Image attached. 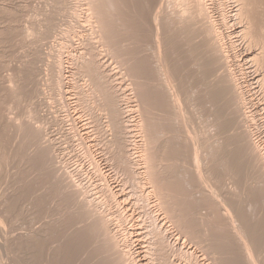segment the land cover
Masks as SVG:
<instances>
[{"label": "rangeland", "instance_id": "374dc122", "mask_svg": "<svg viewBox=\"0 0 264 264\" xmlns=\"http://www.w3.org/2000/svg\"><path fill=\"white\" fill-rule=\"evenodd\" d=\"M58 0H0V103H1V106H0V108L2 107L3 109H4V111L6 112V110H7V112H11L9 115L7 114V112L5 113L4 111H3V109L1 108L0 109V127L2 128H0V145H1V148H3V149H1L0 148V154L1 155H3V156H1L0 155V165H3V166H1L0 167V180L2 181V182H0V193H2L1 195H0V201L2 200L3 202L4 201H6L5 202V208H4V206L3 207H1L4 203L1 201V205H0V215H2V216H0L1 218L0 219H2V220H0V253L2 252V254H0L4 259H1L2 261L0 262V264H25V262H28L29 264H52L53 262L52 261H54V264H56L57 262L59 263V264H67V261H68V264H71V263H73V261H74V263L73 264H93L94 262V264H96V262H98V263H101V262H103V260H104V258L102 259L101 258V256L100 255H103L104 254V250L106 249V247L108 246V248L110 247V248H112L113 250H116L117 248H119L120 247V243L119 242H123V238H121L122 237V235H121V232L120 231H125V232H128V231H130V228L132 229L133 228V226H134V230L132 229L131 231H133V233H131L132 234V239H134V240H132L133 242H131V243H129V247L131 246V248H129L130 249V251L131 252H133V251H135L136 253H135V257H134V259H140L141 261V263L143 264H156V261H154L153 262V260L152 259H150L146 254H145V247L144 246H146L147 245V240L150 242L151 241V237L148 235V237H146L147 236V234H146V236H145V233H147L146 231H147V222L149 223V221H151L152 220V218L153 219H155V221H157V223H158V225L160 224V225H162V227L163 228H166V229H168L169 231H168V234H167V237H168V240H169V242H171V243H173L172 245H173V247H175L177 250H178V248L180 249V250H178L179 252H182L183 251V253H184V250H185V252L189 255V253L190 254H192V255H198V260L197 261H199L198 262V264H220V263H222V264H237L238 262H240V264H243L242 262H243V260H245L244 261V263L245 264H247L248 262L246 261L247 259L245 258V259H241L242 257H243V255L245 254V252H244V250L245 249H243V250H241L242 249V246H238V243L240 244V245H243V244H241L240 242H239V240L236 238V239H234L235 237H234V235L232 234L233 233V231H232V229L228 226V225H226L225 224V222L224 221H222V220H224V219H222V218H224V217H222V215L219 213L220 211H218L217 209H219L218 207H215V203H213L211 200V202L208 200V199H204V197H203V200H201L202 199V197H201V195H203L204 193L205 194H207L208 195V190H216L217 189V187L219 188V189H217V193H218V195H220L219 194V192L221 193V196L222 195H224L226 198L227 197H229L230 196V199H226V200H229L228 202H230V205H229V212H232L231 214H233V212L234 211H232V210H235V212H237L239 209V211H238V213L237 214H239L240 212H241V210H242V212H243V208H244V213H246V214H244V215H242V216H244L245 217V219H244V217L242 218V220L244 219L245 221H243V222H245V223H243V224H245V225H243V227L245 228V229H247V227H251V228H253V229H251V231L249 232V235H248V237L247 238H249L248 240L246 239V242H247V247H248V245L250 246L249 248H248V250H251V252H253V256H254V252L256 253L255 254V256L253 257L254 258V260H255V257H256V262L255 261H253L252 260V262L254 263H256V264H264V252H263V250H264V242L262 243V238H263V235H264V179H263V175L264 174H261V172L264 170V166H263V168H262V165H264V162H262V164H261V162L259 161V160H261V159H259L260 158V156H261V158H263V156H264V154L261 152V150L258 148V147H260V145L261 144H263V145H261V146H263L264 147V92H263V90H264V84H262V82H260L261 80H260V70L258 69V68H256L255 67V63L254 62H252V60L251 59H249V58H251L252 56H253V54H255V52L256 51H258V48H256V47H258V46H256V47H254L253 45H248V44H246L247 43V41H246V39L245 38H243V36L241 35V33H240V31H241V28H242V22H240V20H239V18L236 16L237 15V9H238V2L236 1V0H229V1H227V3H226V5L225 6H223V8H222V10L221 9H218V7H216V6H212L211 8H210V16H208L209 17V19H207V18H205L206 19V22L204 21V19L203 18H201L200 20H199V22L200 23H203L202 25H203V27H198L199 26V22L197 21H193V22H191V24H195V22H196V24L194 25L195 27L197 26V24H198V26L196 27V28H198V29H202V28H204L205 29V26H208V24H210V21H211V19H214L216 22H218L219 20H220V18H221V13H224L225 14V18L227 19V25L225 26V27H222V29H223V31H224V38H222V39H220V35H219V37L217 36V35H215V33L217 34V32L216 31H210V33H209V31H206V30H204L203 31V33H202V35H201V32H202V30L201 31H199L198 32V30L196 29V30H194L193 28H192V30H193V34H194V31L195 32H197L198 34H200L201 36H202V38L199 36V38H201V39H203L204 37H203V35H204V33H205V31H206V34L204 35L206 38H204L205 40H206V43L208 44V45H206V44H203L204 43V40H200L199 38H198V36H196V35H191L192 36V38H188L187 36L188 35H190L191 33H192V30H191V33H190V31L188 32L186 29V27L185 26H187L188 25V23H186V25H182V23H181V25H180V23H178V22H182V20L183 19H178L179 21L178 22H174V21H176V18L174 19V14L172 15L171 13H174V10L173 11H171V10H169V8H171V7H169L168 8V10L169 11H171V13H169L168 15L169 16H171L172 15V17H173V19L172 20H174V21H170L171 20V18L169 17V16H167V17H165V18H163L164 16H166V14L164 13H162L161 12V14H160V17H162V14L164 15L162 18L166 21V19L167 20H169V21H164L163 19H161L160 21H158L160 24H161V26H160V28H161V31L159 32L160 33V36H159V34L158 35H155L154 33H155V31L154 32H152V34L153 35H151V31H150V29H152V28H154L155 26H153V24H152V22L150 21L152 18V12H153V10H154V8H157V6H158V4H159V2H160V0H159V2H158V0H123V1H126L127 3H126V6H124L125 5V2H123V7H125V8H123V9H120L121 8V5L119 6V4H122V3H116V2H118V1H114V3H116V6L114 5L113 7H110V6H108L109 5V3H108V1L107 0H105L104 1V3H105V5L106 6H108V8H107V10H108V12L110 13V14H112V11H116V13L115 14H117V13H119L120 11V13H119V15H121V13H126L125 12V10L124 9H126V10H128L127 11V13L126 14H122V15H124V18H123V16H122V19H120L121 17L119 16L118 18L121 20V22H122V24H124L125 26H124V28H125V31H127V33H125V31H124V28L123 27H120L121 29H119V31L121 32V31H124L123 33H124V35H123V33L121 34V33H118V30H117V26H118V24H117V26L115 27L114 26V29H116L117 30V33L118 34H121V35H123V37L125 36V35H128V36H130V37H128L127 36V38H129V39H131V41L130 40H128V41H130V42H128L126 39L127 38H125V40L126 41H124V42H122L121 41V43H122V46L124 47L125 45L127 46V48L128 49H126L125 47V49L128 51L130 48H131V51H130V53H129V56H131L132 58H134V59H132L131 57V62L130 63H133L134 64V66H135V71H133L134 69H132L131 67L133 66V64H130L131 65V67L129 66V68H131V69H128V64L127 63H125V60H129L130 61V59L128 58L127 59V51H126V56L122 53L121 55H119L120 53H119V51H118V53L119 54H117L118 55V57H115L116 56V54H114V55H112L111 54V57H110V51L112 52V50H113V52H116L115 50L117 49V48H120V46L121 45H119V44H121L120 42H118V40H117V42H115L114 43V41H115V39H117L116 37L115 38H113L114 36H113V34H112V38L111 37H109V38H105L108 42L110 41V40H112V42H110V44H108L106 41H105V39H101V40H104L105 42L104 43H106V46L104 45V43L103 42H99V40L97 41V46L98 47H100V48H102L101 50H100V54H99V56H100V59H101V62H103V67H105V71H106V73L108 74V78H109V82H112V84H114V88H116V90H117V93L119 92V93H121L120 95H119V93H118V95L121 97L122 95H124V96H122V98H121V102H123V104L121 103V107L123 106L124 108H122L123 109V111H124V115H126L125 116V119H127L128 121H127V123L128 124H130V126L132 127L131 129H134L136 126H135V124H139L140 125V123L139 122H141V125H143L142 126V128L143 127H145V129H146V127L148 126L151 130H153V128L155 127V129H156V127L158 128H160V126H162V127H164V128H162V129H160L161 130V132H159V131H157V129H156V132H155V134L157 133V132H159V136H161V138H159V136L157 135V138H159L158 140V142H155L154 140H156L157 138H155L154 136H155V134H153L154 133V131H151L152 132V134L154 135V136H152V138H153V142H155L157 145H158V143L160 144V146L161 147H163L162 146V144L164 145V147L163 148H161L160 150L158 149V148H156V144H154V143H151V144H154V145H149V146H151L150 148H153V151L152 152H154L155 150H157L158 149V151H159V153L161 152L162 153V150H163V152H164V154L166 153V154H168V156L170 155V156H172L171 157V160H169L168 162H167V160L168 159H170V158H166L167 160H164V164H165V161L167 162V164H170V166L168 167V170L166 171V170H162L163 172H164V176L162 175V177H161V179H162V181H164L163 183L165 184L166 182H167V180L169 181V180H171L174 184H175V186H172V185H174L171 181V183H170V185H169V187L171 188H173L175 191H173V190H171V192H169V187L166 189V190H164L165 191V193H166V191H167V193L168 194H166V195H168V197L170 196V197H172L171 196V194L174 196V197H180L181 198V200L178 198L177 199V197H176V199L177 200H180L179 202H181V203H177V204H175V205H178V204H181V205H178L179 207H181V210H186L187 212H183V211H181V210H179L180 208L178 207V206H176L175 208L178 210V212L180 211L182 214H185V215H182V214H179L178 212H177V210H175V208L173 207V209H172V206L171 205H173V204H171L170 202H169V198L167 197H165L164 196V198H166V200L167 201H165V200H162V202H164V203H166V205L167 206H171L170 208L172 209V210H174L173 212L175 213V212H177L178 214H179V217L177 216H173V212H172V215H171V212H169V214L170 215H168L167 213H165V212H167V210L168 211H171V209L169 208H167V206L165 207L163 204V211H165L164 212V215H165V217L163 216V214L162 213H159V211L157 210V208L154 206V202H150L149 203V205L150 206H148V204H145V203H142L143 201H141V204H143V206L139 203V202H137L138 203V205L135 203V202H133V201H135V194L133 195L132 193H131V189H130V187L131 186H129L130 185V183H128L129 185L127 186V184H126V181L123 179V177L122 176H120L121 175V173L120 172H118L117 173V167H116V165L114 164H112L109 160H107L108 159V156H107V154L104 152L105 150H103L104 148H103V145L101 144V141H100V139L101 138H99V137H102V135H103V131L102 132H100L99 134H98V132H97V129L95 128L94 129V127H91V124H88V119H87V116H85V114H83L82 113V111H81V109L80 108H78L79 106L77 105V103L75 102V88L72 86L73 85V83H72V80H71V64H70V60H68L67 59V53L66 52H63V51H60V49H59V45H60V42H62V40H63V38H64V33H65V31H64V29L67 27V26H69L71 23H73V20H72V18L74 19V17H71V16H73V14L72 13H70V16H69V14H67L66 16H63V15H59V14H61L60 13V9H62V8H60V7H62V2L60 1V3H61V6L59 5V4H57L58 2H57ZM102 1V0H101ZM120 1V0H119ZM129 1V2H128ZM131 1V2H130ZM166 0H163V2H165ZM252 1V0H251ZM255 1V3H253ZM253 2H251V4L252 5H254V7L253 6H251V15H252V19L255 21L254 23H256L257 25L258 24H260L261 22L264 24V22H263V20H264V0H263V2L261 1V0H254ZM259 1H261V2H259ZM50 2H53L52 4H50ZM54 2H57V3H54ZM68 2H70L69 4L70 5H72L73 3H75L74 2V0H72V1H70V0H68ZM122 2V1H121ZM209 2V1H208ZM259 2V3H258ZM72 3V4H71ZM102 4H104L103 3V1L101 2ZM113 3V4H114ZM129 3H130V5H129ZM156 3V4H155ZM261 3V4H260ZM155 4V5H154ZM229 4V5H228ZM237 4V5H236ZM257 4V5H256ZM259 4H260V7H259ZM262 4H263V6H262ZM57 5V6H56ZM59 5V6H58ZM164 5V4H163ZM165 5H166V2H165ZM164 5V6H165ZM172 5H174L173 6V9H176L175 7L176 6H181V5H176V4H172ZM172 5H170V6H172ZM256 5V6H255ZM74 6V5H73ZM84 6V7H83ZM85 6H87V5H81V9L83 10V12H84V15H85V12H87V10H86V7ZM117 6H119L120 8H117ZM140 7V9H139V7ZM59 8V10H58V8ZM116 7V8H115ZM135 7V8H134ZM138 7V8H137ZM166 7V6H165ZM165 7H163L162 6V8H163V10H165V12H167V8H165ZM184 7V6H183ZM183 7H182V9H183ZM216 7V8H215ZM45 8V9H44ZM78 8V6L76 5V7L73 9L74 10V12H75V9H77ZM111 8V9H110ZM179 8V7H178ZM258 8H259V10H258ZM4 9V10H3ZM120 10V11H118V10ZM172 9V8H171ZM181 9V7L179 8V10ZM224 9V10H223ZM51 10V11H50ZM53 10V11H52ZM81 10V11H82ZM134 10H135V13H134ZM141 10V11H140ZM162 10V11H163ZM177 10V12H178V9H176ZM255 10V11H254ZM262 12H261V11ZM59 11V12H58ZM118 11V12H117ZM168 11V12H169ZM181 11V10H180ZM179 11V14H182L181 12ZM253 11H254V13H253ZM260 11V12H259ZM108 12H107V14H108ZM114 12H113V14H114ZM128 12L130 13L129 15H127L128 14ZM167 12V13H168ZM219 12H220V14H219ZM58 13V15H56ZM139 13H141V14H139ZM151 13V14H150ZM186 13H187V15L186 14H184L183 13V15L185 16V18H188V20H190L191 21V19H192V15L190 16V17H187V16H189L188 15V12L186 11ZM259 13H260V15H259ZM110 14H108V15H110ZM115 14L114 15H111V16H114L112 19H114V20H117L118 22L120 21L119 19H117L116 17L117 16H115ZM136 14V15H135ZM137 14H139V15H137ZM189 14H191V13H189ZM258 16V18H257V16ZM132 17H131V16ZM212 15V16H211ZM255 15V16H254ZM47 16V17H46ZM58 16V17H57ZM62 16V17H61ZM127 16H128V18H127ZM184 16H181V17H183L184 18ZM261 16V17H260ZM44 17V18H43ZM64 18V19H61V18ZM66 17H68V18H66ZM135 17V18H134ZM234 17V18H233ZM131 18V19H130ZM134 18V19H133ZM137 18V19H136ZM140 18H141V21H140ZM142 18H143V20H142ZM144 18H145V20H144ZM178 18V17H177ZM180 18V17H179ZM257 18V19H256ZM262 19L261 21H260V19ZM42 19H43V21H45V23L42 21ZM56 19H58V22H57V20ZM71 19V20H70ZM107 19V18H106ZM109 19V18H108ZM111 18H110V20H111V23L114 21V20H112ZM123 19H125V20H123ZM139 19V20H138ZM56 20V21H55ZM62 20V21H61ZM69 20V21H68ZM109 20V21H110ZM125 21V22H123V21ZM130 20V21H129ZM188 20L186 19H184V21L185 22H188ZM210 20V21H209ZM51 21V22H50ZM53 21V22H52ZM117 21H115L116 23H117ZM129 21V22H128ZM132 21V22H131ZM239 21V22H238ZM259 21V22H258ZM70 22V23H69ZM131 22V23H130ZM134 22H136L138 25H140V26H138L136 23H134ZM140 22V23H139ZM162 22H163V24H162ZM172 22H174L175 24L174 25H171V24H173ZM185 22H183V23H185ZM36 23V24H35ZM39 23V24H38ZM41 23V24H40ZM47 23V24H46ZM52 23H54V24H52ZM128 23V24H127ZM158 23V24H159ZM176 23L177 24H179V25H177L176 26ZM230 23V24H229ZM38 24V25H37ZM73 24H75L76 25V23L74 22ZM132 24L134 25V26H132ZM135 24H136V26H135ZM164 24H165V26H166V24H167V26L168 27H165L164 26ZM169 24L171 25L170 27H169ZM190 24V25H191ZM46 25V26H45ZM48 25L51 27V28H49L48 29ZM56 27H55V26ZM84 25H87V26H84ZM112 25H114V23H112ZM127 25V26H126ZM187 26V27H193V25H191V26ZM201 25V24H200ZM205 25V26H204ZM212 24H210L209 26L210 27H212L211 26ZM43 26V27H42ZM53 26L55 27V28H53ZM71 26V25H70ZM77 26V25H76ZM83 26H84V32H82V33H88L89 32V28L91 27V26H89L88 25V23L86 24H84L83 23ZM83 26H81L80 27V29L81 30H83ZM119 26H121V24H120V22H119ZM184 28V30H185V32H184V30H180V29H177V28H182V27ZM229 26V27H228ZM29 29H28V28ZM44 27H45V29L48 31V33L46 32V31H44L46 34H47V36H46V34H44V32L43 31H41V29L42 30H45L44 29ZM47 27V28H46ZM86 27V28H85ZM89 27V28H88ZM113 27V26H112ZM112 27H111V30H112ZM172 27H173V30H172ZM174 27H177V28H175L174 29ZM39 28V29H38ZM119 28V27H118ZM122 28H123V30H122ZM186 28V29H185ZM26 29H27V32H24V31H26ZM113 29V30H114ZM127 29V30H126ZM132 29V30H131ZM163 29V30H162ZM166 29H167V31L169 30V32L167 33V31H166ZM176 29L177 30H180L179 32H181V34H179L178 33V31L176 32ZM40 30V31H39ZM55 32H54V31ZM86 30H87V32H86ZM113 30H112V32H113ZM134 30V31H133ZM153 30H155V28L153 29ZM152 30V31H153ZM30 31H31V33H30ZM164 32V34L166 35L167 34V36H166V38L167 39H170L171 40V36H173L172 37V40L173 41H177V40H179L180 38H182V39H185V38H187V40L185 39V41L184 40H182V39H180L179 40V42L177 41H175L176 43V45H174V43L173 44H171L169 41L167 42L166 40H165V38L163 37V35L164 34H161V32ZM186 31H187V33H188V35H187V33H186ZM39 32H40V34L42 35H40L39 34ZM114 32H115V30H114ZM162 32V33H163ZM175 32V35L173 34ZM182 32H184V33H182ZM211 32H213L212 33V35H213V38L211 39L210 38V36L212 37V35H210L211 34ZM231 32V33H230ZM116 33V32H115ZM132 33V34H131ZM137 35H136V34ZM173 34V35H171V34ZM176 33H178V34H176ZM186 33V34H185ZM25 34V35H24ZM27 34V35H26ZM117 34V37H119L120 35H118ZM197 34V35H198ZM43 35H45V36H43ZM50 35V36H49ZM149 35L151 36V37H149ZM155 35V38L154 39H152L153 38V36ZM162 35V36H161ZM164 35V36H165ZM184 35V36H183ZM187 35V36H186ZM227 35V36H226ZM241 35V36H240ZM116 36V35H115ZM146 36H148V37H146ZM157 36V37H156ZM159 36V37H158ZM180 36H183V37H180ZM215 36V37H214ZM226 36V37H225ZM40 37V38H39ZM42 37H43V40H41L42 39ZM45 37V38H44ZM123 37L121 36V38L120 39H123ZM133 37V38H132ZM164 38L163 40L162 39H160L159 40V38ZM176 37L178 38L179 37V39H176ZM193 37H197L196 38V41H197V44H196V42H195V39L193 38ZM141 38V39H140ZM156 38H158V41H159V43H161V42H167V43H170V44H167V45H165L166 44V42H165V44H163L164 46L163 47H165L166 49H168V52H167V50H165V48H163L164 50L163 51H161V44H159L158 42V44L156 43V41L155 40H157ZM173 38H175V39H173ZM210 38V39H209ZM216 39V43H217V46L215 45L216 43H215V39ZM40 41H39V40ZM45 39V40H44ZM109 39V40H108ZM190 39V40H189ZM194 39V40H193ZM197 39H199L200 40V42L202 43L201 44V46H198V45H200L199 43V41L197 40ZM209 41H208V40ZM228 39V40H227ZM133 40V41H132ZM153 40V42H151ZM189 40V41H188ZM191 40H193L194 42H195V44L193 43V41L191 42ZM219 40V41H218ZM223 42H222V41ZM33 43H32V42ZM36 41V42H35ZM80 41H81V39L80 38H78V37H76V38H74V40H73V42H72V48L75 50L74 52H76V51H78L79 49V47H80ZM120 41V40H119ZM155 41V42H154ZM209 43H208V42ZM220 41L222 42V43H220ZM40 42V43H39ZM125 42H126V44H125ZM132 42V43H131ZM142 42V43H141ZM213 42V43H212ZM226 42V43H225ZM35 43V44H34ZM38 43H39V45H38ZM43 43V44H42ZM102 43V44H101ZM117 43H119L118 44V46L116 45ZM124 43V44H123ZM129 43V44H128ZM155 43L157 44V45H159L158 47H160V48H157V45H155ZM188 43V44H187ZM190 43H191V46H192V44H194L196 47H197V49H198V51H196L195 53H194V56L193 55H189V52L187 53L186 51H188V48H189V46L188 45H190ZM210 43H212V44H210ZM229 43L230 44H232L231 45V47H229V46H227V45H229ZM30 44V45H29ZM79 44V45H78ZM107 44H108V46L109 45H111V44H115L116 46V49L114 48H111V47H114V45L113 46H107ZM137 44V45H136ZM142 44V45H141ZM152 44H154V45H152ZM178 44V45H177ZM187 44V45H186ZM214 44V45H213ZM218 44H219V47H218ZM227 44V45H226ZM28 45V46H27ZM168 45H169V47H168ZM170 45H171V48H170ZM172 45H173V47L175 46V47H177V46H179L178 48V50H183V49H185L184 50V52H181L183 55H182V57L186 54L189 58V60L188 59H186V57L187 56H184L182 59L184 60V58H185V60L184 61H182V59L180 58V57H178V53H179V51L177 50V48H175V50H173L174 48L172 47ZM202 45H206V48H204ZM210 45H213L212 47L214 48V46H215V48H218L219 49V51L223 54V55H219V52L218 53H216L217 51L215 50V58L213 59H210V55H208L209 57H208V59L209 60H214L215 62H216V64L217 65H219V66H217L216 64V66H217V68H218V70H216L217 68H214L213 66H215V65H212L213 63H214V61H210V62H208V65H207V61H209V60H205L203 57L204 56H200V55H204V54H207V53H209L210 51H211V49H212V47H211V49H210ZM30 46H31V48H30ZM129 46V47H128ZM152 46V47H151ZM154 46H156V47H154ZM167 46V47H166ZM181 46H182V49H180L181 48ZM183 46H186V47H188V48H184ZM233 46H234V48H233ZM248 46H250V47H248ZM76 47V48H75ZM107 47H108V51L110 50L109 48H111L112 50H110L109 52L107 51ZM139 47V48H138ZM142 47V48H141ZM198 47H200V48H198ZM203 47V48H202ZM221 47V48H220ZM225 47V48H224ZM30 48V49H29ZM100 48H98V49H100ZM105 48V49H104ZM123 48V49H124ZM134 48H136L135 50H134ZM153 48H154V50H153ZM195 49V47L193 46L192 48L190 47V49ZM251 48V49H250ZM256 48V49H255ZM28 49V50H27ZM54 49H55V51H54ZM121 50H123L122 48H120ZM124 49V50H125ZM138 49H139V51H138ZM170 49V50H169ZM187 49V50H186ZM189 49V51H191L192 52V50H190ZM199 49H202V50H199ZM206 49V50H205ZM208 49H210V51L208 50ZM253 49V50H252ZM23 50V51H22ZM41 51V53H39L40 51ZM103 50V51H102ZM120 50V51H121ZM133 50H134V53H135V57L134 56H132L131 55V52H133ZM151 50H153V51H151ZM155 50H156V53L158 54V52H159V54H158V57L159 58H157V57H155V61L153 60V54H155ZM196 50V49H195ZM223 50H225V51H223ZM227 50H228V52H227ZM27 53H26V52ZM29 51V52H28ZM45 52V53H43V52ZM106 51H107V53H108V55L106 54ZM142 51V52H141ZM160 51H161V54H162V52H163V54L162 55H160ZM165 51V52H164ZM169 51H172L171 53L173 54V51H176V52H174V53H177L178 55H174L175 57L174 58H176V60H174V59H172L171 58V56H173ZM178 51V52H177ZM194 51V50H193ZM200 51H203V52H201L200 53ZM207 51V53H205V52ZM63 52V53H62ZM121 52H124V51H121ZM138 52V53H137ZM167 52V53H166ZM186 52V53H185ZM24 53H26V54H24ZM59 53H62V54H59ZM164 53H166V55H167V62H169V64L167 63L166 64V60L163 62V61H161L162 59H161V57H165L166 55L164 54ZM169 53V54H168ZM185 53V54H184ZM204 53V54H203ZM212 53V51L209 53V54H211ZM249 53V54H248ZM42 56H41V55ZM47 54V55H46ZM102 54V55H101ZM139 54V55H138ZM157 54L156 55H154V56H157ZM213 54V53H212ZM218 54V56H216ZM45 55H46V57H45ZM146 55V56H145ZM150 55H152V56H150ZM198 55V56H197ZM214 55H212L213 57H214ZM226 57H225V56ZM21 56V57H20ZM43 56H44V58L46 59V60H44V59H42L43 58ZM113 56V57H112ZM142 56V57H141ZM150 56V57H149ZM179 56H181V55H179ZM194 58H193V57ZM205 56H207V55H205ZM219 56H221V57H219ZM223 56V57H222ZM25 57H26V59H25ZM28 57V58H27ZM37 57V58H36ZM57 57H59V59H62L61 60V62L62 63H60V62H57V60H58V58ZM61 57V58H60ZM115 57V58H114ZM198 57H202L203 59H200V58H197ZM216 57H218V58H216ZM229 57V58H228ZM22 58V59H21ZM117 58V59H116ZM119 58H121L122 60H124V63H122L123 61L121 60V59H119ZM152 58V59H151ZM180 58V59H179ZM220 58H222V59H220ZM224 58V59H223ZM24 59V60H23ZM40 59H41V62H43V61H45V62H43V63H40ZM57 59V60H56ZM140 59V61H138ZM149 59H151V60H149V63L147 62ZM160 59V60H159ZM164 59H166V57L164 58ZM163 59V60H164ZM170 59V60H169ZM195 59V60H194ZM197 59V60H196ZM219 59L220 60H222L223 61V64L225 65V63H226V68H225V66L223 65L222 66V68H221V70L219 71V68L221 67L220 66V62L222 63V61H220V62H218L219 61ZM228 59V61H226ZM229 59L232 61H229ZM234 59V60H233ZM115 60V61H114ZM118 60V62H119V60H121L122 62H120V63H122L123 65L121 66V68L124 66V64L126 65V67H123L125 70H129V71H127V72H125V70L122 68H119V66L121 65H118V63H116V61ZM147 60V61H146ZM159 62L160 61V64L157 62V61ZM171 60H173L174 62L176 61V62H178L177 60H181L180 62H181V65H180V62H178V64L176 63V65L175 66H173L175 63H172L171 64ZM187 60H188V62H187ZM191 60V61H190ZM204 60H205V62H204ZM225 60V61H224ZM22 61V62H21ZM38 61V62H37ZM47 61V62H46ZM49 61V62H48ZM58 61H60V60H58ZM114 61V62H113ZM190 61V62H189ZM14 62V63H13ZM25 62H27V63H25ZM36 62V63H35ZM50 62L51 63H54V62H57V63H60V65H58L57 63H55L54 64V66L55 67H53V66H50L51 64H50ZM126 62H128V61H126ZM156 62V63H155ZM163 62V63H162ZM185 64H184V63ZM187 62V63H186ZM197 62V63H196ZM205 64H204V63ZM230 62H231V65H233L232 67H231V65H230ZM23 63V64H22ZM34 63L36 64V65H34ZM154 63V64H153ZM161 63H162V65L164 64V66H162L161 65ZM195 63H196V66H198V65H200V66H211V68H212V72H214L213 71V69H215L216 70V72H214V73H212V74H215L216 75V73L218 74V75H216V76H218L219 78H218V80L220 79V77H222V73H227L228 71H229V73H227V74H225V75H223V76H225L224 78H225V80L224 79H221V83H224L225 81L227 82L226 84H228V85H233L232 87H235L234 89H235V91L233 90V88H232V90H233V92H229V94H232L233 95V97H234V93L236 94V96H235V98L234 99H237V97L238 96H241L242 95V97H244V98H240V97H238V99H237V102L236 103H234V107H233V111L235 110V108H237V105L240 107H238L240 110H239V112H241V113H238V115L239 114H241V116H242V114L244 113V111H246V113L248 114V116H245V114L246 113H244L243 114V116L241 117H238L236 120L238 121L239 120V125H241L240 127L239 126H235V124H234V128H237L236 130H238V128H240L239 129V131H237L236 132V134H233V135H236V136H230V135H232V132H234L235 133V129L233 128V126L232 127H230V129L229 128H226V129H228V131H229V133H225V131L223 132V133H225L224 135L223 134H221V136H219L220 135V133H222L221 132V128H222V126H223V123H224V121H226L227 119H229V118H231V117H235L236 118V116H231V115H234V114H232V113H235V115L237 114V109H236V111H231L232 110V108H230V107H232L233 106V102H235V101H231V102H229L228 103V101H226L224 98H226L225 96H228L229 94H228V92L225 94V96H223V100L226 102V104H225V102L222 100V98H220L221 100H218V104H221L222 106L221 107H223L222 109H226L227 108V106L229 107V109L230 110H225V111H223L224 113H222L221 112V107H219L220 105H218L217 103V105L216 104H214L213 102H211L210 104H208V101H207V99H206V95L207 94H204L203 92H207V90H210V88L209 87H212L211 89H213L214 87H216L217 86V84H219L220 83V80L218 81L216 78V76L215 75H213V76H215L214 77V79H212L213 78V76H212V74H209V72H211V68H209L208 69V67L206 68V70H207V73L206 74H209L210 76H208V75H206L205 74V76H203V74L205 73L203 70H205L204 68L205 67H200V71H199V67H198V69H197V67H195L197 70H196V74L197 73H199L198 75H199V77H200V75H201V77H202V79H201V77L198 79L197 77H198V75H193V74H191L192 73V70H193V73H195L194 72V66H195ZM200 63V64H199ZM209 63H212L211 65H209ZM228 63V64H227ZM233 63V64H232ZM42 66H41V65ZM45 64H46V66H45ZM48 64V65H47ZM62 64V65H61ZM146 66V68H145V66ZM157 64H159L160 66H162L161 67V69L162 68H168L167 70L169 71L168 73L170 74L171 73V76L174 74V76H177L178 75V78L176 79V80H179V81H177L178 82V84L176 83V81H175V78L174 79H172V77L170 76V75H168V73H167V75L169 76V78H168V80L166 79V76L164 77V79H162V78H160V77H158V76H161V75H159L158 74V69H160V68H157L159 65H157ZM237 64V65H236ZM41 67H40V66ZM118 65V66H117ZM141 65V66H140ZM148 65V66H147ZM183 65V66H182ZM228 65V66H227ZM236 65V66H235ZM32 66V67H31ZM38 66V67H37ZM44 66V67H43ZM48 66H50V68L51 69H53V70H55V71H53V70H49L48 69ZM62 67V69L61 68H59V67ZM133 66V67H134ZM144 66V67H143ZM166 66V67H165ZM168 66V67H167ZM179 66V67H178ZM193 66V67H192ZM36 67V68H35ZM40 67V68H39ZM46 67H47V69L51 72V71H53L52 73H55V75H57V76H55V75H53L54 77H56V78H58L59 76H62L61 77V80L63 81V83H62V89H61V93H62V100H63V102H64V104H65V106L62 108L61 106H60V104L58 103V102H56L57 100H56V98L54 97V92L52 91V87H51V85H50V82H48L47 83V81H43V80H47V78H49L51 75H49V71L46 69ZM139 67H141V68H144V69H140ZM154 67V68H153ZM173 67H177V69H175V68H173ZM183 69H182V68ZM186 67H188V68H186V69H188V70H186L185 68ZM230 67V68H229ZM245 67V68H244ZM27 68V69H26ZM45 68V69H44ZM118 68H119V70H118ZM170 68H172V69H170ZM38 69H41V71L40 70H38ZM121 69V70H120ZM156 69V70H155ZM190 69H192V70H190ZM225 69V70H224ZM229 69V70H228ZM258 69V70H257ZM45 70H47V71H45ZM56 70L58 71L59 70V74L56 72ZM123 70V71H122ZM140 70V71H139ZM143 70V71H142ZM210 70V71H209ZM234 70V71H233ZM31 71V72H30ZM44 71H45V73H46V75H44V76H48V77H42V79H41V75L39 74V72L42 74V76H43V74H44ZM130 71H132V72H134V73H132V75H134L133 77L134 78H132L133 79V81L131 80V74H130ZM152 71V72H151ZM155 71V72H154ZM176 71V72H175ZM201 71H203V73H200ZM224 71V72H223ZM232 71V72H231ZM236 71V72H235ZM61 72V73H60ZM124 72V73H123ZM167 72V71H166ZM180 72V73H179ZM186 72H187V74H190L189 76L186 74ZM141 73V74H140ZM157 74V76H156V74ZM39 74V75H38ZM48 74V75H47ZM51 74V73H50ZM61 74V75H60ZM175 74H177V75H175ZM185 74V75H184ZM229 74H230V76H229ZM232 74V75H231ZM128 75V76H127ZM152 75V76H151ZM184 75V76H183ZM226 75H228L227 76V78L230 80L231 79V83H230V81H229V83H228V79H226ZM235 75V76H234ZM6 76V77H5ZM12 76V77H11ZM127 76V77H126ZM137 76V77H136ZM140 76V77H139ZM192 77V76H194V79H195V77L197 78V80L196 81H194L193 82V79L191 78V80L190 81H192V82H190L188 79H190V78H188V77ZM211 76H212V78H211ZM237 76V78H234V77H236ZM8 77V78H7ZM14 77V79H11V78H13ZM129 77V78H128ZM155 77V79H153ZM162 77V76H161ZM170 77H171V79L173 80V83L174 84H177L178 86H179V92L181 93V95H182V92L184 93V95H182V96H184V97H181V95H179V92H178V89H174L176 86H174V84H169L168 82H170V83H172V80L170 79ZM204 77H206V78H204ZM209 77V78H208ZM231 77V78H230ZM5 78V79H4ZM10 78V80H9V82H8V79ZM37 78H39L38 80H37ZM46 78V79H45ZM128 78V79H127ZM139 78V79H138ZM151 79V80H149V79ZM234 78V79H233ZM42 81H41V80ZM75 79V81H76V83H74V85H76L77 83H81L82 84V82L84 81L85 82V80L83 79V78H80L79 79V77H78V79L77 78H74ZM159 79V80H158ZM162 79V80H161ZM171 81H170V80ZM184 79H186V80H184ZM203 80V82H199V81H201V80ZM208 79H209V81L211 82H209L208 81ZM215 79H216V81L218 82H216V83H214L215 82ZM234 81H233V80ZM13 80H15V81H13ZM81 80V81H80ZM111 80V81H110ZM165 80V81H164ZM199 80V81H198ZM206 80V81H205ZM224 80V81H223ZM7 81V82H6ZM38 81V83L39 82H41L40 84L42 85L41 87H40V84H38V83H36L35 84V82H37ZM80 81V82H79ZM134 81H137V82H134ZM139 81V82H138ZM162 81V82H161ZM163 81H164V83H163ZM166 81H168L167 83H166ZM181 81H182V83H181ZM188 81V82H187ZM205 81V82H204ZM10 82H12V83H10ZM45 82V83H44ZM147 82H149L148 83V85L146 84ZM196 82H197V84H196ZM209 83V84H207V83ZM238 82V83H237ZM9 83H10V85H9ZM16 83H19V85L18 84H16ZM20 83H22V84H20ZM25 83H27L26 85H25ZM71 83V84H70ZM116 83V84H115ZM134 83L137 85H134ZM143 83H145V84H143ZM164 85H167L170 89H171V87H173L172 89H171V92L173 93V91H176V92H174L175 94H177L178 96V101L181 103V106L183 107V108H180L179 106H180V104H178V110L180 111V109H181V112H180V114L183 116H180V114L178 115L179 116V121L177 120V116L175 115V114H178V113H175V114H173L174 112V110L172 109V105H171V103L169 102V100H168V98L164 95V92H163V89H162V87L164 88V86L162 85V84ZM191 83V84H190ZM202 83H204V84H206V85H204V84H202V85H204L203 87H202V85L201 84ZM237 85H236V84ZM5 84V85H4ZM9 86H8V85ZM14 84V85H13ZM15 84H16V86H20L19 88H17L16 86H15ZM23 84L25 85V86H23ZM34 84V85H33ZM45 84H47V85H45ZM140 84V85H139ZM143 84V85H142ZM155 84H157V85H155ZM193 84H196V85H193ZM199 84H200V86H199ZM212 84V85H211ZM261 84V85H260ZM39 85V86H38ZM116 85V86H115ZM139 85V86H138ZM145 85L147 86V89H144V91L146 90V92H144L142 89V92L143 93H147V95L145 94V96L144 95H142L143 93L140 91L139 92V90L140 89H138V88H146L145 87ZM161 85V86H160ZM186 87H185V86ZM188 85H190V86H197L198 88H200V89H198L197 87H195L196 89L194 90V92H192L193 91V88H190V87H187ZM216 85V86H215ZM235 85V86H234ZM239 85V86H238ZM23 86V87H22ZM134 86L136 87L135 89H134ZM140 86H142V87H140ZM144 86V87H143ZM148 86H150V89H149V87ZM154 86V87H153ZM171 86V87H170ZM177 86V87H178ZM206 86V87H205ZM209 86V87H208ZM236 86H238L237 88H236ZM261 86H262V89H261ZM8 87V88H7ZM11 87H15V88H11ZM22 87V88H21ZM49 87V88H48ZM138 87V88H137ZM156 87V88H155ZM161 87V88H160ZM176 87V88H177ZM184 87V88H183ZM205 87V88H204ZM241 87V88H240ZM5 88V89H4ZM11 88V89H10ZM39 88V89H38ZM51 88V89H50ZM158 88V89H157ZM160 88V89H159ZM181 88V89H180ZM183 88V89H182ZM188 88H190L189 90H188ZM19 89V90H18ZM40 89H42V90H40ZM49 89V90H48ZM202 89H204V90H202ZM206 89V90H205ZM240 90V89H242V90H240V91H238V90ZM9 90H12V91H10L12 94L10 95V92H9ZM14 90V91H13ZM16 90V91H15ZM23 90V91H22ZM26 90V91H25ZM136 90V91H135ZM148 90V91H147ZM156 93V94H158V95H156L153 91ZM160 90H161V92H160ZM186 90V91H185ZM197 90H201L202 92H198ZM37 91L40 93L39 95H38V93H37ZM41 91H42V93H41ZM50 91V92H49ZM137 91H138V93H140V95H141V97H140V95L137 93ZM182 91V92H181ZM188 91H189V93H188ZM195 91H196V94H195ZM14 92H17V93H14ZM24 92V93H23ZM27 92V93H26ZM170 92V93H171ZM192 92V93H191ZM198 92V93H197ZM19 93V94H18ZM26 94V97L23 95V94ZM37 93V94H36ZM126 93V94H125ZM134 93V94H133ZM142 93V94H141ZM173 93V94H174ZM14 94L17 96V95H19V96H15L14 97V99L12 98V96H14ZM152 94H154V95H152ZM186 94H191L190 96L189 95H186ZM192 94L195 96L194 97V99L192 98L193 96H192ZM261 94V95H260ZM22 95V96H21ZM29 97H31V98H29ZM36 95H38L39 96V98H38V96H36ZM53 95V96H52ZM135 95V96H134ZM152 95V96H151ZM166 97H164V96ZM160 96V97H159ZM188 96V97H187ZM10 97V98H9ZM24 97V98H23ZM34 97V98H33ZM46 97V98H45ZM123 97H124V99H123ZM143 97V98H142ZM146 97H147V99H146ZM154 97V98H153ZM157 97V98H156ZM161 98V100H158L159 98ZM162 97H163V99H162ZM180 97V98H179ZM228 97H230V95L228 96ZM227 97V98H228ZM232 97V96H231ZM231 97H230V99H231ZM233 97H232V99L231 100H234L233 99ZM21 98V99H20ZM35 98H37V100L38 99H40V102H41V105H40V103H38L39 105H38V107L36 108V113L44 120L43 122L42 121H35L34 119H35V116L37 115L32 109H30V111H33L32 113L34 114H36V115H33L32 113V115L31 114H29L28 112H29V107H30V105L31 106H33L34 104H33V100L34 101H36V99ZM138 98V99H137ZM145 98V99H144ZM189 98H191V99H189ZM12 100V103L13 104H11L10 102H11V100ZM16 99V100H15ZM24 99V100H23ZM30 101H29V100ZM33 99V100H32ZM142 99V100H141ZM148 99H150V100H152L151 102H150V100H148ZM166 99V100H165ZM182 99V100H181ZM188 99H189V101H188ZM193 99V101H194V105L197 107H195L194 105H193V103H191V100ZM200 99H201V101H202V103L200 102ZM229 98L227 99V100H230ZM244 101H243V100ZM10 100V101H9ZM24 102H23V101ZM123 100V101H122ZM145 100V101H144ZM148 100V102H146ZM181 100V101H180ZM240 100V101H239ZM9 101V102H8ZM13 101H16V102H13ZM19 102V104H18V102ZM25 101H28V102H26L25 103ZM45 103H43V102ZM46 101V102H45ZM140 101V102H139ZM158 101V102H157ZM168 101V102H167ZM204 101H205V106L203 105L204 104ZM207 101V102H206ZM221 101V102H220ZM238 101L240 102V104L238 103ZM243 101V102H242ZM248 101V102H247ZM4 102V103H3ZM8 102V103H7ZM31 102V103H30ZM48 102V103H47ZM138 102V103H137ZM142 102V103H141ZM197 102V103H196ZM220 102V103H219ZM246 104H245V103ZM261 102V103H260ZM14 103H15V105H14ZM23 103V104H22ZM30 103V104H29ZM76 104V106H75V104ZM145 103V104H144ZM154 103V104H153ZM164 103V104H163ZM171 105H169V104ZM186 105H185V104ZM200 103V104H199ZM213 103V104H212ZM223 103H224V105H223ZM230 103H232V106H230L231 104ZM242 103H244L243 105H241ZM7 104V105H6ZM29 104V105H28ZM33 104V105H32ZM133 104H134V106H133ZM138 104V105H137ZM143 104V105H142ZM148 104V105H147ZM188 104V105H187ZM189 104H192L194 107H195V109L194 108H191V107H193L192 105H191V107H190V105ZM5 105V106H4ZM10 105L12 106V107H10ZM27 107H25V106ZM137 105V106H136ZM149 105H151L152 106V109H153V107H155L154 108V110H152L151 108H149ZM165 105H169L168 106V108H167V106H165ZM200 105V106H199ZM201 105H202V107H201ZM209 105H214L215 107H211V108H209ZM227 105V106H226ZM250 105V106H249ZM9 106V107H8ZM140 106V107H139ZM148 106V108H146ZM156 106L158 107V108H156ZM163 106V107H162ZM226 108H225V107ZM241 106L243 107V108H241ZM56 107H58V108H56ZM132 107V108H131ZM137 107L140 109H138V110H135V108L137 109ZM142 107V108H141ZM164 107H165V109H164ZM217 107H219L218 109H217ZM245 107V108H244ZM7 108V109H6ZM8 108H11L9 111H8ZM24 108V109H23ZM31 108V107H30ZM51 108V109H50ZM133 108H134V110H133ZM143 108L144 109H148L147 110V114H146V110H145V113H142L141 111H144L143 110ZM159 108H162V109H164V110H162V109H160L159 110ZM171 108V109H170ZM180 108V109H179ZM205 108H207V109H205ZM6 109V110H5ZM26 109H28V110H26ZM151 109V110H150ZM156 109V110H155ZM189 109V110H188ZM192 109H194L195 111L194 112H197V114L196 113H194L193 112V110ZM202 109V110H201ZM204 109H205V111H204ZM210 109H214V110H211L210 111ZM215 109H217L218 111H216V114L214 113L215 112ZM245 109V110H244ZM2 110V111H1ZM25 110V111H24ZM149 110L150 111H152L150 114H149ZM170 110V111H169ZM184 110H186V112L184 111ZM190 110H192V115L193 116H195V117H193V118H191V113H190ZM200 110V111H199ZM209 110V111H208ZM138 111H140L139 113H138ZM163 111H165V112H163ZM168 111V112H167ZM229 111H231L230 113H231V115H230V113H229ZM250 111V112H249ZM21 112V113H20ZM23 112V113H22ZM27 113V115H26V113ZM154 112H156V113H154ZM185 112V113H184ZM209 112V113H208ZM211 112V113H210ZM221 112V113H220ZM4 113V114H3ZM82 113V114H81ZM159 113V114H158ZM190 113V114H189ZM194 113V114H193ZM200 113V114H199ZM207 113L208 114H211L212 116H213V114H214V118L213 117H209L210 115H207ZM219 113V114H218ZM4 115V117L5 118H3V115ZM20 114V115H19ZM28 114H29V116H31V118H34L33 120L28 116ZM138 114V115H137ZM143 114H144V116H143ZM145 114H146V116L148 117L149 115H153L155 118H154V120L156 119H158V121L155 123V122H153L154 120H153V116H149L150 117V121H151V124H152V122H153V124H157L158 126H153V128L152 127H150L151 126V124H150V126H149V121H148V123H147V119L148 118H145L146 120V124H148V125H145L144 126V123H145V121H144V117H145ZM155 114L157 115L158 114V118L155 116ZM163 114H164V116H163ZM171 114V115H170ZM175 116H173V115ZM198 114H199V117H198ZM219 115V118H218V116L216 117L215 115ZM228 114H229V116H228ZM246 114V115H247ZM17 115V116H16ZM18 115H19V117H18ZM24 115H25V117L27 118H24ZM186 115V116H185ZM202 115L204 116L203 118H204V121H207L206 123L208 124L209 123V125L211 126V129H210V127L209 126H205V125H207V124H202V123H204V122H202V120H203V118H202ZM228 116V118H227V116ZM250 115V116H249ZM254 115V116H253ZM11 116V117H10ZM16 116V118H14ZM33 116V117H32ZM139 116H140V118H139ZM143 116V118L141 119V117ZM170 116V117H169ZM187 116H188V118H187ZM205 116H208L209 118H207L206 117V119H209L210 121H208V120H206L205 119ZM222 116V117H221ZM245 116V117H244ZM254 117L252 120V123H250L249 122V120L251 121V119L250 118H252V117ZM8 117H10L11 119L13 118L14 119V121H15V119L16 120H19V121H17L18 122V125L16 126V124H17V122L15 121H13L12 120V122H11V119L9 120V118ZM17 117L19 118V119H17ZM54 117H56V118H54ZM161 119H160V118ZM166 117H169V119L168 118H166ZM173 117V118H172ZM190 117V118H189ZM202 118V119H200L201 120V122H198V121H196L197 119L196 118ZM226 117V118H225ZM249 118V120L247 119V118ZM30 118V119H29ZM58 118V119H57ZM105 118V117H104ZM152 118V119H151ZM181 118H184V120H182ZM216 118H218L217 120H216ZM224 120H223V119ZM243 118H244V120H243ZM5 119H7V120H5ZM54 119H56V120H54ZM106 119V118H105ZM105 119H103V120H105ZM139 119H141V120H143V121H140ZM160 119V120H159ZM173 119H175L176 121H174ZM181 119V120H180ZM213 121H212V120ZM216 120V122L217 121H220L219 119H222V121L223 122H215V120ZM248 121H247V120ZM10 121L11 122V124L14 122V125L16 126V127H18L17 128V130H19V131H17L16 129H15V127H13L11 124L9 125V123L10 122H7V121ZM22 120H24L23 122H25L24 124L26 125V127H28V128H30V126H31V124H28L29 123V120H30V122L32 123V126L34 125V126H36L37 127V129H36V134H38V131H40L39 129H40V123H41V125L45 122L46 124H43L42 126L43 127H41V128H44L43 130L45 131H43L42 129H41V131H43V132H41L43 135H47V136H43L42 134H40V132H39V136L37 137L36 136V134H35V132H33V134L31 135L30 133V135H28V136H30L31 138L33 137V135H35L34 137L37 139V142H35L36 141V139H34V137H33V139H31V140H33L34 141V143L36 144V145H32L33 143V141H31L30 142V144L29 143H26L29 139H30V137L29 138H27V140H26V138H25V140L23 139L24 137H23V135H22V137L20 136L21 134H23L22 132H23V130L24 129H27V128H24L23 127V122H22ZM32 120V121H31ZM40 120V119H39ZM129 120H131V121H129ZM155 120V121H156ZM174 121V122H171V121ZM190 120V121H189ZM196 121V125H198L197 127H202V128H205V129H207L206 131H204L205 129H202L203 130V133H201L202 132V130H200V128H197L195 125H194V127H192V123H194V122H191V121ZM246 120V121H245ZM260 120V121H259ZM6 121V125H8L7 127H6V125H5V122ZM28 121V122H27ZM60 121V122H59ZM168 121V122H167ZM184 121V122H183ZM243 122V124H241L242 122ZM21 122V123H20ZM35 122H37L38 124L36 125V124H33V123H35ZM213 122V123H212ZM256 123V125H255V123ZM134 125H133V124ZM179 123V124H178ZM181 123V124H180ZM198 123V124H197ZM200 123V124H199ZM212 123V124H211ZM216 123V124H215ZM250 123V124H249ZM152 124V125H153ZM159 124H161L160 126H159ZM168 124H169V126H168ZM182 124H183V126H182ZM201 124L203 125V126H201ZM247 124V125H246ZM22 125V126H21ZM187 125V126H186ZM200 125V126H199ZM243 125L245 126L244 128H243ZM253 125V126H252ZM6 128H5V127ZM135 126V127H134ZM179 126H180V128H179ZM185 126H186V128H185ZM191 126V127H190ZM256 126V127H255ZM24 129H23V128ZM168 127V128H167ZM175 127V128H174ZM182 127H183V129H182ZM214 127V128H213ZM220 128L218 131L220 132L219 133V135H218V137H215L214 138V136L215 135H217L218 133H217V130L216 129H218V128ZM253 127V128H252ZM3 128L4 129H6L7 131H5V132H7V133H5L4 132V130H3ZM9 128V129H8ZM12 128V129H11ZM14 128V129H13ZM35 128V127H34ZM91 128H93L94 130H96V132H97V134H94V133H96L94 130H92ZM159 128H158V130H159ZM167 128V129H166ZM170 128V129H169ZM188 128V129H187ZM194 128H196V129H198L197 131H198V133H197V135L198 136H194V138L192 139V138H190V137H192L193 135H194V132L193 131H188V130H190V129H193L194 131H195V133L197 132L196 131V129H194ZM216 128V129H215ZM233 128V129H232ZM23 129V130H22ZM154 129V130H155ZM179 129V130H178ZM180 129H182L183 131H180ZM242 129V130H241ZM244 129H247V132L245 133V132H243V133H241L242 131H245ZM256 129V130H255ZM14 130H16L15 132H16V134L14 135ZM21 130H22V132H21ZM28 130V129H27ZM165 130V131H164ZM166 130H168V131H166ZM171 130V131H170ZM209 130V131H208ZM210 130H212V132L210 131ZM216 130V131H215ZM233 130V131H232ZM253 130V131H252ZM13 131V132H12ZM94 131V132H93ZM183 132V134H185L186 132H188V134L186 133L185 134V136H184V138H183V136L181 135V133ZM223 131V130H222ZM250 131V132H249ZM20 132H21V134H20ZM110 132H111V130H110ZM148 132V131H147ZM165 132V133H164ZM191 134H190V133ZM204 132H211V133H208V134H210V136H207L206 138H210L211 136L214 138V140L212 139V137L210 138V141L209 140H207V139H204L205 138V133ZM216 134H215V133ZM231 132V133H230ZM248 132L250 133V134H248ZM252 132V133H251ZM111 133H113V132H111ZM110 133V134H111ZM139 132L137 131V130H135L134 129V131H132V134L131 135H133V138H131V139H134L135 140V142H136V144H137V147L139 146L140 148H148L146 145H147V143L146 144H144L145 143V141L146 142H148L149 141V139L151 140V138H147V134H146V136H144L145 138H142V139H144L145 141L143 142V140L141 139V137H139L140 136V133L138 134ZM146 133V132H145ZM160 133L162 134V135H160ZM177 133H179V134H177ZM193 133V134H192ZM206 133V134H207ZM212 133L214 134V136L212 135ZM237 133H241L240 135L238 134L237 135ZM9 134H11V136L9 135ZM73 134V135H72ZM109 134V133H108ZM108 134H106V137H107V139L109 138L110 139V141L113 139V135L112 136H110V134L108 135ZM149 136H151L152 134L150 133V130H149ZM158 134V133H157ZM172 134H174V135H172ZM203 134V135H202ZM207 134V135H208ZM230 134V135H229ZM246 134H248V136H249V138H248V136L246 137V136H244V135ZM7 135V137H5ZM16 135H18L17 137H16ZM95 135V136H94ZM164 135H166V136H164ZM180 135V136H179ZM186 135H187V137H186ZM188 135H189V137H188ZM190 135H192V136H190ZM196 135V134H195ZM201 137H200V136ZM226 135H229L230 137V141L226 138V140H228L232 145H229L230 143L228 142V145L230 146H228L227 144H225V142H227L226 140H225V136ZM242 135L246 138V140H245V143H244V139L242 138ZM27 136V137H28ZM41 136V137H40ZM48 136H49V139H48ZM98 136V137H97ZM148 136V137H149ZM182 136V137H181ZM203 136H204V138H203ZM222 136H224V137H222ZM241 136V137H240ZM251 136V137H250ZM12 137H13V139L15 138H17L16 140L14 139H12ZM21 137V139L23 140V143L21 142V140L19 139ZM45 137V138H44ZM82 137V144H84V145H81L80 144V142H81V140H80V138ZM171 137V138H170ZM197 137V139H199V138H202V141H201V139H199L198 141L200 142H205L206 140L208 141V143H207V141H206V143L205 144H209V143H213V144H215V142H216V139H217V142L219 143V145H218V147H219V149L217 148V154L215 153L216 151V147H217V145H216V147H215V145L213 146V144L210 146L211 148H208V149H210V150H207V149H205V151L207 150V151H209L208 153L210 154V157H211V153H212V151L215 153V154H212V156L213 157H211V158H213V161L212 162H210L208 159L210 158H208V157H206L207 156V151H206V153L203 151L204 150V147H205V144L203 145L202 144V147L203 148H201V142L199 143L195 138ZM234 137H236V138H234ZM237 137H240L241 138V140H240V138H237ZM3 138H6V139H3ZM146 138H147V140H146ZM163 138V139H162ZM170 138V139H169ZM172 138H174V139H172ZM176 138H178L177 140H176ZM188 138V139H187ZM191 140H190V139ZM208 138V139H209ZM222 138H224V140L222 139ZM252 138H254V139H252ZM3 139V140H2ZM10 139V140H9ZM38 139H40V140H42L41 142H40V146H43L44 144L46 145V143H47V151L48 150H50L51 149V151H49L48 153V156H47V154H46V159H45V164L46 165H44V163L42 164L41 162H42V159H41V156H44V154H45V151H44V149H43V151L44 152H42V154H40L41 152H36V147H33V146H37L38 144V142L40 141V140H38ZM46 139V140H45ZM48 139V140H47ZM50 139H52V141L50 140ZM97 139H99V140H97ZM137 139V140H136ZM172 139V140H171ZM203 139L205 140V141H203ZM220 139H221V142H220ZM235 139V140H234ZM236 139H237V141H236ZM243 139V140H242ZM247 139H250L249 141H251V143H252V145L253 146H244V149H245V147H249V148H251V150L253 149L252 147H257L258 146V144H259V146L257 147V149H259V150H257V149H253L251 152H248V151H250V149H245L246 151H244V152H246L245 154H244V152H243V148H242V145L244 144H248V143H250V142H248V140ZM5 140V141H4ZM17 140H20V142L22 143H20V142H18ZM44 140V141H43ZM142 140V141H141ZM164 140V141H163ZM191 141V143L195 140V141H197V143L194 141V143H196V144H194V146H196L198 143V146L197 147H199V145H200V147L199 148H197V149H199V151L198 152H201V150H202V152L199 154L198 152V154L200 155V159H201V157H202V155H206L205 157H206V160H205V162L203 161L202 162V160H200L199 159V157H198V161L199 162H196L197 164H195V162H193L192 163V161H191V157L189 156V155H191V154H189L190 153V151H191V149L192 148H190V151H189V149L187 148L188 146L190 147V146H193V144H191V143H189L190 141ZM238 140H240V142L238 141ZM12 141H13V143H12ZM14 141H16V143L14 142ZM30 141V140H29ZM47 141H49V142H47ZM80 141V142H79ZM94 141V142H93ZM100 143H99V142ZM104 141V140H103ZM178 141V142H177ZM213 141V142H212ZM6 142V143H5ZM8 142V143H7ZM11 142V143H10ZM27 144V145H25V143ZM42 142H44V143H42ZM46 142V143H45ZM54 142V143H53ZM140 142L142 143V144H140ZM152 142V141H151ZM176 144V145H174V143ZM233 142H234V145H233ZM235 142H238V144L240 145H238L237 143H235ZM18 143V144H17ZM42 143V144H41ZM48 143H49V146H50V149H49V146H48ZM51 143H53L52 145H51ZM98 143V144H97ZM167 143H169V144H167ZM173 143V145H171ZM178 143V144H177ZM182 143V144H181ZM225 144L224 146H226L225 147V149H224V146L222 145V147H223V149H222V147H221V149L223 150H221L220 149V146H221V144ZM5 144H7V145H5ZM10 144V145H9ZM14 144V145H13ZM99 144H100V146H99ZM143 144H144V147H143ZM149 144H150V142H149ZM167 144V145H166ZM237 144V145H236ZM20 145V146H19ZM29 145V146H28ZM32 145V146H31ZM44 145V146H45ZM87 145V146H86ZM166 145V146H165ZM168 145H170V146H168ZM179 145H183L181 148L179 147ZM4 146V147H3ZM11 148H10V147ZM15 146H16V149H14L15 148ZM24 147V150H22V148L21 147ZM26 146V147H25ZM27 146L28 147H31V148H27ZM55 146V147H54ZM102 146V147H101ZM159 146V145H158ZM174 147V148H171V147ZM213 146V147H212ZM236 147V148H234V147ZM237 146L238 147H241L242 148V150L240 151V149L239 148H237ZM8 147V148H7ZM20 147V148H19ZM86 149H85V148ZM88 147V148H87ZM105 147V146H104ZM168 147V148H167ZM207 147H209V146H207ZM215 147V150L213 149L212 150V148H214ZM7 150H6V149ZM10 148V149H9ZM18 148V149H17ZM25 148H27L26 150L27 151H29V150H31V151H29V152H27L26 150H25ZM33 148H35V151H33L34 149ZM103 148V149H102ZM139 148V149H140ZM154 148H156L155 150H154ZM167 148V149H166ZM183 148V149H182ZM201 148V149H200ZM228 148H229V150H228ZM230 148H232L231 150L232 151H230ZM233 148H234V150H235V154H238L237 156L236 155H234V153H232V154H229V152L231 153V152H233ZM8 149L9 150H11V151H9V153H8ZM54 149V150H53ZM87 149H89V150H87ZM173 149V150H172ZM180 150V151H177V150ZM227 149V150H226ZM4 151V153H6V154H4L2 151ZM6 150V151H5ZM13 150H15V151H13ZM20 150L22 151V153L24 154V155H22L21 157H20V154H22V153H20ZM165 150V151H164ZM169 150V153L167 152ZM186 150V151H185ZM188 150V151H187ZM212 150V151H211ZM226 150V151H225ZM237 150V151H236ZM239 150V151H238ZM13 151V152H12ZM42 151V150H41ZM85 151V152H84ZM148 151V150H147ZM150 151H151V149H150ZM172 153H171V152ZM173 151H174V153H173ZM183 151V152H182ZM220 151H222L223 153H224V155H222L223 153L221 152V153H218V152H220ZM227 151H229L228 153H227ZM260 151V152H259ZM14 152H16V153H18V154H16V153H14ZM50 152H52V153H50ZM56 152H57V154H56ZM87 152V153H86ZM112 152V151H111ZM149 152V151H148ZM156 152V151H155ZM180 152V153H179ZM187 152H189V153H187ZM205 154H204V153ZM236 152H238V153H236ZM240 152H242V153H240ZM255 153V154H251V153ZM257 152V153H256ZM3 153V154H2ZM28 153V154H27ZM31 153V154H30ZM33 153H35V154H38L39 155V159L41 160L40 161V163H39V160H36V159H38V156H37V158H35V160L34 159H32V161H26V160H28L29 159V157L30 158H34L33 156H35V154H33ZM47 153V152H46ZM158 153V154H159ZM161 153L159 154V157L161 156ZM176 153H178V154H176ZM182 153V154H181ZM227 153V154H226ZM258 153H259V157H258ZM262 153V154H261ZM9 154V155H8ZM13 154V155H12ZM52 154H56V158H59V159H57L56 160V158L54 159L55 160V162L57 163V167H54L55 166V162H53L52 160H51V158H52ZM163 154V155H164ZM165 154V155H166ZM174 154H176L177 156H178V159L179 160H175L176 158H177V156H173ZM181 154V155H180ZM189 154V155H188ZM208 154V155H209ZM227 156L228 154V157H226V158H228V159H226V164L224 165V166H221V164H220V162L218 163L217 162V159H219V158H221L222 156ZM246 154H250V156L248 157ZM256 154H257V156H256ZM6 155H8V157L6 156ZM25 155H27L26 157L27 158H25ZM28 155H30V156H28ZM31 155H32V157H31ZM50 155H51V157H50ZM112 155H113V153H112ZM163 155H162V157H163ZM184 155V156H183ZM189 156L191 159H190V162L192 163V165H190V166H188L189 164L188 163H190L189 162V159H187V156ZM198 155V156H199ZM216 155H218V157H216ZM231 155V156H230ZM240 155L243 157L242 159L240 158ZM4 156H6V157H4ZM10 156H11V158H10ZM14 156V157H13ZM15 156H17V157H15ZM104 156H107V158L106 157H104ZM109 156H111L110 155V153H109ZM167 156V157H168ZM169 156V157H170ZM229 156H230V158H229ZM248 157V158H246V157ZM251 156H256V157H258L257 158V160H258V162H257V160L255 159V158H251ZM2 157H4V160H3V158ZM19 157L20 158H22V157H24V158H22V159H20V160H18L19 159ZM55 157V156H54ZM165 157L166 156H164V158L163 159H165ZM174 157H176V158H174ZM182 157V158H181ZM205 157H202V159L204 160L205 159ZM233 159H232V158ZM238 157V158H237ZM8 158V159H7ZM13 158V159H12ZM161 158V157H160ZM159 158V159H160ZM215 158H217L216 160H215ZM235 158H236V160H238V159H241V160H239V163L242 161V163H240V165H242V166H240V165H238V167H239V169H240V167H241V171H236L237 169H236V165H237V163H238V161L236 162L235 161ZM1 159H2V161H1ZM11 161H10V160ZM24 159H26L25 160V162H26V166L25 165H22L23 164V162H24ZM48 159V160H47ZM106 159V160H105ZM162 159V158H161ZM172 159H174V162L172 161ZM181 159V160H180ZM185 160V162H187L188 161V163L186 164H183L182 165V163L184 162V160ZM244 159V160H243ZM247 159V162H245V160ZM250 159H252V160H250ZM6 160V161H5ZM8 160V161H7ZM18 160V161H17ZM60 162H59V161ZM187 160V161H186ZM209 161V162H206V161ZM211 160V159H210ZM221 160V159H220ZM219 160V161H220ZM231 160V161H230ZM250 160V161H249ZM17 161V162H16ZM34 161L36 162V161H38L37 163H39L40 164V168H39V170L37 169L36 171H37V174L34 172L33 173V176L31 175V174H29V170L31 169L30 167H28L29 166V162L31 163H34ZM50 161H52L53 163H55L54 164V166L52 165L51 166V168H50V166L49 165H51V163H50ZM107 161V162H106ZM109 161V162H108ZM170 161H172L171 163H170ZM182 161V163H180ZM200 161H201V163H202V165H201V163H200ZM228 161V162H227ZM233 161L235 162L234 164H232L233 163ZM252 161V162H251ZM261 161H264V158H263V160H261ZM2 162V163H1ZM59 162V163H58ZM64 162V163H63ZM213 162H217V163H213ZM225 162V161H224ZM229 162L232 164V166H236L235 168H233V167H231V164H229ZM245 164H244V163ZM257 162V163H256ZM7 163V164H6ZM10 163H12V164H10ZM20 163H22V164H20ZM28 163V164H27ZM61 163H62V165H63V167L61 166ZM109 163V164H108ZM161 163H162V161H161ZM177 163V164H176ZM181 165H180V164ZM205 163H207V165L205 164ZM209 163V164H208ZM228 163V164H227ZM247 163V164H246ZM259 163H260V165H259ZM15 164H16V167H15ZM36 164V163H35ZM49 164V165H48ZM96 164V165H95ZM172 164H173V166H172ZM176 164V165H175ZM203 164H205V165H203ZM244 164V165H243ZM248 164H251L250 166L248 165ZM252 164H253V166H252ZM258 164V165H257ZM8 165H9V167H8ZM12 165H13V167H12ZM38 165V164H37ZM47 165H48V167L50 168H48L47 167ZM59 165V166H58ZM64 165H65V167H64ZM109 165H111V166H109ZM179 165V166H178ZM193 165H195V168H193L194 166ZM196 165H197V168H203L201 171H200V169H198L200 172H202L201 174L203 175H201V178L200 179H198L197 180V178H196V180H195V177H194V175L195 174H193V176H192V173L193 172H189L190 171V169H189V167L192 169H196ZM201 165V166H200ZM221 166V169H222V167L224 168V167H226V168H228L227 170H226V168L224 169L225 171H227L226 173H225V171L224 170H219L218 168V166ZM229 165H230V169H232V171H234V172H232L230 169H229ZM11 166V167H10ZM17 166H18V168H17ZM31 166V165H30ZM43 166V167H42ZM47 167L48 169H49V171L50 172H52V174L50 175V172H48L47 171V168L45 169V167ZM60 166H61V168H60ZM116 168H115V167ZM177 166V167H176ZM183 167V168H185L184 170H183V168H181V167ZM191 166H193V167H191ZM199 166V167H198ZM203 166H206L205 168L203 167ZM216 166H217V168H216ZM247 166V167H246ZM249 166V167H248ZM252 166V167H251ZM256 166V167H255ZM3 167V168H2ZM16 169H19L18 171H14V169L15 168ZM53 167V168H52ZM59 167V168H58ZM67 167V168H66ZM110 167V168H109ZM179 167V168H178ZM215 167V168H214ZM261 169H260V168ZM8 168V169H7ZM13 170H12V169ZM21 168H23L22 170H21ZM55 168H57L56 170H54ZM175 168H176V170H175ZM211 168V169H210ZM248 168V169H247ZM251 168H252V170H251ZM255 168L256 169H258L259 171H261V172H258V174L260 175H262V176H258V178H256L257 177V173H255V174H253L254 172H252L253 170L255 171ZM7 169V170H6ZM25 169H27V170H25ZM29 169V170H28ZM40 169H42V170H40ZM58 169H60V171L58 170ZM67 170L68 172H69V174H73V176H72V174L70 175V176H68V177H71V179H72V186L76 183L77 185H74V186H77V187H74L73 186V188H72V186L69 188V187H67L66 188V186H68V182H67V180L65 181L63 178H62V180H57L58 179V176H62L61 174L64 172L63 170ZM172 169V171L170 172V170ZM182 169V170H181ZM192 169V170H193ZM207 169V170H206ZM214 169V171H215V169H218L217 171H212ZM1 170H2V172H1ZM4 170H6V171H4ZM43 170H45L46 172H44ZM52 170V171H51ZM185 170H187V171H185ZM189 170V171H188ZM191 170V171H192ZM14 173H13V172ZM23 171V172H22ZM24 171H25V173H24ZM27 171H28V173H27ZM54 171L57 173V174H60V175H58L57 176V174L56 173H54ZM162 171H159V174H160V172H162ZM170 173H172V174H174V172H175V174L174 175H172V174H170ZM178 171H179V173H178ZM183 172V173H181V172ZM194 171V170H193ZM196 171V170H195ZM195 171H194V173H195ZM204 171H206L205 173H207L206 174V176L208 177V181H204L203 182V180H204V178H206L205 177V175L203 174L204 173ZM211 171V172H210ZM221 171H224V173L223 172H221ZM229 171H231V172H229ZM248 171H250V172H248ZM257 171V170H256ZM255 171V172H256ZM6 172V173H5ZM10 172V173H9ZM12 172V173H11ZM19 173V175H17L18 173ZM62 172V173H61ZM162 172V173H163ZM210 173V175H209V173ZM218 172H220V173H218ZM235 172H238V173H236L235 174ZM240 172V173H239ZM243 172V173H242ZM248 172V173H247ZM2 173H3V175H2ZM17 173V174H16ZM24 174V177L22 178V175ZM49 173V174H48ZM55 174V176H53L54 174ZM65 173V172H64ZM63 173V174H64ZM67 173V172H66ZM65 173V174H66ZM170 174V176H171V178L169 177V175L168 174ZM181 173V175H179ZM190 175H189V174ZM216 173V174H215ZM230 173V174H229ZM232 173V174H231ZM263 173H264V171H263ZM11 174H12V176H11ZM14 174H16L15 176H14ZM20 174H22L21 176H20ZM25 174H26V177H25ZM28 174V175H27ZM34 174L35 175H37L36 177H38V179L39 180H37L36 179V177L34 176ZM39 174V175H38ZM41 174H42V177H41ZM47 175V177H45L46 175ZM65 174L63 175V177L65 176ZM68 173L66 174V175H69ZM119 174V175H118ZM188 176H187V175ZM215 174V175H214ZM219 174H220V176H219ZM233 174L235 175V176H233ZM241 174V175H240ZM10 175V176H9ZM30 175V176H29ZM51 176V179H50V177L48 178V176ZM100 175V176H99ZM161 175V174H160ZM167 175H168V177L170 178H165V177H167ZM178 175H179V178H178ZM209 175V176H208ZM211 175L214 177V179H213V177H211ZM217 175V176H216ZM225 175V176H224ZM228 175H230L231 176V179H232V181L229 179L230 178V176L228 177ZM238 175V176H237ZM240 175V176H239ZM247 175H251V178L249 177L248 178V176ZM14 176V178H12ZM29 176V177H28ZM32 176V177H31ZM40 176V177H39ZM52 176H53V179H52ZM173 176V177H172ZM191 176V178H189ZM215 176H216V178H215ZM227 176V177H226ZM256 178H254V177ZM16 177V178H15ZM28 177V178H27ZM120 177H121V179H122V181H121V179H120ZM175 177H176V179H175ZM193 177H194V181H196V182H200V184H201V182H202V184H208V182H210V183H214L213 184V187H211V185H207V188L205 187V185L203 186L202 185V187H204V189H202V187L201 188H197V187H195L194 185H193V181H191V180H193ZM204 177V178H203ZM210 177V178H209ZM234 177V178H233ZM241 177V178H240ZM253 177V178H252ZM261 177H262V180H261ZM3 180H2V179ZM30 178V179H29ZM57 178V179H56ZM65 178V177H64ZM98 178V179H97ZM163 178H164V180H163ZM182 178H185V179H182ZM228 178V179H227ZM248 178V179H247ZM260 178V179H259ZM15 181H14V180ZM36 179V181H34ZM43 179V180H42ZM46 180V183L45 182H43V181H45ZM48 179V180H47ZM66 179H69V178H66ZM103 179V180H102ZM161 179H160V181H161ZM173 179V180H172ZM176 180V183H175V180ZM240 179L242 180V181H240ZM248 180V182L250 183H248L247 184V180ZM253 179L256 181H253ZM12 182H11V181ZM23 180H25V182H23ZM34 182H32V181ZM42 180V181H41ZM52 182H54V183H52ZM55 180L56 181H58L59 182V184L56 186H54V188H52V185H54L56 182H55ZM74 180V181H73ZM183 180V181H182ZM186 180V181H185ZM189 180V181H188ZM200 180V181H199ZM202 180V181H201ZM213 180V181H212ZM220 180H223V182L222 181H220ZM228 180H230L231 181V184H232V182H233V184L236 186V184H237V187H238V193L235 191V189L237 188V187H235L234 185L232 186L229 182L230 181H228ZM239 180V181H238ZM251 180V181H250ZM5 181V182H4ZM8 181H10V182H8ZM20 181V182H19ZM30 182V183H33V185L32 184H30V183H28V182ZM40 181H41V184H40ZM80 181V182H79ZM125 181V182H124ZM159 180H157V182H160ZM161 181V182H162ZM182 181V182H181ZM212 181V182H211ZM228 181V182H227ZM245 181V182H244ZM259 181V182H258ZM262 181V182H261ZM16 182V183H15ZM23 183V185H22V183ZM48 182H51L52 183V185L50 186V184L51 183H49V184H47ZM57 182V183H58ZM60 182L61 183H65L66 184V182H67V185H64V184H60ZM73 182H75V183H73ZM79 182V183H78ZM105 182V183H104ZM156 182V183H157ZM180 184H182V185H180ZM188 182V183H187ZM192 182V183H191ZM206 182V183H205ZM225 182V183H224ZM229 183V184H227V183ZM260 182H261V184H260ZM14 183V184H13ZM27 183H28V185H27ZM36 183V184H35ZM46 184V186H44V184ZM56 183V184H57ZM80 183H82V184H80ZM123 183H125V184H122ZM162 183V185H163V187H164V184ZM169 183V182H168ZM178 183V184H177ZM197 183V184H198ZM221 183H223V184H221ZM253 183H255L256 184V186H257V188H250L249 186L251 185V184H253ZM7 184V185H6ZM11 184V185H10ZM13 184V185H12ZM15 184H16V186H15ZM27 186H26V185ZM70 184V185H71ZM93 184V185H92ZM107 185V187H106V185ZM216 184V188H215V185ZM221 184V185H220ZM225 184H227V187H228V190H226L227 189V187H226V185ZM245 184H246V186H245ZM255 184H253V185H255ZM259 186H258V185ZM17 185L19 186V187H17ZM36 185L38 186V187H36ZM41 185H43V188H42V186ZM60 185L62 186V187H60ZM63 185L65 186L64 188H66V190H69L70 191V189L72 188V189H77L76 191L75 190H72L71 189V191H73V192H75V194H77L76 196V201H75V198H74V200L72 199H69L68 200V198L66 197V190L65 189H63ZM69 185V186H70ZM83 185V186H82ZM84 185H85V187H84ZM162 185H160L161 187H162ZM166 185V184H165ZM219 185V186H218ZM224 185H225V187H224ZM239 185V186H238ZM243 185H244V187H246V188H244L243 187ZM8 186V187H7ZM25 186V187H24ZM33 186V187H32ZM51 187V189H53V190H51L50 188H46V187ZM82 186L83 187V190H82V187L80 188V187ZM93 186V187H92ZM180 186V189H178V187ZM183 188H182V187ZM190 186H192V187H190ZM198 186V185H197ZM208 186H210V187H208ZM221 186V187H220ZM230 186H232V187H230ZM248 186V187H247ZM256 186H254V187H256ZM10 187V188H9ZM23 187V188H22ZM104 187V188H103ZM194 187L195 188H197V190L199 189V190H201V194L199 193V192H197V190L195 191L194 190ZM242 189H241V188ZM259 187H261L262 189L261 190H259L260 188ZM6 188H7V190H6ZM9 188V189H8ZM25 188H27V189H25ZM33 188V189H32ZM37 188V189H36ZM41 190H44L45 188V190H47V189H50V191H46L47 192V194L45 193V194H43V191H41ZM78 188H80V189H78ZM109 189L111 192H113L116 196H118V198L120 199L119 200V204H117L116 206H117V208H114V206L113 205H110V207H109V204L106 202V199H107V197H106V193L108 192H106V189ZM123 188V189H122ZM160 188V187H159ZM171 188V189H172ZM176 188V189H175ZM182 188V189H181ZM187 188V189H186ZM192 188V189H191ZM209 188V189H208ZM220 188H221V190H220ZM222 188H224V189H222ZM231 188H235L234 190H232ZM241 189V191H240V189ZM248 188H250L249 190H248ZM17 189V190H16ZM34 190V191H32L31 192V190ZM63 189V190H62ZM86 189V190H85ZM208 189V190H207ZM257 189V190H256ZM3 192H2V191ZM13 190V191H12ZM26 190H27V194H26ZM36 190V191H35ZM38 190H40L41 192H39ZM44 190V191H45ZM56 190V191H55ZM78 190H80V191H78ZM101 190V191H100ZM162 191H163V189H161ZM181 190H182V192H181ZM191 190H194L195 191V193H193V191H191ZM198 190V191H199ZM207 190V191H206ZM223 190H225V192L223 191ZM230 190H231V192H230ZM253 190V191H252ZM254 190H256L255 192H254ZM25 191V192H24ZM52 191V192H51ZM54 191H55V194H54ZM64 191H66L65 193H63ZM67 192V193H70V195H72L71 194V191L70 192ZM83 191V192H82ZM91 191V192H90ZM105 191V192H104ZM127 191V192H126ZM130 191V192H129ZM178 191V192H177ZM186 191H189V192H186ZM203 191H204V193H203ZM206 191V192H205ZM228 191V192H227ZM246 191H248V192H246ZM261 191V192H260ZM9 192V193H8ZM16 192V193H15ZM29 192V193H28ZM39 192V193H38ZM60 192V193H59ZM72 192V193H73ZM80 194V195H78V193ZM81 192V193H80ZM85 192V193H84ZM161 192V191H160ZM173 192L174 193H176L177 192V194H173ZM192 192V193H191ZM216 192V191H215ZM244 192V193H243ZM245 192L246 193H248V194H245ZM251 192V193H250ZM15 193V194H14ZM20 193H22L21 195H20ZM25 193V195H26V197H24L25 195H23ZM41 193V194H40ZM49 193H51V194H49ZM88 195H87V194ZM109 193V192H108ZM130 193V194H129ZM169 193H171L170 195H169ZM181 194V196L179 195V194ZM188 193V194H187ZM197 193V194H196ZM228 193V194H227ZM230 193V194H229ZM234 195H233V194ZM240 193V194H239ZM253 193V194H252ZM256 193V194H255ZM261 194V195H259V194ZM263 193V194H262ZM8 194V195H7ZM11 194L13 195V196H11ZM17 194V195H16ZM30 194V195H29ZM39 194V195H38ZM43 194V195H42ZM64 194V196L62 197V195ZM86 194V195H85ZM118 194V195H117ZM191 194V195H190ZM204 194V195H205ZM239 194V196H237ZM245 194V200H244V198H243V195ZM250 194V196H248ZM16 197H15V196ZM22 195H23V197H22ZM39 197H38V196ZM44 196V197H42V196ZM49 195V196H48ZM69 194H67V196H70ZM85 196V198L86 199H88V198H90V199H88V200H91V201H88V200H86L85 198H83L84 200H86V202L88 201V203H90V205L92 206L93 205V203H96L95 205H93V207L94 206H96L95 208H93L94 210H96L95 212H96V217H97V214L99 213V215H100V217H102L101 215H103V218H105V219H109V229H108V237H109V235H110V237H111V235H112V237L110 238V239H112L113 237L115 238H113L115 241V243L116 242H118L116 245H118L116 248H113V247H115V246H113V245H115V244H113L112 245V243L110 242V240L109 241H106V242H108V245H106V247L104 246V244H102L101 242L99 243L100 244V246H102L101 248H97V250L96 249H92V244L90 243L91 241H92V239H91V237H89V239L91 240V241H89V239H87V237H85V236H87V235H85V233H84V235H83V232H85L84 231V229H83V227H82V225L80 224L79 225V222H80V219H82V217L80 218V219H78L79 218V215L81 216V214L83 215V213H82V211H80L81 209H83V208H81V209H75V208H80L81 206H79V205H81V202L80 203H78V201H83V203H82V206L84 207H86V208H91L92 209V207L89 205V204H86L85 202H84V200H82L81 198H82V196ZM184 195V196H183ZM186 195H188V196H186ZM196 195V196H195ZM203 195V196H204ZM255 195V196H254ZM260 197H259V196ZM4 196H6V197H4ZM11 196V197H10ZM31 196V197H30ZM36 198H35V197ZM47 196L50 198V200H48L49 198H47ZM51 196V197H50ZM55 196H57V197H55ZM81 198H80V197ZM83 196V197H84ZM91 196V197H90ZM132 196V197H131ZM134 196V197H133ZM195 196V197H194ZM223 196V197H224ZM250 198H252L251 200L250 199H248V197ZM256 197L257 199L258 198H261L262 197V199L261 200H257L256 198H254V197ZM11 199H10V198ZM19 197H21V198H19ZM41 197V198H40ZM46 197V198H45ZM60 197V198H59ZM64 197H66V198H64ZM174 197H172V198H174ZM183 197V198H182ZM184 197H185V199H184ZM201 197V198H200ZM223 197H221L220 198V196H219V198L220 199H222ZM225 197H224V199H225ZM235 199H234V198ZM246 197H247V199H246ZM24 198L27 200V202H25V200H24ZM28 198V199H27ZM32 198V199H31ZM38 198H39V200H38ZM62 198V199H61ZM63 198H64V200H63ZM78 198V199H77ZM125 198V199H124ZM129 198V199H128ZM161 198H163L162 196H161ZM172 198H170V199H172ZM192 198V199H191ZM193 198H194V200H193ZM197 198V199H196ZM243 198V199H242ZM19 199V200H18ZM41 199V200H40ZM53 199V200H52ZM55 199V200H54ZM59 199H61V200H59ZM65 199H66V202H65ZM79 199H81V200H79ZM94 199V200H93ZM199 199V200H198ZM233 199V200H232ZM237 199V200H236ZM239 199H241V200H239ZM254 199V200H253ZM255 199H256V201L257 202H255ZM9 200V201H8ZM10 200H13L14 201V203H12L13 201H10ZM20 200H22V201H20ZM36 200V201H35ZM43 200V201H42ZM45 200H48V203L45 201ZM59 200L60 201V203H59V201L57 202V201ZM68 200V201H67ZM78 200V201H77ZM92 200L94 201V202H92ZM99 200V201H98ZM172 200H174V199H172ZM177 200H174V201H177ZM191 200V201H190ZM225 200V201H226ZM9 203H8V202ZM16 201H19L20 203H18V202H16ZM72 201V202H71ZM125 201V202H124ZM137 201V200H136ZM161 201V200H160ZM207 201V202H206ZM209 201V202H208ZM234 201V202H233ZM248 201H251L250 202V206H249V202ZM262 203H261V202ZM11 202V203H10ZM32 202H35L34 204L32 203ZM40 202H41V204H40ZM44 204H43V203ZM61 202L63 203V202H65L66 203V205H68V203H69V205H70V203H71V206H72V204H73V207H71V206H67L66 208H63V205H65L64 203L63 204H61ZM75 202V203H74ZM98 202V203H97ZM106 202V203H105ZM145 202V201H144ZM167 202H169L168 204H167ZM171 202H173V201H171ZM185 202V203H184ZM186 202L187 203H189L188 205L186 204ZM196 202V203H195ZM198 202V203H197ZM239 202V203H238ZM248 203V204H245V203ZM256 204L255 206L253 205L254 203ZM23 203V204H22ZM30 203V205L31 206H29L28 204ZM57 205H56V204ZM92 203V204H91ZM176 203V202H175ZM240 203H241V205H245V206H247L248 205V207H245V206H241L240 205ZM259 203V204H258ZM8 204V205H7ZM25 204V205H24ZM28 206H27V205ZM43 204V205H42ZM54 204H55V210H54V207H52V206H54ZM60 204H61V207L60 208H58L59 206H60ZM75 204V205H74ZM77 204H79L78 206L79 207H76L77 206ZM135 204V205H134ZM184 204V205H183ZM186 204V205H185ZM199 204V205H198ZM202 204V205H201ZM210 204V205H209ZM214 204V205H213ZM229 204V203H228ZM233 204V205H232ZM235 204V205H234ZM11 205V206H10ZM34 205V206H33ZM41 205V206H40ZM59 205V206H58ZM65 205V206H66ZM108 205V206H107ZM121 206V207H119V206ZM145 205H147V206H145ZM174 205V206H175ZM194 205V206H193ZM204 205V206H203ZM208 205V206H207ZM237 205H239V206H237ZM251 205H253V206H251ZM7 206H9V207H7ZM26 206V207H25ZM32 206H33V208H34V211H33V209H32ZM36 206V207H35ZM40 206V207H39ZM58 206V207H57ZM64 206V207H65ZM99 206V207H98ZM113 206V207H112ZM145 207V208H142V207ZM154 206V207H153ZM183 206H185V207H183ZM188 206V207H187ZM198 206V207H197ZM200 206H202V207H200ZM206 206V207H205ZM217 206V205H216ZM232 206V208H230ZM260 206V207H259ZM15 207V208H14ZM31 208V209H29V208ZM46 209H45V208ZM68 207H70L69 209H67ZM84 207V209H83V211L84 210H86V212L89 214V212L88 211H90V208H89V210L88 209H86ZM119 207V208H118ZM192 207H193V209H192ZM210 207V208H209ZM251 207V208H250ZM8 208V209H7ZM50 208H52V209H50ZM60 210H58V209ZM73 208L75 209V211L73 210ZM115 210H114V209ZM147 208V209H146ZM151 208V209H150ZM165 208H167V210L165 209ZM202 208V209H201ZM203 208H205V209H203ZM246 208V209H245ZM247 208H249V209H252V210H249V209H247ZM3 209V210H2ZM28 209V210H27ZM64 209V210H63ZM65 209H66V211H65ZM92 209V212H94V210ZM120 209V210H119ZM143 209H145V212H144V210ZM148 209H150V210H148ZM194 209H195V211H194ZM200 209H201V211H200ZM230 209H232V210H230ZM8 210H11L12 211V213H11V211H8ZM31 210V212H32V214H31V212L29 213V211ZM51 210V211H50ZM69 210V211H68ZM71 210V211H70ZM88 210V211H87ZM100 210V211H99ZM122 210V211H121ZM151 210H153L152 212H151ZM199 211V213H198V215L200 214L201 215V213L203 212L204 213V215H203V213H202V217L203 218H207V219H204V220H207V221H204L203 220V218L199 215V218L201 219V220H203L204 221V225L203 224H200L199 222H198V220H200L199 218H197V216L198 215H195L196 214V211ZM213 210V211H212ZM247 210V211H246ZM256 211V213L254 212V211ZM37 211V212H36ZM62 211V212H61ZM74 211V212H73ZM78 211H80L81 213H79ZM197 211V212H198ZM215 211H217V212H215ZM249 211H250V213H249ZM259 211V212H258ZM263 211V212H262ZM36 212V213H35ZM48 212H53V213H48ZM57 212V213H56ZM65 212V213H64ZM72 212V213H71ZM76 212H78V213H76ZM85 212V211H84ZM85 212V213H86ZM95 212L93 213V214H91L92 216H93V218L95 217ZM102 212V213H101ZM115 212V213H114ZM122 212H124V214H127V217H129L128 219H124V217H123V214H122ZM148 214H147V213ZM188 212H189V214H190V212H192L191 214L192 215H187L188 214ZM195 212V213H194ZM201 212V213H200ZM209 212V213H208ZM213 212V213H212ZM235 212H234V214L232 215L233 217H236L237 218V216H239V215H237V214H235ZM248 212V213H247ZM252 212V213H251ZM8 213V214H7ZM28 213V214H27ZM33 213H34V215H33ZM38 213V214H37ZM56 213V214H55ZM67 213H70V215H68ZM74 213H75V215H77V216H75L74 215ZM157 213V214H156ZM187 213V214H186ZM194 213V214H193ZM259 213V214H258ZM7 216H6V215ZM43 214V215H42ZM47 214H48V216H49V214H50V216H49V218H47L48 216H47ZM59 214V215H58ZM64 214H66V216L64 215ZM117 214V215H116ZM207 214H208V216H207ZM215 214V215H214ZM216 214H218V218L217 217H214V218H216L215 219V221H213L214 219L212 218L211 219V217H213V215L214 216H217ZM249 214H251V215H249ZM256 214V215H255ZM261 214H263L262 216H261ZM3 215H4V217H3ZM11 215H12V217H11ZM40 215V216H39ZM72 215V216H71ZM91 215H90V219L92 220L93 218H91ZM99 215H98V217H99ZM107 215V216H106ZM155 215V216H154ZM175 215V214H174ZM180 215H181V217H184V216H186L187 215V218L186 217H184L185 218V220L183 219L182 220V222H183V224H180V222H181V219H180ZM235 215V216H234ZM254 216V219H255V221H254V219H253V216ZM9 216V217H8ZM36 216V217H35ZM51 216H53V217H51ZM57 216H60V218L58 219V217ZM78 219L77 221H79L78 223L76 222L75 223V220H72L73 218H75V217ZM105 216V217H104ZM169 216V217H168ZM172 216V217H171ZM191 217V218H189V222H188V217ZM195 218H194V217ZM4 219H3V218ZM10 217H11V219H10ZM51 217V218H50ZM56 217V218H55ZM66 219H65V218ZM89 217V216H88ZM95 217V218H96ZM97 217V218H98ZM117 217V218H116ZM193 217V218H192ZM208 217H209V219H208ZM222 217V218H221ZM262 217H263V219H262ZM8 218L10 219V220H12V221H10V220H8ZM15 220H14V219ZM41 220H40V219ZM52 218H53V220H52ZM64 218V219H63ZM68 218V219H67ZM94 218V219H95ZM114 218V219H113ZM170 218H172V220L170 219ZM197 218V222L199 223V225H200V228H199V226H198V223L196 222V223H194L195 221V219ZM248 220H247V219ZM261 218V219H260ZM16 219L17 220H19V223H20V225H19V223H18V221H16ZM63 220V222H64V224L66 225L65 227V229H64V224H62L63 222H61V220ZM130 219V220H129ZM166 219H169L170 220V222H172V224H171V226H170V224H169V220H166ZM219 219H221V220H219ZM251 219V220H250ZM252 219H253V221H254V223H253V221H252ZM39 220V221H38ZM47 220L49 221V222H47ZM57 222H56V221ZM59 220V221H58ZM65 220V221H64ZM68 222H67V221ZM90 220V221H91ZM125 220V221H124ZM128 220V221H127ZM136 220V221H135ZM212 220V221H211ZM219 220V221H218ZM251 222H250V221ZM257 220V221H256ZM14 221V222H13ZM23 221V222H22ZM26 221H28L27 223H26ZM85 221H86V219H85ZM85 221H81V222H84V223H82L83 225L85 224ZM89 221V218L87 219V223L88 222H90ZM132 221V222H131ZM144 223H146V225L145 224H143V222ZM194 221V222H193ZM211 221V222H210ZM248 221V222H247ZM260 221H262V222H260ZM5 222V223H4ZM25 222V223H24ZM45 224H44V223ZM51 222V223H50ZM56 222V223H55ZM59 222V224H61V227H62V229H61V227H60V225L58 224L57 225V223ZM113 222H115V223H113ZM192 223L193 222V224H194V226L193 227H195L193 230H194V232L196 233H194L195 235H191V233H192V227H191V229L189 228V230L191 231V233H188V232H190V231H188L187 232V230H188V228L186 227V226H188V224L189 223ZM216 222V223H215ZM222 223V222H224L223 224L225 225V227H227L228 228V230L224 227V225L223 224H219V223ZM12 223H14V224H12ZM19 225H17V224ZM30 225H29V224ZM33 223V224H32ZM48 223V224H47ZM68 223V224H67ZM70 223H71V225L72 224H77L79 227H80V229H79V227H75L76 225H72V226H69L70 225ZM126 223V224H125ZM129 223H132L131 225H132V227H131V225L129 224ZM203 223V222H202ZM218 223V224H217ZM246 223L248 224V223H253V225H251V224H249V226L248 225H246ZM260 224L261 225V223H262V225L260 226V225H258V224ZM9 224V225H8ZM28 224V225H27ZM31 224H32V227H33V225H34V227L32 228L31 227ZM53 224V225H52ZM56 226H55V225ZM89 224V223H88ZM87 224V225H88ZM169 224V225H168ZM184 224H187V225H184ZM193 224H190V225H193ZM23 225V226H22ZM29 226V228H31V230L27 227V226ZM54 228H52L51 226ZM68 225V226H67ZM86 225V226H87ZM175 225V226H174ZM183 226V228L184 227H186V229L184 228H182L181 226ZM190 225L188 226V227H190ZM195 225H197L198 227V229H200V231H201V233H200V231L197 233L196 232V226ZM209 225H210V227H209ZM251 225V226H250ZM257 225L258 226H260V228H257ZM1 226H2V228H1ZM9 228H8V227ZM11 226V227H10ZM15 226V227H14ZM36 226V227H35ZM55 226V227H54ZM176 227V228H172V227ZM202 226V227H201ZM208 226V227H207ZM223 226V227H222ZM17 227H19V228H17ZM24 227V228H23ZM40 227V228H39ZM85 227V226H84ZM130 227V228H129ZM145 227H146V229H145ZM169 227V228H168ZM218 227H221V229L220 228H218ZM7 228V229H6ZM21 228H22V230H21ZM29 230H28V229ZM34 228H35V231H33L34 230ZM37 228V229H36ZM42 228V229H41ZM44 228V229H43ZM47 228H48V232L49 233H47ZM50 228H52V229H50ZM68 228V229H67ZM71 228H72V230H71ZM74 228H76V230L77 231H75V233H73V232H71V231H74ZM121 228V229H120ZM123 228V229H122ZM126 228V229H125ZM140 228H142V229H140ZM202 228V229H201ZM206 228V229H205ZM209 228H210V230H209ZM222 228H224V229H222ZM248 228V229H249ZM257 228V229H256ZM24 229V230H23ZM50 229V230H49ZM57 230V232H56V230ZM64 229V230H63ZM81 229H83V231L81 230ZM85 229H86V227H85ZM116 229V230H115ZM119 229V230H118ZM171 229V230H170ZM176 229V230H175ZM197 229V230H198ZM205 229V230H204ZM219 229V230H218ZM6 230V231H5ZM20 230V231H19ZM43 230V231H42ZM45 230V231H44ZM53 230V231H52ZM69 230V231H68ZM80 230V231H79ZM111 230V231H110ZM145 230V231H144ZM173 230V231H172ZM175 230V231H174ZM182 230H185V232H187L189 235H191V237L190 236H187L186 237V235H188V234H186L185 232H182V233H184L185 235H184V238H183V234H181V232L180 231H182ZM204 230V231H203ZM221 230V231H220ZM230 232V234H232L233 235V240H232V237H231V239H230V237H229V239H230V241L232 240V241H236L235 243H237V246H233V245H231V243L232 244H234V245H236L234 242H231L230 243V241L228 242V240H227V237H228V232ZM229 230H231V231H229ZM14 231V232H13ZM19 232V233H16V232ZM23 231V232H22ZM29 231V232H28ZM31 231V232H30ZM33 231V232H32ZM40 231H41V233H40ZM51 231L53 232L52 234H53V236H52V234H50L51 233ZM61 231H65V232H61ZM115 231V232H114ZM119 231V232H118ZM137 231V232H136ZM178 231V232H177ZM8 232H10V233H8ZM21 232V233H20ZM37 232V233H36ZM46 232V233H45ZM63 233V234H61V233ZM80 232V233H79ZM87 232V231H86ZM111 232H112V234H111ZM115 234H114V233ZM136 232V233H135ZM142 232V233H141ZM145 232V233H144ZM177 232V233H176ZM207 235H205L204 233ZM208 232V233H207ZM212 232V233H211ZM26 234L27 233V235H23V236H20L21 234ZM33 233V234H32ZM43 233H45V234H47V235H45V234H43ZM55 233V234H54ZM78 234V236L79 237H77V234ZM110 233V234H109ZM179 233V234H178ZM199 233L202 235L203 234V236H202V238L199 240L198 238H200V236H197V234L199 235ZM218 233V234H217ZM226 233V234H225ZM253 233H255L254 234V236L252 237V235H253ZM41 234V235H40ZM58 234V235H57ZM71 234V235H70ZM87 234V233H86ZM114 234V235H113ZM143 234V235H142ZM211 234V237L210 236H208V235H210ZM221 234H223V236L221 235ZM230 234H229V236H230ZM257 234V235H256ZM17 235V236H16ZM20 237H19V236ZM30 235H32V236H30ZM36 235V236H35ZM42 235H43V237H42ZM44 235H45V238L46 239H44ZM55 235H56V237H55ZM61 235V236H60ZM117 235V236H116ZM134 235V236H133ZM218 235V236H217ZM226 235H227V237H226ZM255 235H256V238H255ZM260 235L262 236L261 237V239H259L260 238ZM29 236V237H28ZM49 236V237H48ZM81 236V237H80ZM116 236V237H115ZM141 236V237H140ZM146 237V239H144L145 237ZM194 236H197V237H194ZM222 236V237H221ZM251 236V237H250ZM11 237V238H10ZM16 237V238H15ZM29 239H28V238ZM30 237H32V240L30 239ZM62 237V238H61ZM85 237V239H82V238H84ZM107 237V236H106ZM203 237H205V238H203ZM209 237V238H208ZM221 237V238H220ZM225 237H226V239H225ZM259 237V238H258ZM3 238V239H2ZM24 238V239H23ZM56 238L57 239H59L58 241L56 240ZM69 238V239H68ZM139 238H140V240H139ZM190 239L191 240V242L188 240V239ZM196 238V239H195ZM211 239L210 241L209 240H207V239ZM213 238V239H212ZM224 238V239H223ZM2 239V240H1ZM10 239V240H9ZM12 239V240H11ZM17 239V240H16ZM23 239V240H22ZM49 239H51V240H49ZM54 239H55V241H54ZM76 239H77V241H76ZM87 239V240H86ZM118 239V240H117ZM143 239L144 240H146V241H144L143 242ZM150 239V240H149ZM204 239V240H203ZM205 239L207 240V241H205ZM217 239V240H216ZM29 241V243L27 242V241ZM38 242H37V241ZM69 240V241H68ZM83 240H86V241H84L83 242ZM117 240V241H116ZM176 240V241H175ZM185 240V241H184ZM188 240V241H187ZM201 240H203V241H201ZM224 240H225V242H224ZM256 240L258 241H261L260 243H259V241H258V243H256ZM2 241V242H1ZM4 241H5V243H4ZM6 241H8L7 243L9 244V245H7V243H6ZM11 241V242H10ZM16 241V242H15ZM20 241H24L23 243L22 242H20ZM49 241V242H48ZM51 241V242H50ZM53 241V242H52ZM64 241V242H63ZM76 243H75V242ZM81 241V242H80ZM88 241V242H87ZM112 241V240H111ZM195 241H201V242H198V244H197V246H196V244H193V243H195ZM220 241V243L222 242V244H220V243H218ZM226 241L228 242V246H233V247H228L227 246V243H226ZM13 242V243H12ZM16 244H15V243ZM18 242H19V244H18ZM33 242H34V244H33ZM36 242V243H35ZM62 242V243H61ZM66 242V244H64ZM73 242H74V244H73ZM78 242V243H77ZM85 242H87V244L85 243ZM109 242H110V244H109ZM113 242V243H114ZM188 242V243H187ZM248 242H250V243H248ZM255 242V243H254ZM4 243V245H6L5 247H1L2 246V244ZM20 243H22V244H20ZM25 243H28V244H26L25 245ZM32 243V244H31ZM41 245H40V244ZM58 243H60V245H58ZM83 243V244H82ZM204 243H205V245L207 246V248H205V245H204ZM224 243H225V245H224ZM255 244L257 247H258V255H257V250H254L255 249V247L253 246V244ZM14 244V245H13ZM63 244V245H62ZM89 244H91V245H89ZM102 244V245H101ZM132 244H133V246H132ZM146 244V245H145ZM209 246H208V245ZM221 245V247H220V245ZM252 244V245H251ZM3 245V246H4ZM17 245V246H16ZM24 245V246H23ZM27 245H28V247H27ZM37 245V246H36ZM45 245V246H44ZM57 245V246H56ZM86 245V246H85ZM93 245H94V243H93ZM175 245V246H174ZM181 245H182V247H181ZM218 245H219V247H218ZM260 245V246H259ZM29 246H30V249H29ZM36 247L37 248V252L35 251L36 250V248H33V247ZM54 248V250L52 249V247ZM68 248H67V247ZM70 246H71V248H70ZM97 246H98V244H97ZM113 246V247H112ZM196 246V247H195ZM203 246H204V248H203ZM212 248H211V247ZM15 247V248H14ZM20 247V248H19ZM46 247V248H45ZM56 247V248H55ZM59 247V248H58ZM76 247V248H75ZM88 247H91V248H88ZM95 248H96V246H94ZM105 249H104V248ZM202 249H201V248ZM214 247H216V248H214ZM228 247V248H227ZM239 247H241V248H239ZM244 247V246H243ZM254 247V248H253ZM2 248V249H1ZM5 248V250H3ZM12 248H13V250H12ZM17 248V249H16ZM22 248H23V250H22ZM28 248V249H27ZM50 248V249H49ZM60 248H61V250H60ZM104 249L103 251L101 250V249ZM107 248V249H108ZM109 248V249H110ZM199 248V249H198ZM234 248V249H233ZM245 248V247H244ZM259 248H260V250H259ZM45 249V250H44ZM57 249V250H56ZM59 249V250H58ZM70 249V250H69ZM80 249V250H79ZM87 249V250H86ZM108 249V250H109ZM193 249V250H192ZM196 249V250H195ZM207 250V251H203V250ZM210 249V250H209ZM213 249H217L216 250V253L214 254V252H215V250H213ZM239 249V250H238ZM253 249V250H252ZM257 249V248H256ZM2 250V251H1ZM9 250H11V251H9ZM16 252H15V251ZM24 250L26 251V253L24 252ZM38 250H41V251H38ZM52 250V251H51ZM68 250V251H67ZM84 250V251H83ZM92 252H91V251ZM94 250V251H93ZM96 250V251H95ZM99 250H101L103 253L102 254H100V255H98V253H101V252H99ZM113 250H109V251H107V252H109L110 254L112 253V251ZM195 250V251H194ZM221 250V251H220ZM234 250H235V252H234ZM13 251V252H12ZM55 251V252H54ZM62 251V252H61ZM67 251V253H65ZM86 251V252H85ZM194 251V252H193ZM210 251V252H209ZM212 251V252H211ZM224 251V252H223ZM238 251V252H237ZM240 251L242 252L241 254H243L242 256H240L239 257V255H241V254H239L240 253ZM15 252V253H14ZM34 252V253H33ZM44 252H45V254H44ZM50 252V253H49ZM52 252V253H51ZM70 252V253H69ZM93 252H95V253H93ZM98 252V253H97ZM107 252H105V253H107ZM203 253V255H202V253ZM218 252V253H217ZM19 253V254H18ZM29 253H31V254H29ZM40 253H42V256H41V254ZM55 253V254H54ZM58 253V254H57ZM61 253V254H60ZM73 253V254H72ZM81 254V255H79V254ZM88 253V254H87ZM91 253V254H90ZM93 253V254H92ZM144 253V255H142ZM219 253H220V256H219ZM227 255H226V254ZM235 253V254H234ZM238 255H237V254ZM5 254V255H4ZM23 256H22V255ZM35 254H36V258L34 257L35 256ZM38 254V255H37ZM40 254V255H39ZM49 254H51L50 256L51 257H49L48 255ZM57 255V256H54V255ZM96 254H97V256H96ZM110 254H108V256L110 255ZM139 254V255H138ZM217 254V255H216ZM223 254V255H222ZM260 254V255H259ZM73 255V256H72ZM86 255V257H84ZM91 255L93 256V255H95V256H93V258L91 257ZM134 255V254H133ZM136 255H137V257H136ZM222 255V256H221ZM257 255V256H256ZM0 256V257H1ZM11 256V257H10ZM39 256V257H38ZM44 256V257H43ZM58 256H59V258H58ZM63 256V257H62ZM69 256H71V257H69ZM81 256V257H80ZM90 256V257H89ZM104 256H107V254L105 255L104 254ZM204 256V257H203ZM215 258H214V257ZM217 256V257H216ZM230 256V257H229ZM245 256V255H244ZM24 257V258H23ZM56 257H57V261H55L56 260ZM80 257V258H79ZM89 257V258H88ZM95 257V258H94ZM110 257H111V255H110ZM145 257V258H144ZM174 257V258H173ZM172 258V260L173 261H175L177 264H195L194 262H192V260L190 261V260H186V259H183V258H179V257H177V256H173ZM212 257V258H211ZM218 257H219V259L220 258H222V259H218ZM22 258V259H21ZM50 258V259H49ZM63 258H64V260H63ZM71 258V259H70ZM82 258V259H81ZM98 258V259H97ZM99 258L100 259H102V261L101 260H99ZM105 258H107V257H105ZM200 258V259H199ZM214 258V259H213ZM224 258H228V259H224ZM231 258V259H230ZM252 258V259H253ZM84 259H86V260H84ZM95 259H97L98 261H94ZM143 259V260H142ZM216 259V260H215ZM239 261H238V260ZM261 259H262V261L263 262H261ZM29 260H30V262H29ZM51 260V261H50ZM83 260H84V263H83ZM88 260V261H87ZM126 260H128V259H126ZM125 260V261H126ZM213 260H215V261H213ZM236 260V261H235ZM241 260V261H240ZM34 261H36V262H34ZM46 261V262H45ZM66 261V262H65ZM81 261V262H80ZM99 261H101V262H99ZM129 261V260H128ZM150 261V262H149ZM151 261H152V263H151ZM216 261H217V263H216ZM218 261H220L219 263H218ZM24 262V263H23ZM39 262V263H38ZM52 262V263H51ZM64 262V263H63ZM71 262V263H70ZM87 262V263H86ZM89 262V263H88ZM106 262H108V261H106ZM127 262V261H126ZM125 262V263H126ZM247 262V263H246ZM28 263H26V264H28ZM250 263H251V261H250ZM249 263V264H250ZM254 263V264H255ZM106 264V263H105ZM108 264V263H107ZM111 264V263H110ZM112 264H113V262H112ZM239 264V263H238ZM252 264V263H251Z\"/></svg>", "mask_w": 264, "mask_h": 264}, {"label": "bare ground", "instance_id": "6f19581e", "mask_svg": "<svg viewBox=\"0 0 264 264\" xmlns=\"http://www.w3.org/2000/svg\"><path fill=\"white\" fill-rule=\"evenodd\" d=\"M54 1H55V0H54ZM60 1H61L63 4H62V7H60V8H62V9H60L61 11H60L59 8L57 7L58 10L60 11V13L62 12V13L59 14V15L66 16L67 14H69V16H70V13H72L73 16H71V17H74V19L72 18L73 23L75 22L76 25H77V26H76L75 24L71 23V24H70L71 26L69 25V26H67V27L64 29V31H65L64 34H65V35H64V38H63L62 42H60V45H59V49H60V51L66 52V53H67V54H66V55H67V59L70 60V64H71V80H72V83H73L72 86L75 88V102H76L77 105L79 106L78 108L81 109L82 113L85 114V116H87L88 124H91V127H94V129L96 128L98 134H99L100 132L103 131V135H102V137H99V138H101L100 141H101V144L103 145V148H104V149H103V148H102V149L105 150L104 152H105V153L107 154V156H108V159H107V160H109L113 165H114V164L116 165V167H117V173H118V172L121 173L120 176H122L123 179L126 181L127 186L129 185L128 183H130L129 186H131V187H130V189L132 190L131 193H132L133 195H134V194L136 195V196H135L136 199H135V201H133V202H135V203L138 205L137 202H139V203L141 204V201H143L142 203L148 204V206H150V205H149L150 202H154L153 204H154V206L157 208V210L159 211V213H162L163 216L165 217V215H164V212H165V211H163V210H164V209H163V208H164L163 205H164L165 207H166L167 205H166V203L162 202V200H165V201L168 200V199L166 200V198L168 197V195H166V194H168V193H167V191H166V193H165L164 190H166V189L169 187V185H170V183H171L172 181H171V180H169V181L167 180V182L165 183L166 185H165V184L163 183L164 181H162L161 177H162V175H163L164 172H165L164 170H166V169L168 170V167L170 166V164H167V162H168L169 160H171V157H172V156H170V155H171V154H170V155H169L170 157H169L168 154H166V153H165V154H166V155H165L164 152H163V150H162V153L160 152V153H161V156H160V157L162 158V159H161V158L159 157V154H160V153H159L158 149L160 150L161 148L164 147V145L162 144L163 147H161L160 144H159L160 142L158 143L159 146L155 143V142H158V141H159V140H158L159 138H161V136H159V132H161L160 129H162V128H164V127H162L163 125L160 126L161 124H159V126H160V128L158 127L159 130H158V128L156 127L157 131H159V132H157L158 134H157V133L155 134L156 129H155V127L153 128V126H158V125H157V124H156V125L153 124V122L156 123V122L158 121V119H157V120L155 119V120H156V121H155V120H154L155 117L153 116L154 114H153V115H149V116H153L152 118H153L154 121L152 122V124H153V125H152V124H151V121L149 120L150 117H149V116H148V117L146 116V114L148 113V112H147L148 109L146 110V109L143 108L144 111H141V112H142V113H145V110H146V114H145V117H144V118H143V116H144V114H143V116L141 117V119L143 118L144 121H145V120H146L145 118H148L146 121H147V123H148V121H149V126H150V124H151L150 127H152L153 130H151L148 126L146 127V129H145V127L142 128L143 125H141V122H139L140 125H139V124H135L136 127L134 126V127H135L134 129L137 130V131L140 133V136H139V137H141V139H142V138H145L144 136H146L147 133H148V134H147L148 136L150 135V134H149V130H150V133H151V134H152L151 131H154L153 134H155V136H154L153 134H152L151 136H149V137L147 136V138H151V140L149 139L148 142H146L144 139H142V140H143V142L145 141L144 144L147 143V145H146L147 147H148L149 145L152 146V145L156 144V145H157L156 148H158V147H159V148H158L157 150H155L156 148H154V150H155L156 152H155V151L152 152V151H153V148H150L151 146H149L148 148L145 147V148H143V149L140 148L139 146L137 147V144H136L135 140H134V139H131V138H133V135H131V134H132V131H134V129H131L132 127L130 126V124L127 123L128 120L125 119V116H126V115L123 114L124 111H123V109H122V108H124V107H123V106L121 107V103L123 104V102H121V98H122V96H124V95H122V96L120 97L119 95H120L121 93L118 92V93H119V95H118V93H117V90H118V89L116 90V88H114V84H112V82H109L108 74L106 73V71H105V67H103V62H101V59H100V56H99V54H100V50H101L102 48H100L101 46H100V47L97 46V45L99 44V43L97 44V41H98L99 39H100L99 42H103V43H104V42L106 41L108 44H110V42H112L113 39L110 40L109 42H108L106 39L109 38V37L112 38V34H113V36H114L113 38H115V37L117 38V39H115L114 43L117 42V40H118V42H120V43H121V41L124 42V41H126V40H127V41H128V40L131 41V39L127 38L128 35H125V36L123 37V35H124L123 32L125 31V28H124L125 25L122 24V22H121V20H120V19H122V16H123V18H124V15H122V14H126L127 11H128L129 9H128V10L124 9L126 13H121V15H119V13H120L121 11L117 9L118 11H120L119 13H117V14L121 17L120 19L118 18L119 16H118L117 14H115L116 11H115V12L112 11V14H110V13L108 12L109 9L107 10L108 6H110V7H113L114 5L116 6V3H119V2L122 3V4H119V6L121 5V8H120L119 6H117V8L123 9V8H125V7H123V2H125V5H124V6H126V3H127V2H126V1H123V0H120V1H119V0H107L108 3H109L108 6L105 5V3H104L105 0H102L104 4L101 3V2H102L101 0H74L75 3H73V4L71 3L72 5L69 4L70 2H68V0H58V1H57L58 3H57V2H54V3L59 4ZM70 1H72V0H70ZM114 1H115V2L118 1V2L114 3ZM121 1H122V2H121ZM208 1H209V2H208ZM227 1H229V0H166V1H165V2H166V5H165V2H163V0H160V2H159V0H158L159 4H158L157 8H154V10H153V12H152V15H151V16H152V17H151L152 19H151L150 21L152 22L153 26H155V27H154L155 30H153L154 28L150 29V31H151V35H153L152 32L155 31L154 34H155V35H158V34H159V36H160V33H159V32L161 31V28H160L161 24H160L158 21H160L161 19H163V18L169 16V15H170L169 13H171V11H173V10H174V13H171V14H172V15L174 14L173 16H174V19L176 18V21L172 20V19H173L172 15L169 16L170 18L172 17L170 21L178 22V21H179L178 19H183L182 22L180 21V22H178V23H180V25H181V23H182V25H183V24L186 25V23H188L187 26H189V25L191 24V22H193V21H196V22L198 21V22H199V20H200L201 18H203L204 21L206 22V19H205V18L209 19L208 16H210V15H209V14H210V8H211L212 6H216V5H217L216 7H218V9H221V10H222L223 6L226 5ZM236 1L238 2V9H237V15H236V16L239 18L240 22H242V28H241L240 33H241V35L243 36V38L246 39V41H247L246 44H248V45H253L254 47L258 46V47H256V48H258V51H256L255 54H253V56H252L251 58H249V59H251L252 62L255 63V67L257 66L256 68H258V69L260 70V71H259V72H260V80H261L260 82H262V84H264V24L261 22L260 24L257 25L256 23H254V22H255V21L253 20L254 18L252 19V15H253V14L251 15V12H252V11H251V10H252V9H251V6L254 7V5H252L251 2H253L254 0H252V1H251V0H236ZM261 1L263 2V0H261ZM261 1H259V2H261ZM105 2H106V1H105ZM128 2H129V1H128ZM130 2H131V1H130ZM259 2H258V3H259ZM52 3H53V2H50V4H52ZM113 3H114V4H113ZM253 3H255V1H254ZM127 4H128V3H127ZM155 4H156V3H155ZM155 4H154V5H155ZM163 4H164L166 7H165ZM172 4L181 5V6H176V7H175L176 9H178V12H177L176 9H173V6H174V5H172ZM260 4H261V3H260ZM260 4H259V7H260ZM263 4H264V3H263ZM263 4H262V6H263ZM59 5L61 6V3H60ZM59 5H58V6H59ZM73 5H74V6H73ZM76 5L78 6V8L75 9V12H74L73 9L76 7ZM81 5H87V6H85V7H86V10H87V12H85V15H84V12H83V10H82L83 8L81 9ZM129 5H130V3H129ZM170 5H172V6H170ZM228 5H229V4H228ZM236 5H237V4H236ZM256 5H257V4H256ZM256 5H255V6H256ZM56 6H57V5H56ZM162 6L165 7V8H167V12H168L169 10H171V11H169L168 13L165 12V10H163ZM168 6L171 7L172 9L169 8ZM183 6H184V7H183ZM83 7H84V6H83ZM126 7H127V6H126ZM138 7H139V6H138ZM138 7H137V8H138ZM178 7H179V8L181 7V9H180L181 11L179 10ZM182 7H183V9H182ZM216 7H215V8H216ZM263 7H264V6H263ZM115 8H116V7H115ZM134 8H135V7H134ZM168 8H169V10H168ZM44 9H45V8H44ZM110 9H111V8H110ZM139 9H140V7H139ZM3 10H4V9H3ZM81 10H82V11H81ZM162 10H163V11H162ZM223 10H224V9H223ZM258 10H259V8H258ZM50 11H51V10H50ZM52 11H53V10H52ZM59 11H58V12H59ZM109 11H110V10H109ZM118 11H117V12H118ZM140 11H141V10H140ZM179 11H180L182 14H179ZM186 11L188 12V15H189V16H187V17H190V16L192 15V19H191V21L188 20V18H185V16L183 15V13L187 15ZM254 11H255V10H254ZM254 11H253V13H254ZM260 11H261V10H260ZM260 11H259V12H260ZM107 12H108V14H110V15H108ZM113 12H114L115 16H117L116 18L120 20L119 22H120L121 26H119V22H118L117 20L112 19V18L114 17V16H111V15H114ZM161 12H162V13L164 12V13L166 14V16H164V15H163L164 13H163V14H162V17H163V16H164V17H163V18L160 17ZM261 12H262V11H261ZM134 13H135V10H134ZM189 13H191V14H189ZM263 13H264V12H263ZM129 14H130V13L128 12L127 15H129ZM139 14H141V13H139ZM139 14H137V15H139ZM150 14H151V13H150ZM168 14H169V15H168ZM219 14H220V12H219ZM56 15H58V13H57ZM59 15H58V16H59ZM135 15H136V14H135ZM220 15H221V18H220V20H219L218 22H216L214 19H211V21L209 20V21H210V24H212V25H211L212 27L209 26L210 24H208V26H205V25H204V26H205V29H204V28H202L203 30L201 29V30H202L201 35H202L203 31L207 29L206 31H209V30H210V31H213V32L216 31L217 34L215 33V35H217L218 37H219V35H220V39L224 38V31H223L222 27H225V26L227 25V19L225 18V14H224V13H221ZM255 15H256V14H255ZM255 15H254V16H255ZM259 15H260V13H259ZM58 16H57V17H58ZM130 16H131V15H130ZM181 16H184V18L181 17ZM211 16H212V15H211ZM256 16H257V15H256ZM46 17H47V16H46ZM61 17H62V16H61ZM61 17H60V18H61ZM131 17H132V16H131ZM177 17H178V18H177ZM179 17H180V18H179ZM260 17H261V16H260ZM43 18H44V17H43ZM66 18H68V17H66ZM106 18H107V19H106ZM108 18H109V19H108ZM110 18H111L112 20H114V21L112 22V23H114V25H112ZM114 18H115V17H114ZM127 18H128V16H127ZM134 18H135V17H134ZM134 18H133V19H134ZM233 18H234V17H233ZM257 18H258V16H257ZM257 18H256V19H257ZM61 19H64V18H61ZM130 19H131V18H130ZM136 19H137V18H136ZM167 19H168V18H167ZM167 19H166V21H169V20H167ZM184 19H185V20L187 19L188 22H185ZM259 19H260V18H259ZM56 20H57V22H58V19H56ZM56 20H55V21H56ZM70 20H71V19H70ZM109 20H110V21H109ZM123 20H125V19H123ZM123 20H122V21H123ZM138 20H139V19H138ZM142 20H143V18H142ZM144 20H145V18H144ZM163 20H164V19H163ZM192 20H193V21H192ZM261 20H262V19H260V21H261ZM42 21H43V19H42ZM61 21H62V20H61ZM68 21H69V20H68ZM115 21H117V23H116ZM129 21H130V20H129ZM129 21H128V22H129ZM140 21H141V18H140ZM164 21H165V20H164ZM166 21H165V22H166ZM170 21H169V22H170ZM43 22L45 23V21H43ZM50 22H51V21H50ZM52 22H53V21H52ZM123 22H125V21H123ZM131 22H132V21H131ZM131 22H130V23H131ZM174 22H172L173 24H171V25H174V24H175ZM183 22H185V23H183ZM196 22H195V24H196ZM238 22H239V21H238ZM258 22H259V21H258ZM263 22H264V20H263ZM58 23H59V22H58ZM69 23H70V22H69ZM83 23H84V24H85V23H86V24L88 23V25L91 26L90 28L88 27V28L90 29L88 33H82V32H84V26H87V25H84V26H83ZM134 23H136V22H134ZM139 23H140V22H139ZM158 23H159V24H158ZM166 23H167V22H166ZM199 23H200V22H199ZM199 23H198V24H199ZM35 24H36V23H35ZM38 24H39V23H38ZM38 24H37V25H38ZM40 24H41V23H40ZM46 24H47V23H46ZM52 24H54V23H52ZM117 24H118V26H117ZM127 24H128V23H127ZM136 24H137V23H136ZM136 24H135V26H136ZM162 24H163V22H162ZM195 24H194V25H195ZM198 24H197V26H198ZM200 24H201V25H200ZM200 24H199L198 27H200V26L203 27V25H202L203 23H200ZM229 24H230V23H229ZM137 25H138V24H137ZM159 25H160V26H159ZM171 25L169 24V27H170ZM177 25H179V24L176 23V26H177ZM180 25H179V26H180ZM184 25H183V26H184ZM191 25H193V24H191ZM191 25H190V26H191ZM194 25H193V27H192V26H191V27H187V26H185V27L187 28V29H186V28H185V29H186L187 31L189 30L190 33H191L192 28H193L194 30L197 29L198 32L201 31L200 29L196 28L197 26L195 27ZM45 26H46V25H45ZM54 26H55V25H54ZM54 26H53V28L56 27V26H55V27H54ZM81 26H83V30L80 29ZM112 26H113V27H112ZM114 26H115V27L117 26L118 33H121V34L123 33V35L118 34V33H117V30L114 29ZM126 26H127V25H126ZM132 26H134V25L132 24ZM138 26H140V25H138ZM164 26H165V24H164ZM42 27H43V26H42ZM111 27H112V30L114 29L116 33L114 32V30H113V32H112ZM118 27H119V28H118ZM120 27H123V28H124V31H121V32H120V31H119V29H121ZM165 27H168L167 24H166ZM177 27H178V26H177ZM177 27H174V29L177 28ZM181 27H182V26H181ZM194 27H195L196 29H195ZM228 27H229V26H228ZM27 28H28V27H27ZM46 28H47V27H46ZM49 28H51V27L48 25V29H49ZM81 28H82V27H81ZM85 28H86V27H85ZM123 28H122V30H123ZM170 28H171V27H170ZM28 29H29V28H28ZM38 29H39V28H38ZM44 29H45V27H44ZM177 29H180L181 31L184 30L183 27H182V28L179 27V28H177ZM177 29H176V32L178 31V33L181 34V32H179L180 30H177ZM49 30H50V29H49ZM49 30H48V31H49ZM126 30H127V29H126ZM131 30H132V29H131ZM152 30H153V31H152ZM162 30H163V29H162ZM172 30H173V27H172ZM39 31H40V30H39ZM41 31H43V32L46 31V32L48 33V31H47L46 29H45V30H42V29H41ZM53 31H54V30H53ZM133 31H134V30H133ZM166 31H167V29H166ZM187 31H186V33H187ZM189 31H188V32H189ZM206 31H205L204 35L206 34ZM210 31H209V33H210ZM24 32H27V29H26V31H24ZM54 32H55V31H54ZM86 32H87V30H86ZM162 32H163V31H162ZM162 32H161V34H164V32H163V33H162ZM168 32H169V30L167 31V33H168ZM184 32H185V30H184ZM184 32H182V33H184ZM213 32H211L210 35H212ZM27 33H28V32H27ZM30 33H31V31H30ZM125 33H127V31H125ZM178 33H176V34H178ZM186 33H185V34H186ZM230 33H231V32H230ZM39 34H40V32H39ZM44 34H46V33L44 32ZM48 34H49V33H48ZM117 34L120 35V36L117 37ZM131 34H132V33H131ZM135 34H136V33H135ZM170 34H171V33H170ZM173 34L175 35V32H174ZM173 34H171V35H173ZM179 34H178V35H179ZM197 34H198V33L195 32V31H194V34H193V30H192V33H191L190 35H188V33H187L188 36H187V35H186V36H187L188 38H189V37L192 38L191 35H196V36H198V38H199V36L202 38V36H201L200 34H198V35H197ZM218 34H219V35H218ZM24 35H25V34H24ZM26 35H27V34H26ZM40 35H41V34H40ZM115 35H116V36H115ZM136 35H137V34H136ZM155 35L153 36L152 39L155 38ZM164 35H165V34H164ZM164 35H163V37H164L165 40L168 42L170 39H167V38H166L167 34H166L165 36H164ZM204 35H203L204 38H206V37L208 36V35H207V36L205 37ZM241 35H240V36H241ZM41 36H42V35H41ZM43 36H45V35H43ZM46 36H47V34H46ZM46 36H45V37H46ZM49 36H50V35H49ZM121 36L123 37V39H120ZM159 36H158V37H159ZM161 36H162V35H161ZM183 36H184V35H183ZM183 36H180V37H183ZM226 36H227V35H226ZM226 36H225V37H226ZM45 37H44V38H45ZM76 37L80 38L81 41H80V47L78 48L79 50L76 51V52H74L76 49L74 50V49H73L74 47L72 48V42H73L74 38H76ZM128 37H130V36H128ZM146 37H148V36H146ZM149 37H151V36L149 35ZM156 37H157V36H156ZM163 37H162V38H159V40H160V39L163 40V39H164ZM172 37H173V36L170 37L171 40H170L169 42H170L171 44L174 43V45H176L175 43H176L177 41L179 42V40L182 39V38L179 39V37H178V38L176 37V39H179V40H177V41L175 40V41H176V42H175V41L172 40ZM208 37H209V36H208ZM214 37H215V36H214ZM39 38H40V37H39ZM105 38H106V39H105ZM125 38H127V39L125 40ZM132 38H133V37H132ZM183 38H184V37H183ZM193 38L195 39V42H196V44H197V41H196V38H197V37H196V38L193 37ZM201 38H199V39H200V40H204V43H203V44L208 45V44L206 43V40H205L204 38H203V39H201ZM210 38L212 39V38H213V35H212V37L210 36ZM210 38H209V39H210ZM101 39H105V41H104V40H101ZM109 39H110V38H109ZM109 39H108V40H109ZM140 39H141V38H140ZM156 39H157V40H155L156 43H157V42L159 43L158 38H156ZM173 39H175V38H173ZM185 39L187 40V38H185ZM185 39H182V40L185 41ZM194 39H193V40H194ZM199 39H197V40L200 42ZM214 39H215V38H214ZM38 40H39V39H38ZM41 40H43V37H42ZM44 40H45V39H44ZM119 40H120V41H119ZM123 40H124V41H123ZM189 40H190V39H189ZM189 40H188V41H189ZM193 40H191V42H192ZM207 40H208V39H207ZM227 40H228V39H227ZM39 41H40V40H39ZM130 41H128V42H130ZM132 41H133V40H132ZM155 41H154V42H155ZM160 41H161V40H160ZM166 41H165V42H166ZM208 41H209V40H208ZM208 41H207V42H208ZM218 41H219V40H218ZM221 41H222V40H221ZM221 41H220V43H222L224 40H223L222 42H221ZM31 42H32V41H31ZM35 42H36V41H35ZM151 42H153V40H152ZM165 42H164V43L161 42L162 44L159 43V44H161V45H160L161 48H162L161 51H163V50H164L163 48H165V47H163V46H164L163 44H165ZM167 42H166L165 45L170 44V43H167ZM172 42H173V43H172ZM195 42L193 41L194 44H195ZM32 43H33V42H32ZM39 43H40V42H39ZM39 43H38V45H39ZM131 43H132V42H131ZM141 43H142V42H141ZM156 43H155V45L158 44V43H157V44H156ZM208 43H209V42H208ZM212 43H213V42H212ZM212 43H210V44H212ZM215 43H216V39H215ZM217 43H218V42H217ZM217 43L215 44L216 46H217ZM225 43H226V42H225ZM34 44H35V43H34ZM42 44H43V43H42ZM101 44H102V43H101ZM108 44H107V46H108ZM118 44H119V43H117L116 45L118 46ZM123 44H124V43H123ZM125 44H126V42H125ZM128 44H129V43H128ZM187 44H188V43H187ZM187 44H186V45H187ZM194 44H192V46H191V43H190V45H188L189 48L186 47V46H183L184 48H188V51H186V52H187V53L189 52V55L191 54V55L194 56V53H195L196 51H198L197 47H196ZM199 44H200V45H198V46H201L202 43L200 42ZM29 45H30V44H29ZM78 45H79V44H78ZM104 45L106 46V43H104ZM113 45H114V47H111V46H113ZM116 45H115V44H111V45H109V46H110L111 48H113V49H114V48L116 49V47H115ZM119 45H121L120 48H122V49L126 46V45H125V46L123 47V46H122V43L119 44ZM136 45H137V44H136ZM141 45H142V44H141ZM152 45H154V44H152ZM177 45H178V44H177ZM206 45H202V46H203V47L205 46L204 48H206ZM213 45H214V44H213ZM213 45H210V49H211V47H212ZM226 45H227V44H226ZM231 45H232V44L229 43V45H227V46L231 47ZM27 46H28V45H27ZM39 46H40V45H39ZM109 46H108V47H109ZM158 46H159V45H157V48H160V47H158ZM193 46L195 47L196 50H195L194 48H193V49H190V47L192 48ZM108 47H107V51H108ZM128 47H129V46H128ZM151 47H152V46H151ZM154 47H156V46H154ZM166 47H167V46H166ZM168 47H169V45H168ZM172 47H173V45H172ZM174 47H175V46H174ZM174 47H173V48H174ZM178 47H179V46H177V47H175V48H177V50H178V49H179ZM203 47H202V48H203ZM218 47H219V44H218ZM248 47H250V46H248ZM30 48H31V46H30ZM30 48H29V49H30ZM75 48H76V47H75ZM98 48H100V49H98ZM111 48H109V49L112 50ZM120 48H117V49L115 50L116 52H113V50H112V52H111V51L109 50L110 52H109V51H108V52L110 53V54H109L110 57H111V54H112V53H113L112 55H114V54H116V53H117V54L120 53L119 55H121V54L123 53L125 56L128 54V55H127L128 57H127V56H126V57H127V59L129 58L130 61H129V60H125V63L128 64V66H127L128 69H131V68H132V69H134L133 71H135V66H136V65L134 66L133 63H130V62L132 61V60H131L132 57L129 56V53H130V51H131V48L129 49L130 51H129V50H128V51L126 50V49H128L127 46L125 47L126 49L124 48L125 50H124V49L121 50ZM138 48H139V47H138ZM141 48H142V47H141ZM170 48H171V45H170ZM175 48H174L173 50H175ZM198 48H200V47H198ZM220 48H221V47H220ZM224 48H225V47H224ZM233 48H234V46H233ZM256 48H255V49H256ZM104 49H105V48H104ZM135 49H136V48H134V50H135ZM180 49H182V46H181ZM189 49L192 50V52L189 51ZM210 49H208V50L210 51ZM250 49H251V48H250ZM27 50H28V49H27ZM120 50H121V51H124V52H121ZM134 50H133V52H131V55L134 53ZM153 50H154V48H153ZM153 50H151V51H153ZM165 50H167V52H168V49L165 48ZM169 50H170V49H169ZM184 50H185V49H183V50H181V51L178 50V51H179L178 54L181 55V56H179L177 53H174V52H176V51H173V54H174V55L176 54V55H178V57L181 58L182 55H183L181 52H184ZM186 50H187V49H186ZM193 50H194V51H193ZM199 50H202V49H199ZM205 50H206V49H205ZM215 50L217 51L216 53L219 52V55H223V54L219 51V49H218V48H215V46H214V48L212 47V49H211V51H212L213 54H212V53L209 54L211 51H210L209 53H207V51H206V52L204 51V52L207 53V54H204V53H203L204 55H200V56H204L203 58H204V59L206 58L205 60H209V59H208V57H209L208 55H210V56H211L210 59H212V58L214 59V58H215V55H214V54H215V53H214ZM252 50H253V49H252ZM22 51H23V50H22ZM39 51H40V50H39ZM54 51H55V49H54ZM102 51H103V50H102ZM107 51H106V54L108 55ZM118 51H119V53H118ZM126 51H127V54H126ZM138 51H139V49H138ZM161 51H160V55L163 54V52H162V54H161ZM178 51H177V52H178ZM213 51H214V52H213ZM223 51H225V50H223ZM25 52H26V51H25ZM28 52H29V51H28ZM42 52H43V51H42ZM63 52H62V53H63ZM128 52H129V53H128ZM139 52H140V51H139ZM141 52H142V51H141ZM153 52H154V51H153ZM164 52H165V51H164ZM167 52H166V53H167ZM169 52L171 53L172 51H169ZM186 52H185V53H186ZM201 52H203V51H200V53H201ZM227 52H228V50H227ZM26 53H27V52H26ZM26 53H24V54H26ZM39 53H41V51H40ZM43 53H45V52H43ZM62 53H59V54H62ZM137 53H138V52H137ZM166 53H164V54L166 55ZM185 53H184V54H185ZM187 53H186V54H187ZM196 53H197V52H196ZM41 54H42V53H41ZM41 54H40V55H41ZM117 54H116L115 57H118ZM156 54H157V53H156V50H155V54H153V57H152L153 60L155 59V57H157V58L160 57V56L158 57L159 52H158L157 56H154V55H156ZM168 54H169V53H168ZM171 54H172V53H171ZM173 54H172V55H173ZM186 54H185L184 56H187V55H188V54H187V55H186ZM248 54H249V53H248ZM26 55H27V54H26ZM46 55H47V54H46ZM46 55H45V57H46ZM101 55H102V54H101ZM138 55H139V54H138ZM174 55L171 56V58L174 59V60H176L177 57L174 58V57H175ZM205 55H207V56H205ZM212 55H214V57H213ZM41 56H42V55H41ZM132 56L135 57V56H136L135 53H134ZM145 56H146V55H145ZM150 56H152V55H150ZM150 56H149V57H150ZM184 56H183V57H184ZM193 56H192V57H193ZM197 56H198V55H197ZM216 56H218V54H217ZM224 56H225V55H224ZM226 56H227V55H226ZM226 56H225V57H226ZM20 57H21V56H20ZM112 57H113V56H112ZM115 57H114V58H115ZM130 57H131V58H130ZM141 57H142V56H141ZM165 57H166V59H164ZM165 57H164V56L161 57V59H162V58L164 59V60L162 59L161 61L164 62V61L166 60V61H165L166 64H167V63L169 64V62H167V60H168V59H167V58H168L167 55H166ZM183 57H182V58H183ZM219 57H221V56H219ZM222 57H223V56H222ZM27 58H28V57H27ZM36 58H37V57H36ZM46 58H47V57H46ZM57 58H58V60H60V61H58V60L56 59L57 62L62 63V62H61L62 59H59V57H57ZM60 58H61V57H60ZM152 58H151V59H152ZM180 58H179V59H180ZM182 58H181V59H182ZM188 58H189V57L187 56L186 59H188ZM193 58H194V57H193ZM196 58H197V57H196ZM198 58L203 59L202 57H198ZM198 58H197V59H198ZM216 58H218V57H216ZM228 58H229V57H228ZM21 59H22V58H21ZM25 59H26V57H25ZM42 59L46 60V59L44 58V56H43ZM116 59H117V58H116ZM119 59H121V58H119ZM132 59H134V58H132ZM151 59H149V60H151ZM197 59H196V60H197ZM220 59H222V58H220ZM220 59H219L218 62L222 61V60H220ZM223 59H224V58H223ZM23 60H24V59H23ZM26 60H27V59H26ZM121 60H122V59H121ZM121 60H119V62H118V60L116 61V63H118V65L121 64V65L119 66V68H121V66L123 65L122 63H124V60H122L123 62H122ZM147 60H148V59H147ZM147 60H146V61H147ZM149 60L147 61L148 63H149ZM159 60H160V59H159ZM169 60H170V59H169ZM184 60H185V58H184ZM184 60L182 59V61H184ZM188 60H189V59H188ZM188 60H187V62H188ZM194 60H195V59H194ZM205 60H204V62H205ZM233 60H234V59H233ZM114 61H115V60H114ZM114 61H113V62H114ZM126 61H128V62H126ZM138 61H140V59H139ZM154 61H155V60H154ZM156 61H157V60H156ZM171 61H172L171 64L176 62V61L174 62L173 60H171ZM177 61L180 62L181 60H177ZM185 61H186V60H185ZM190 61H191V60H190ZM190 61H189V62H190ZM210 61L212 62V61H214V60H209V61H207V65H208V62H210ZM224 61H225V60H224ZM226 61H228V59H227ZM229 61H231V60L229 59ZM21 62H22V61H21ZM37 62H38V61H37ZM43 62H45V61H43ZM43 62H41V59H40V63H43ZM46 62H47V61H46ZM48 62H49V61H48ZM57 62H54V63H51V62H50V64H51L50 66L55 67L54 64L57 63ZM120 62H122V63H120ZM140 62H141V61H140ZM157 62H158V61H157ZM163 62H162V63H163ZM178 62H176V63L178 64ZM187 62H186V63H187ZM204 62H203V63H204ZM231 62H232V61H231ZM231 62H230V65H231ZM13 63H14V62H13ZM25 63H27V62H25ZM35 63H36V62H35ZM35 63H34V65H36ZM60 63H57V64L60 65ZM129 63H130V64H133L134 67H133V66L131 67V65H130ZM155 63H156V62H155ZM158 63L160 64V61H159ZM162 63H161V65H162ZM176 63H175L173 66H175ZM183 63H184V62H183ZM196 63H197V62H196ZM196 63H195L194 68L197 67V69H198V67H199V71H200V67H201V68H202V67H205V68H204L205 70H203V71L205 72V73L203 74V76H205V74L207 73L206 68H207L208 66H207V65H206L207 67L204 66V65H203V66H200V65L196 66ZM22 64H23V63H22ZM27 64H28V63H27ZM153 64H154V63H153ZM159 64H157V65H159ZM164 64H165V63H164ZM164 64H163L162 66H164ZM184 64H185V63H184ZM199 64H200V63H199ZM204 64H205V63H204ZM211 64H212V63H209V65H211ZM215 64H216V62L214 61V63H213L212 65H215ZM222 64H223V61H222V63L220 62V66H221V67L219 68V71L221 70L222 66L224 65V64H223V65H222ZM227 64H228V63H227ZM232 64H233V63H232ZM40 65H41V64H40ZM40 65H39V66H40ZM47 65H48V64H47ZM55 65H56V64H55ZM61 65H62V64H61ZM118 65H117V66H118ZM143 65H144V64H143ZM180 65H181V62H180ZM212 65H211V66H212ZM216 65H217V64H216ZM216 65L213 66V67H214V68H217V66H219V65H217V66H216ZM236 65H237V64H236ZM236 65H235V66H236ZM41 66H42V65H41ZM41 66H40V67H41ZM45 66H46V64H45ZM50 66H48V69L50 68ZM56 66H57V65H56ZM129 66H130L131 68H129ZM140 66H141V65H140ZM144 66H145V65H144ZM144 66H143V67H144ZM147 66H148V65H147ZM162 66L159 65V66L157 67V68H160V69H158V70H159V71H158V74L162 76V77H161V76H158V77L164 79V77L166 76V79L168 80V78H169L168 75L171 76V73H170V74L168 73L170 70L168 71V70H167L168 68H165V69L162 68V69H161ZM176 66H177V65H176ZM182 66H183V65H182ZM211 66H209L208 69L211 68ZM224 66H225V68H226V63H225ZM227 66H228V65H227ZM232 66H233V65H231V67H232ZM31 67H32V66H31ZM37 67H38V66H37ZM40 67H39V68H40ZM43 67H44V66H43ZM57 67H58V66H57ZM123 67H126V65L124 64ZM123 67H122V68H123ZM136 67H137V66H136ZM165 67H166V66H165ZM167 67H168V66H167ZM178 67H179V66H178ZM192 67H193V66H192ZM213 67H212V68H213ZM35 68H36V67H35ZM51 68H52V67H51ZM51 68H50L49 70H53V69H54V68H53V69H51ZM59 68L62 69L61 66H60ZM119 68H118V70H119ZM122 68H121V69H122ZM139 68H140V69H144V68H141V67H139ZM145 68H146V66H145ZM153 68H154V67H153ZM173 68L177 69V67H173ZM181 68H182V67H181ZM184 68H185V67H184ZM186 68H188V67H186ZM186 68H185V69H186ZM212 68L210 69L211 72H209V74H212V73L216 72V70H218V68H217L216 70L213 69L214 72H212ZM229 68H230V67H229ZM244 68H245V67H244ZM26 69H27V68H26ZM44 69H45V68H44ZM46 69H47V67H46ZM48 69H47V70H48ZM121 69H120V70H121ZM123 69H124V68H123ZM170 69H172V68H170ZM182 69H183V68H182ZM197 69H196V68L194 69V72H195V73H193V70L190 69V70H192V73H191V74H193V75H195V76L198 75L199 73L196 74V70H197ZM202 69H203V68H202ZM258 69H257V70H258ZM38 70L41 71V69H38ZM47 70H45V71H47ZM49 70H48V71H49ZM124 70H125V69H124ZM155 70H156V69H155ZM177 70H178V69H177ZM186 70H188V69H186ZM210 70H209V71H210ZM224 70H225V69H224ZM228 70H229V69H228ZM45 71H44L43 76H42V74L39 72V74L41 75V79H42V77H48V76H44V75H46ZM53 71H55V70H53ZM53 71H51V72L49 71V72L51 73V74L49 73V75H51V76H50L49 78H47V80H43V81H47V83L50 82V85H51V87H52V91L54 92V93H53V94H54V97H55L56 100H57L56 102H58V103L60 104V106L63 108V107L65 106V104H64V102H63V100H62V93H61V89H62L61 86H62V83H63V81H62L63 79L61 80V77H62V76H59L58 78L54 77L53 75H55V73H52ZM122 71H123V70H122ZM127 71H129V70H125V72H127ZM139 71H140V70H139ZM142 71H143V70H142ZM166 71H167V72H166ZM188 71H189V70H188ZM197 71H198V70H197ZM203 71H201L200 73H203ZM233 71H234V70H233ZM30 72H31V71H30ZM41 72H42V71H41ZM56 72L59 74V70H58V71L56 70ZM135 72H136V71H135ZM151 72H152V71H151ZM154 72H155V71H154ZM175 72H176V71H175ZM223 72H224V71H223ZM231 72H232V71H231ZM235 72H236V71H235ZM60 73H61V72H60ZM123 73H124V72H123ZM132 73H134V72L130 71V74H131V75H132ZM167 73H168V75H167ZM179 73H180V72H179ZM217 73H218V72H217ZM217 73H216V75H218ZM227 73H229V71H228ZM227 73H225V72L222 73V77H220V79H219V80H220V83L217 84V86L215 85L216 87H214L213 89H211L212 87H209V86H208V87L210 88V90H207L206 93L203 92L204 94H207V95H206V99H207V101H208V104H210L211 102H213L214 104H216V103L218 102V100H221L220 98H222V100H223V96H225V94H226L227 92H228V94H229V92L232 90V88H233V90L235 91V89H234L235 87H232L233 85H228V84H226V83H227L226 81H225L224 83H221V79H224V80H225V78H224L225 76H223V75H225V74H227ZM39 74H38V75H39ZM140 74H141V73H140ZM155 74H156V73H155ZM186 74H187V72H186ZM209 74H206V75L210 76ZM47 75H48V74H47ZM60 75H61V74H60ZM175 75H177V74H175ZM184 75H185V74H184ZM184 75H183V76H184ZM187 75L189 76L190 74H187ZM213 75H215V74H212V76H213ZM216 75H215V76H216ZM231 75H232V74H231ZM55 76H57V75H55ZM127 76H128V75H127ZM127 76H126V77H127ZM133 76H134V75L131 76V80H132V81H133L132 78H134ZM151 76H152V75H151ZM156 76H157V74H156ZM172 76H173V77H172ZM172 76H171L172 79L175 78V81H176V83L178 84L177 81H179V80H176V79L178 78V75H177V76H174V74H173ZM212 76H211V78H212ZM215 76H213L212 79H214ZM227 76H228V75H226V79H228ZM229 76H230V74H229ZM234 76H235V75H234ZM5 77H6V76H5ZM11 77H12V76H11ZM78 77H79V79H80V78H83V79L85 80V82L83 81L82 84H81V83H77L76 85H74V83H76V81H75L74 78H77V79H78ZM136 77H137V76H136ZM139 77H140V76H139ZM171 77H170V79H171ZM176 77H177V78H176ZM200 77H201V75H200ZM200 77H199V75H198L197 78L199 79ZM216 77H217V78H216ZM216 77H215V78L218 80L219 77H218V76H216ZM7 78H8V77H7ZM128 78H129V77H128ZM128 78H127V79H128ZM188 78H190V79H188L189 81H190L191 78H192V79H193V82L197 80L196 77H195L196 80L194 79V76H192V77L190 76V77H188ZM204 78H206V77H204ZM208 78H209V77H208ZM230 78H231V77H230ZM234 78H237V76L234 77ZM234 78H233V79H234ZM4 79H5V78H4ZM11 79H14V77L11 78ZM38 79H39V78H37V80H38ZM41 79H40V80H41ZM45 79H46V78H45ZM138 79H139V78H138ZM148 79H149V78H148ZM153 79H155V77H154ZM162 79H161V80H162ZM170 79H169V80H170ZM172 79H171V80H172ZM201 79H202V77H201ZM201 79H200V80H201ZM216 79H215V82H214V83L217 82ZM233 79H232V80H233ZM9 80H10V78L8 79V82H9ZM149 80H151V79H149ZM158 80H159V79H158ZM171 80H170V81H171ZM184 80H186V79H184ZM219 80H218V81H219ZM224 80H223V81H224ZM13 81H15V80H13ZM41 81H42V80H41ZM80 81H81V80H80ZM80 81H79V82H80ZM110 81H111V80H110ZM164 81H165V80H164ZM164 81H163V83H164ZM198 81H199V80H198ZM205 81H206V80H205ZM205 81H204V82H205ZM208 81H209V79H208ZM229 81H230V83H231V79H230V80L228 79V83H229ZM233 81H234V80H233ZM6 82H7V81H6ZM134 82H137V81H134ZM138 82H139V81H138ZM161 82H162V81H161ZM167 82H168V81H166V83H167ZM187 82H188V81H187ZM190 82H192V81H190ZM193 82H192V83H193ZM199 82H203V80H201V81H199ZM209 82H210V81H209ZM10 83H12V82H10ZM10 83H9V85H10ZM36 83H38V81L35 82V84H36ZM40 83H41V82H39L38 84H40ZM44 83H45V82H44ZM145 83H146V82H145ZM145 83H143V84H145ZM148 83H149V82H147L146 84L148 85ZM168 83L171 84V85L174 84V83H173V80H172V83H170V82H168ZM181 83H182V81H181ZM194 83H195V82H194ZM206 83H207V82H206ZM210 83H211V82H210ZM217 83H218V82H217ZM237 83H238V82H237ZM16 84L19 85V83H16ZM16 84H15V86H16ZM20 84H22V83H20ZM26 84H27V83H25V85H26ZM70 84H71V83H70ZM115 84H116V83H115ZM143 84H142V85H143ZM149 84H150V83H149ZM161 84H162V83H161ZM177 84H174V86L177 87V86H178ZM190 84H191V83H190ZM196 84H197V82H196ZM196 84H193V85H196ZM200 84H201V83H200ZM200 84H199V86H200ZM202 84H204V83H202ZM202 84H201V85H202ZM207 84H209V83H207ZM231 84H232V83H231ZM235 84H236V83H235ZM4 85H5V84H4ZM7 85H8V84H7ZM9 85H8V86H9ZM13 85H14V84H13ZM25 85L23 84V86H25ZM33 85H34V84H33ZM45 85H47V84H45ZM134 85H136V84L134 83ZM139 85H140V84H139ZM139 85H138V86H139ZM150 85H151V84H150ZM155 85H157V84H155ZM162 85H163V84H162ZM164 85H165V84H164ZM164 85H163V86H164ZM167 85H168V84H167ZM167 85H165L164 88L162 87V89H163L164 95L168 98L169 102H170L171 105H172V109L174 110V111H173V112H174L173 114L178 113V114H175V115L178 117L177 120L179 121V116H178V115H179L180 112H181V109H180V108H183V107L181 106V103L177 100V99H178V97H177V96H178V95H177L178 93H177L176 91H173V93L176 92L177 94H175V93L173 94V93L171 92V89H172L174 86H173V87L170 86V87H171V89H170ZM193 85H192V86H193ZM204 85H206V84H204ZM204 85H202V87H203ZM211 85H212V84H211ZM236 85H237V84H236ZM260 85H261V84H260ZM10 86H11V85H10ZM23 86H22V87H23ZM38 86H39V85H38ZM41 86H42V85L40 84V87H41ZM115 86H116V85H115ZM136 86H137V85H136ZM151 86H152V85H151ZM160 86H161V85H160ZM184 86H185V85H184ZM192 86L188 85L187 87L193 88L194 86H193V87H192ZM206 86H207V85H206ZM206 86H205V87H206ZM234 86H235V85H234ZM238 86H239V85H238ZM238 86H236V88H237ZM16 87L19 88L20 86H19V87L16 86ZM22 87H21V88H22ZM140 87H142V86H140ZM143 87H144V86H143ZM145 87H146V88H138V87H137V88L140 89L139 92H140V91L142 92V90L144 91V89H147V86H146V85H145ZM148 87H149V89H150V86H148ZM153 87H154V86H153ZM176 87H175L174 89H178V92H179V86H178L177 88H176ZM185 87H186V86H185ZM195 87H197V86H195ZM195 87L193 88V91H192V92H194V90L196 89ZM200 87H201V86H200ZM205 87H204V88H205ZM7 88H8V87H7ZM11 88L13 89V88H15V87H11ZM11 88H10V89H11ZM48 88H49V87H48ZM135 88H136V87L134 86V89H135ZM155 88H156V87H155ZM160 88H161V87H160ZM160 88H159V89H160ZM183 88H184V87H183ZM183 88H182V89H183ZM190 88H188V90H189ZM197 88H198V87H197ZM240 88H241V87H240ZM4 89H5V88H4ZM38 89H39V88H38ZM50 89H51V88H50ZM141 89H142V90H141ZM157 89H158V88H157ZM180 89H181V88H180ZM198 89H200V88H198ZM261 89H262V86H261ZM18 90H19V89H18ZM40 90H42V89H40ZM48 90H49V89H48ZM172 90H173V89H172ZM190 90H191V89H190ZM202 90H204V89H202ZM205 90H206V89H205ZM233 90H232L231 92H233ZM237 90H238V89H237ZM240 90H242V89H240ZM240 90H238V91H240ZM262 90H263V89H262ZM10 91H12V90H9V92H10ZM13 91H14V90H13ZM15 91H16V90H15ZM22 91H23V90H22ZM25 91H26V90H25ZM42 91H43V90H42ZM42 91H41V93H42ZM135 91H136V90H135ZM147 91H148V90H147ZM152 91H153V90H152ZM185 91H186V90H185ZM197 91H198V92H199V91L202 92L201 90H197ZM39 92H40V91H39ZM39 92L37 91L38 95L40 94ZM49 92H50V91H49ZM144 92H146V90H145ZM153 92H154V91H153ZM160 92H161V90H160ZM170 92H171V93H170ZM181 92H182V91H181ZM192 92H191V93H192ZM198 92H197V93H198ZM236 92H237V91H236ZM236 92H235V93H236ZM263 92H264V90H263ZM12 93H13V92H12ZM12 93L10 92V95H11ZM14 93H17V92H14ZM23 93H24V92H23ZM23 93H22V94H23ZM26 93H27V92H26ZM37 93H36V94H37ZM137 93H138V91H137ZM142 93H143V92H142ZM142 93H141V94H142ZM154 93H155V92H154ZM156 93H157V92H156ZM156 93H155V94H156ZM161 93H162V92H161ZM184 93H185V92H184ZM184 93L182 92V95H184ZM188 93H189V91H188ZM235 93H234V97H233L232 94H229L230 97L232 96L233 99H234L235 96H236ZM18 94H19V93H18ZM125 94H126V93H125ZM133 94H134V93H133ZM138 94L140 95V93H138ZM145 94L147 95V93H143L142 95L145 96ZM195 94H196V91H195ZM23 95L26 97V94H23ZM38 95H36V96H38ZM152 95H154V94H152ZM152 95H151V96H152ZM156 95H158V94H156ZM164 95H163V96H164ZM179 95H181L180 92H179ZM182 95H181V97H184V96H182ZM186 95H189V96H190L191 94H186ZM226 95H227V94H226ZM229 95H228V96H229ZM260 95H261V94H260ZM15 96H16V95L14 94V96H12V98L14 99ZM17 96H19V95H17ZM17 96H16V97H17ZM21 96H22V95H21ZM27 96H28V95H27ZM52 96H53V95H52ZM134 96H135V95H134ZM165 96H164V97H165ZM192 96H193L192 98L194 99L195 96H194L193 94H192ZM228 96H225L226 98H224L226 101H228V103L231 102V101L233 102V101L236 100L235 102H233V106H232V103H230V104H231L230 106H232V107H230V108H232L231 111H233L234 103L237 102L238 97H240V98H244V97H242V95H241V96H238L237 99L231 100L232 97H231V99H230V97H228ZM28 97H29V96H28ZM140 97H141V95H140ZM159 97H160V96H159ZM159 97H158V98H159ZM166 97H165V98H166ZM187 97H188V96H187ZM190 97H191V96H190ZM227 97H228L230 100H227V99H228ZM9 98H10V97H9ZM23 98H24V97H23ZM26 98H27V97H26ZM29 98H31V97H29ZM33 98H34V97H33ZM38 98H39V96H38ZM45 98H46V97H45ZM142 98H143V97H142ZM153 98H154V97H153ZM156 98H157V97H156ZM179 98H180V97H179ZM13 99H12V100H13ZM20 99H21V98H20ZM35 99H36V101H34V100L32 99L34 105H33V104H32L33 106L30 105L31 108L29 107V112H28L29 114H31L33 111H34V112L36 111V108H37L38 105H39L38 103H40V105H41L40 99H38V100H37V98H35ZM123 99H124V97H123ZM137 99H138V98H137ZM144 99H145V98H144ZM146 99H147V97H146ZM162 99H163V97H162ZM189 99H191V98H189ZM189 99H188V101H189ZM193 99L191 100V103H193V105H194L195 103H194ZM10 100H11V99H10ZM10 100H9V101H10ZM12 100H11V102H10L11 104H13V103H12ZM15 100H16V99H15ZM23 100H24V99H23ZM23 100H22V101H23ZM28 100H29V99H28ZM141 100H142V99H141ZM148 100H150V99H148ZM148 100H147L146 102H148ZM158 100H161V98H159ZM165 100H166V99H165ZM181 100H182V99H181ZM181 100H180V101H181ZM194 100H195V99H194ZM242 100H243V99H242ZM9 101H8V102H9ZM29 101H30V100H29ZM122 101H123V100H122ZM144 101H145V100H144ZM151 101H152V100H150V102H151ZM207 101H206V102H207ZM223 101H224V100H223ZM239 101H240V100H239ZM239 101H238V103L240 104ZM243 101H244V100H243ZM243 101H242V102H243ZM0 102H1V101H0ZM8 102H7V103H8ZM13 102H16V101H13ZM17 102H18V101H17ZM23 102H24V101H23ZM26 102H28V101H25V103H26ZM42 102H43V101H42ZM45 102H46V101H45ZM139 102H140V101H139ZM157 102H158V101H157ZM167 102H168V101H167ZM200 102L202 103L201 99H200ZM220 102H221V101H220ZM220 102H219V103H220ZM224 102H225V101H224ZM247 102H248V101H247ZM3 103H4V102H3ZM30 103H31V102H30ZM30 103H29V104H30ZM43 103H44V102H43ZM47 103H48V102H47ZM137 103H138V102H137ZM141 103H142V102H141ZM148 103H149V102H148ZM196 103H197V102H196ZM213 103H212V104H213ZM244 103H245V102H244ZM244 103H242L241 105H243ZM260 103H261V102H260ZM18 104H19V102H18ZM22 104H23V103H22ZM29 104H28V105H29ZM44 104H45V103H44ZM74 104H75V103H74ZM144 104H145V103H144ZM153 104H154V103H153ZM163 104H164V103H163ZM168 104H169V103H168ZM178 104H180V106H179V107H180V108H179L180 111L178 110ZM184 104H185V103H184ZM199 104H200V103H199ZM217 104H218V103H217ZM217 104H216V105H217ZM225 104H226V102H225ZM245 104H246V103H245ZM6 105H7V104H6ZM14 105H15V103H14ZM40 105H39V106H40ZM137 105H138V104H137ZM137 105H136V106H137ZM142 105H143V104H142ZM147 105H148V104H147ZM169 105H170V104H169ZM169 105H168V106H169ZM171 105H170V106H171ZM185 105H186V104H185ZM187 105H188V104H187ZM189 105H190V107H191L192 104H189ZM193 105H192V106H193ZM203 105H204V106L206 105V104H205V101H204V104H203ZM218 105H220L219 107L222 106L221 104H218ZM223 105H224V103H223ZM0 106H1V103H0ZM4 106H5V105H4ZM12 106H13V105H12ZM12 106L10 105V107H12ZM24 106H25V105H24ZM75 106H76V104H75ZM133 106H134V104H133ZM165 106H167V105H165ZM168 106H167V108H168ZM194 106H195V105H194ZM194 106L191 107V108H194V109H195L196 106H195V107H194ZM199 106H200V105H199ZM212 106L215 107L214 105H209V108H211ZM226 106H227V105H226ZM239 106H240V105H239ZM239 106L237 105V108H235V110H234V111H236V109H237V111H238L236 115H235L236 112H235V113H232V114H234V115H231V113H230L231 111H229L230 115H231V116H236V118H235V117H231V118L227 119L226 121H224L223 126H222V128H221L223 131H222L220 128H218V127H217L218 129L215 128V129L217 130V133H218V134L214 136V134L212 133V135L214 136V138H215V137H218V135H219V133H220V132H219L220 130H221L222 133H220L219 136H221V134L224 135V134L228 131V129H226V128H229V129H230V127H232V126H233V128H234V124H235V126H236V125L239 126V127L241 126V125H239V120H238V121L236 120L238 117L241 116V114L238 115V113H241V112H239V110H240V109H239V108H240ZM243 106H244V105H243ZM249 106H250V105H249ZM8 107H9V106H8ZM25 107H26V106H25ZM139 107H140V106H139ZM162 107H163V106H162ZM201 107H202V105H201ZM219 107H217V109H218ZM224 107H225V106H224ZM238 107H239V108H238ZM1 108H2V107H1ZM1 108H0V109H1ZM26 108H27V107H26ZM56 108H58V107H56ZM131 108H132V107H131ZM141 108H142V107H141ZM146 108H148V106H147ZM149 108L152 109V106L149 105ZM154 108H155V107H153L152 110H154ZM156 108H158V107L156 106ZM196 108H197V107H196ZM222 108H223V107H221V109H220L222 113H224L223 111H225V110H227V109L230 110L228 106H227V108L225 107V108H226L225 110L222 109ZM241 108H243V107L241 106ZM244 108H245V107H244ZM2 109H3V108H2ZM6 109H7V108H6ZM6 109H5V110H6ZM10 109H11V108H8V111H9ZM23 109H24V108H23ZM30 109H32L33 111H30ZM50 109H51V108H50ZM138 109H139L138 107H137V109L135 108V110H138ZM151 109H150V110H151ZM160 109H162V108H159V110H160ZM164 109H165V107H164ZM164 109H162V110H164ZM168 109H169V108H168ZM170 109H171V108H170ZM194 109H192L193 112L195 111ZM205 109H207V108H205ZM205 109H204V111H205ZM217 109H215V112H214L215 114H216V111H218ZM26 110H28V109H26ZM133 110H134V108H133ZM139 110H140V109H139ZM150 110H149V114L152 112V111H150ZM155 110H156V109H155ZM188 110H189V109H188ZM192 110H190L191 115H192ZM201 110H202V109H201ZM211 110H214V109H210V111H211ZM222 110H223V111H222ZM244 110H245V109H244ZM1 111H2V110H1ZM3 111H4V109H3ZM24 111H25V110H24ZM169 111H170V110H169ZM184 111L186 112V110H184ZM199 111H200V110H199ZM208 111H209V110H208ZM234 111H233V112H234ZM4 112H5V111H4ZM6 112H7V110H6ZM6 112H5V113H6ZM36 112H37V111H36ZM36 112H35V113H36ZM139 112H140V111H138V113H139ZM163 112H165V111H163ZM167 112H168V111H167ZM185 112H184V113H185ZM221 112H220V113H221ZM249 112H250V111H249ZM10 113H11V112H10ZM10 113L7 112L8 115H9ZM20 113H21V112H20ZM22 113H23V112H22ZM25 113H26V112H25ZM35 113H34V114L32 113V114H33V115H36L37 113H36V114H35ZM82 113H81V114H82ZM154 113H156V112H154ZM165 113H166V112H165ZM190 113H189V114H190ZM194 113L197 114V112H194ZM194 113H193V114H194ZM208 113H209V112H208ZM208 113H207V115H210V116H209L210 118H211V117L214 118V114H213V116H212L211 114H208ZM210 113H211V112H210ZM244 113H246V111H244ZM244 113H243V114H244ZM3 114H4V113H3ZM3 114H2V115H3ZM29 114H28V116H29ZM32 114H31V115H32ZM158 114H159V113H158ZM158 114H157V115L155 114V116H156L157 118H158ZM173 114H172V115H173ZM181 114H182V113H181ZM181 114H180V116L183 115V114H182V115H181ZM199 114H200V113H199ZM199 114H198V117H199ZM218 114H219V113H218ZM218 114L215 115V116H216V117L218 116V118H219V115H218ZM243 114H242V116H243ZM246 114H247V113H246ZM246 114H245V116H248V114H247V115H246ZM19 115H20V114H19ZM19 115H18V117H19ZM26 115H27V113H26ZM137 115H138V114H137ZM147 115H148V114H147ZM170 115H171V114H170ZM16 116H17V115H16ZM16 116H15L14 118H16ZM163 116H164V114H163ZM173 116H174V115H173ZM185 116H186V115H185ZM195 116H196V115H195ZM195 116L192 115L191 118H193V117H195ZM226 116H227V115H226ZM228 116H229V114H228ZM228 116H227V118H228ZM237 116H238V117H237ZM242 116H241V117H242ZM245 116H244V117H245ZM249 116H250V115H249ZM253 116H254V115H253ZM10 117H11V116H10ZM10 117H8L9 120L11 119ZM18 117H17V119H19ZM29 117L31 118V116H29ZM32 117H33V116H32ZM104 117H105L106 119H105ZM169 117H170V116H169ZM169 117H166V118L169 119ZM174 117H175V116H174ZM182 117H183V116H182ZM196 117H197V116H196ZM203 117H204V116L202 115V118H203ZM206 117L209 118L208 116H205V119H206ZM221 117H222V116H221ZM251 117H252V116H251ZM3 118H5L4 115H3ZM24 118H26L25 115H24ZM27 118H28V117H27ZM27 118H26V119H27ZM30 118H29V119H30ZM54 118H56V117H54ZM139 118H140V116H139ZM152 118H151V119H152ZM159 118H160V117H159ZM172 118H173V117H172ZM187 118H188V116H187ZM189 118H190V117H189ZM202 118H201V117H200L199 119L196 118V119H197L196 121L201 122L200 119H202ZM218 118H216V120H217ZM225 118H226V117H225ZM246 118H247V117H246ZM253 118H254V117L250 118L251 121L249 120V118H247V119L249 120L250 123H252V121L254 120ZM31 119L33 120L34 118H31ZM39 119H40V120H39ZM57 119H58V118H57ZM103 119H105V120H103ZM141 119H139V120H140V121H143V120H141ZM160 119H161V118H160ZM160 119H159V120H160ZM181 119L184 120V118H181ZM181 119H180V120H181ZM222 119H223V118H222ZM222 119H219V120H220L221 122H223ZM247 119H246V120H247ZM252 119H253V120H252ZM5 120H7V119H5ZM9 120H8L7 122H10ZM12 120L14 121L13 118L11 119V122H12ZM32 120H31V121H32ZM34 120L37 121V122H38V121H42V122L44 121V120H43L38 114L35 116V119H34ZM34 120H33V121H34ZM54 120H56V119H54ZM173 120L176 121L175 119H173ZM173 120H172L171 122H174ZM206 120L210 121L209 119H206ZM211 120H212V119H211ZM214 120H215V119H214ZM216 120H215V122H216ZM223 120H224V119H223ZM243 120H244V118H243ZM246 120H245V121H246ZM248 120H247V121H248ZM15 121L17 122V121H19V120H16V119H15ZM15 121H14V122H15ZM23 121H24V120H22V122H23ZM129 121H131V120H129ZM146 121H145V123H144V126H145V125H148V124H146ZM189 121H190V120H189ZM196 121H194V120L191 121V122H194V123H192V127H194V125H195L196 127L198 126V125L195 124ZM212 121H213V120H212ZM220 121H217V122H220ZM259 121H260V120H259ZM11 122L9 123V125L11 124ZM14 122L12 123L13 125H12V124H11V125H12L13 127H15V129L17 130L18 127H16V126L18 125V122H17L16 126L14 125ZM25 122H26V121H25ZM25 122H23L22 125H23V127L25 126L24 128H27L28 130H27V129H24V128L22 127L24 130L22 129L23 132H22V130H21V132H22L23 134H21V132H20V134H21L20 136L22 137V135H23L24 138H23V137H22V138H23L24 140H25V138H26V140H27V138L30 137V136H28V135H30L31 133L33 134V132H35V134L37 133V132H36L37 127L34 126V125L32 126V123H31L30 120H29V123H28V124H31V126H30V128H28L29 126L26 127V125L24 124ZM27 122H28V121H27ZM37 122H35V123H33V124H36V125H37V124H38ZM59 122H60V121H59ZM167 122H168V121H167ZM183 122H184V121H183ZM202 122H204V123H202L203 125H204V124H207V123H206L207 121H204V118H203ZM210 122H211V121H210ZM217 122H216V123H217ZM241 122H242V121H241ZM4 123H5V125H6V121H5ZM20 123H21V122H20ZM212 123H213V122H212ZM212 123H211V124H212ZM216 123H215V124H216ZM250 123H249V124H250ZM254 123H255V122H254ZM43 124H46V123L44 122ZM43 124H42V125H43ZM132 124H133V123H132ZM178 124H179V123H178ZM180 124H181V123H180ZM197 124H198V123H197ZM199 124H200V123H199ZM202 124H201V126H203ZM241 124H243V122H242ZM22 125H21V126H22ZM39 125H40V126H39V127H40V129H39L40 131H38V134H36L37 137H38L40 134H42L41 132L44 131V130H43L44 128H41V127H43L44 125L42 126L41 123H40ZM133 125H134V124H133ZM246 125H247V124H246ZM255 125H256V123H255ZM7 126H8V125H6V127H7ZM18 126H19V125H18ZM168 126H169V124H168ZM182 126H183V124H182ZM186 126H187V125H186ZM186 126H185V128H186ZM199 126H200V125H199ZM205 126H209L210 129H211V126L209 125V123H208L207 125H205ZM252 126H253V125H252ZM4 127H5V126H4ZM6 127H5V128H6ZM34 127H35V128H34ZM190 127H191V126H190ZM241 127H242V126H241ZM241 127H240V128H241ZM244 127H245V126L243 125V128H244ZM255 127H256V126H255ZM0 128H1V127H0ZM167 128H168V127H167ZM167 128H166V129H167ZM174 128H175V127H174ZM179 128H180V126H179ZM197 128H200V127H197ZM201 128H202V127H201ZM201 128H200V130L205 129L206 127H205V128H202V129H201ZM213 128H214V127H213ZM233 128H232V129H233ZM240 128H238V130H236L237 128H234V129H235V130H234L235 133L232 132V135H230V134H229V135H230V136H236V135H233V134H236V132L239 131ZM252 128H253V127H252ZM1 129H2V128H1ZM8 129H9V128H8ZM11 129H12V128H11ZM13 129H14V128H13ZM41 129H42L43 131H41ZM91 129L94 130L93 128H91ZM154 129H155V130H154ZM169 129H170V128H169ZM182 129H183V127H182ZM182 129H180V131H183V130H184V129H183V130H182ZM187 129H188V128H187ZM194 129H196V128H194ZM219 129H220V130H219ZM3 130H4V132L7 131V130L4 129V128H3ZM16 130H14V132H15ZM19 130H20V129H19ZM19 130H17V131H19ZM110 130H111V132H113V133H111ZM178 130H179V129H178ZM197 130H198V129H196V131H197ZM206 130H207V129H205L204 131H206ZM216 130H215V131H216ZM218 130H219V131H218ZM225 130H226V131H225ZM241 130H242V129H241ZM244 130H245V131H242L241 133H243V132L246 133V132H247V129H244ZM255 130H256V129H255ZM94 131L96 132V130H94ZM94 131H93V132H94ZM147 131H148V132H147ZM164 131H165V130H164ZM166 131H168V130H166ZM170 131H171V130H170ZM180 131H179V132H180ZM188 131H190V132L193 131V132H194V135H193V136L190 135V136H192V137H190V138L193 139L194 136H198L197 133H198L199 130H198L196 133H195V131H194L193 129H190V130H188ZM208 131H209V130H208ZM210 131L212 132V130H210ZM224 131H225V133H223ZM232 131H233V130H232ZM252 131H253V130H252ZM0 132H1V131H0ZM12 132H13V131H12ZM39 132H40V134H39ZM44 132H45V131H44ZM44 132H43V133H44ZM97 132L94 133V134H97ZM145 132H146V133H145ZM190 132H189V133H190ZM211 132H208V133H211ZM239 132H240V131H239ZM249 132H250V131H249ZM249 132H248V134H250ZM5 133H7V132H5ZM29 133H30V134H29ZM108 133H109V134L111 133V134L113 135V136H112V135L110 134V136L113 137V139H112L111 141H110L109 138L107 139V137H106V134H108ZM139 133H138V134H139ZM164 133H165V132H164ZM180 133H181V132H180ZM186 133L188 134V132H186ZM186 133H185V134H186ZM201 133H203V130H202ZM204 133H205V134H204V135H205V138H204V136H203V138H204V139H207V140L210 141V138H211L212 136H211L210 138L208 137V138H209V139H208V138H206V137H207V136H210V134H208L207 132H204ZM206 133H207L208 135H207ZM214 133H215V132H214ZM227 133H229V131H228ZM230 133H231V132H230ZM241 133H240V134H241ZM251 133H252V132H251ZM15 134H16V132L14 133V135H15ZM32 134H31V135H32ZM44 134H45V133H44ZM100 134H101V133H100ZM109 134H108V135H109ZM177 134H179V133H177ZM182 134H183V132L181 133V135H182ZM185 134H183V135L185 136ZM190 134H191V133H190ZM192 134H193V133H192ZM195 134H196V135H195ZM198 134H199V133H198ZM215 134H216V133H215ZM238 134H239V133H237V135H238ZM240 134H239V135H240ZM248 134H247V135H246V134H245V135L243 134V135L247 137ZM0 135H1V134H0ZM9 135L11 136V134H9ZM42 135H43V134H42ZM72 135H73V134H72ZM157 135L159 136V138H157ZM160 135H162V134L160 133ZM172 135H174V134H172ZM183 135H182V136H183ZM202 135H203V134H202ZM229 135H226L225 137L222 136V137H224L225 140H226L227 137H228V138L230 137ZM243 135H242V138L244 139L245 137H244ZM17 136H18V135H16V137H17ZM27 136H28V137H27ZM34 136H35V135H33V137H34ZM43 136H47V135H43ZM94 136H95V135H94ZM152 136H154L155 138H157L156 140H154L155 142H153V138H154V137L152 138ZM164 136H166V135H164ZM179 136H180V135H179ZM182 136H181V137H182ZM184 136H183V138H184ZM199 136H200V135H199ZM5 137H7V135H6ZM21 137H20L19 139H20L21 142L23 143V140L21 139ZM33 137H32V138L30 137V139H29L30 141L28 140L26 143H29V144H30V142L33 141V140H31V139H33ZM40 137H41V136H40ZM97 137H98V136H97ZM186 137H187V135H186ZM188 137H189V135H188ZM200 137H201V136H200ZM240 137H241V136H240ZM240 137H237V138H240ZM250 137H251V136H250ZM17 138H18V137H17ZM17 138H16V139H17ZM44 138H45V137H44ZM147 138H146V140H147ZM155 138H154V139H155ZM170 138H171V137H170ZM170 138H169V139H170ZM190 138H189V139H190ZM214 138L212 137L213 140H214ZM218 138H219V137H218ZM218 138H217V139H218ZM224 138H222V139L224 140ZM228 138H227V139H228ZM234 138H236V137H234ZM248 138H249V136H248ZM0 139H1V138H0ZM3 139H6V138H3ZM3 139H2V140H3ZM12 139H13V137H12ZM14 139H15V138H14ZM14 139H13V140H14ZM16 139H15V140H16ZM34 139H36V138L34 137ZM48 139H49V136H48ZM48 139H47V140H48ZM81 139H82V137L80 138V140H81ZM162 139H163V138H162ZM172 139H174V138H172ZM172 139H171V140H172ZM177 139H178V138H176V140H177ZM187 139H188V138H187ZM195 139H196L197 141H198L199 139H201V141H202V138L197 139V137H196ZM204 139H203V141H205ZM217 139H216L215 144H216V145H217V144L219 145V143L217 142ZM229 139H230V138H229ZM229 139H228V140H229ZM231 139H232V138H231ZM231 139H230V140H231ZM243 139H242V140H243ZM252 139H254V138H252ZM9 140H10V139H9ZM20 140H17V141L20 142ZM38 140H40V139H38ZM45 140H46V139H45ZM50 140L52 141V139H50ZM97 140H99V139H97ZM103 140H104V141H103ZM136 140H137V139H136ZM142 140H141V141H142ZM190 140H191V139H190ZM190 140H189V141H190ZM207 140H206V141H207ZM228 140H226L227 142H225V144H227V145H228V142L230 141V140H229V141H228ZM234 140H235V139H234ZM240 140H241V138H240ZM240 140H238V141L240 142ZM245 140H246V138L244 139V143H245ZM247 140H248V142H250V143H248V144L246 143L245 145L243 144V145H242V148H243V149H244V146H247V145H248V146H250V145L253 146V145H254V144L252 145L251 141H249L250 139H247ZM4 141H5V140H4ZM41 141H42V140H40V141L37 143V144H38L37 146H33V147H36V148H37V149H36V152H37V151H38V152H41L40 154H42V152L45 151L44 156H41V159H42V162H41V163H42V164L44 163V165H46V164H45V159H46L45 156H46V154H47V156H48V154H49L48 152L51 151L50 146H49V143H50V142L47 141V142H49V143H48V146H49V149H50V150L47 151V148H48V147H47V143L45 142V143H46V145L44 144L45 146H44V145H43V146H40V142H41ZM43 141H44V140H43ZM151 141H152V142H151ZM163 141H164V140H163ZM194 141H195V140H194ZM194 141H193L192 143H191V141H190L189 143L193 144ZM197 141H195V142L197 143ZM201 141H200V142H201ZM206 141L203 142V143H202V142L200 143V142L198 141V142L201 144V148L204 147V146L202 147V144L204 145V144L206 143ZM236 141H237V139H236ZM14 142L16 143V141H14ZM21 142H20V143H21ZM35 142H37V139H36ZM79 142H80V141H79ZM93 142H94V141H93ZM98 142H99V141H98ZM143 142H142V143H143ZM149 142H150V144H149ZM177 142H178V141H177ZM212 142H213V141H212ZM220 142H221V139H220ZM5 143H6V142H5ZM7 143H8V142H7ZM10 143H11V142H10ZM12 143H13V141H12ZM22 143H21V144H22ZM24 143H25V142H24ZM26 143H25V145H27ZM32 143H33L32 145H36V144L34 143V141H33ZM42 143H44V142H42ZM42 143H41V144H42ZM53 143H54V142H53ZM53 143H51V145H52ZM99 143H100V142H99ZM142 143L140 142V144H142ZM151 143H154V144H151ZM173 143H174V142H173ZM173 143H172L171 145H173ZM196 143H194V144H196ZM199 143H198V144H199ZM207 143H208V141H207ZM221 143H222V142H221ZM221 143H220V144H221ZM229 143H230V142H229ZM235 143L238 144V142H235ZM240 143H241V142H240ZM2 144H3V143H2ZM2 144H1V145H2ZM17 144H18V143H17ZM80 144H81V145H84V144H82V140H81ZM97 144H98V143H97ZM144 144H143V147H144ZM167 144H169V143H167ZM167 144H166V145H167ZM177 144H178V143H177ZM181 144H182V143H181ZM194 144H193V146H190V147L188 146V147H187V148L189 149V151H190V148H192L191 151H190V153L187 152V153L191 154V155H189V154H188V155H189L192 159H191L189 156H187V155H186V156H187V159H189V162H190V159H191L192 163L195 162V164H197L196 162H199V161H198V157H199V159H200V155H201L200 153L202 152V150H201V152H198L199 149H197V148H199L200 145H199V147H197L198 144H197L196 146H194ZM212 144H213V143H209L208 145L205 144V147H204V150H203V151L206 153L207 150H210V149H208V148H211L210 146H211ZM215 144H213V146H214ZM225 144H224V143L221 144L220 149H221L222 145L224 146ZM237 144H236V145H237ZM1 145H0V148H1ZM5 145H7V144H5ZM9 145H10V144H9ZM13 145H14V144H13ZM32 145H31V146H32ZM166 145H165V146H166ZM174 145H176V144L174 143ZM216 145H215V147H216ZM218 145H217V147H216V150H215V147L212 148V150L214 149V150L216 151V152H215L216 154H217V151H218L217 148L219 149ZM227 145H226V146H227ZM229 145H232V144L230 143ZM229 145H228V146H229ZM233 145H234V142H233ZM238 145H239V144H238ZM240 145H241V144H240ZM240 145H239V146H240ZM261 145H263V144H261ZM261 145H260V147H258V146H259V144H258L257 147H258V148L261 150V152L264 154V147L261 146ZM7 146H8V145H7ZM19 146H20V145H19ZM28 146H29V145H28ZM28 146H27V148H31V147H28ZM86 146H87V145H86ZM99 146H100V144H99ZM104 146H105V147H104ZM154 146H155V145H154ZM168 146H170V145H168ZM180 146H181V145H179V147H180ZM182 146H183V145H182ZM182 146H181V147H182ZM207 146H209V147H207ZM213 146H212V147H213ZM226 146H224V149H225ZM234 146H235V145H234ZM234 146H233V147H234ZM3 147H4V146H3ZM9 147H10V146H9ZM11 147H12V146H11ZM11 147H10V148H11ZM25 147H26V146H25ZM54 147H55V146H54ZM101 147H102V146H101ZM181 147H180V148H181ZM229 147H230V146H229ZM257 147L254 146V147H252V148H253V149H254V148L257 149ZM7 148H8V147H7ZM10 148H9V149H10ZM19 148H20V147H19ZM21 148H22V150H24V147H23V146H22ZM27 148H25V150H26ZM42 148L44 149V151H43ZM84 148H85V147H84ZM87 148H88V147H87ZM139 148H140V149H139ZM167 148H168V147H167ZM167 148H166V149H167ZM171 148H174V147L172 146ZM201 148H200V149H201ZM234 148H236V147H234ZM234 148H233V152L230 153L229 151H227V153H228V152H229V154L234 153V152H235ZM237 148L240 149L241 147H238V146H237ZM242 148L240 149V151L242 150ZM1 149H3V148H1ZM5 149H6V148H5ZM9 149H8V153H9V151H11V150H9ZM14 149H16V146H15ZM17 149H18V148H17ZM33 149H34L33 151H35V148H33ZM85 149H86V148H85ZM150 149H151V151H150ZM182 149H183V148H182ZM205 149H207V150L205 151ZM222 149H223V147H222ZM222 149H221V150H222ZM231 149H232V148H230V151H232ZM245 149H250V151H248V152H251V151L253 150V149L251 150V148H249V147H245ZM245 149L243 150V152L246 151ZM259 149H257V150H259ZM3 150H4V149H3ZM6 150H7V149H6ZM6 150H5V151H6ZM41 150H42V151H41ZM53 150H54V149H53ZM87 150H89V149H87ZM147 150H148L149 152H148ZM172 150H173V149H172ZM212 150H211V151H212ZM226 150H227V149H226ZM226 150H225V151H226ZM228 150H229V148H228ZM1 151H2V150H1ZM13 151H15V150H13ZM13 151H12V152H13ZM26 151H27V150H26ZM29 151H31V150H29ZM29 151H27V152H29ZM89 151H90V150H89ZM111 151H112V152H111ZM164 151H165V150H164ZM177 151H180V150L178 149ZM185 151H186V150H185ZM187 151H188V150H187ZM222 151H223V150H222ZM222 151H220V152H218V153H221ZM236 151H237V150H236ZM238 151H239V150H238ZM2 152L4 153V151H2ZM24 152H25V151H24ZM24 152H23V153H24ZM38 152H37V153H38ZM46 152H47V153H46ZM84 152H85V151H84ZM167 152L169 153V150H168ZM170 152H171V151H170ZM182 152H183V151H182ZM197 152H198L200 155H199ZM204 152H203V153H204ZM208 152H209V151H207V156H206V155H205V156L209 158V157H210V154H209ZM259 152H260V151H259ZM3 153H2V154H3ZM14 153H16V152H14ZM20 153H22L21 150H20ZM23 153L20 154V157H21L22 155H24ZM50 153H52V152H50ZM86 153H87V152H86ZM109 153H110L111 156H109ZM112 153H113V155H112ZM158 153H159V154H158ZM171 153H172V152H171ZM173 153H174V151H173ZM179 153H180V152H179ZM205 153H204V154H205ZM215 153L212 151V153H211V157H213L214 155L212 156V154H215ZM222 153H223V152H222ZM227 153H226V154H227ZM236 153H238V152H236ZM240 153H242V152H240ZM245 153H246V152H244V154H245ZM256 153H257V152H256ZM262 153H261V154H262ZM4 154H6V153H4ZM16 154H18V153H16ZM27 154H28V153H27ZM30 154H31V153H30ZM33 154H35V153H33ZM56 154H57V152H56ZM56 154H55V155L52 154L53 156H52L51 160H52L53 162H55L54 159L56 158ZM163 154H164V155H163ZM176 154H178V153H176ZM176 154H174V155L177 156ZM181 154H182V153H181ZM181 154H180V155H181ZM208 154H209V155H208ZM229 154H228V155H229ZM251 154H255V153L252 152ZM0 155H1V154H0ZM8 155H9V154H8ZM8 155H6V156L8 157ZM12 155H13V154H12ZM18 155H19V154H18ZM36 155L38 156V159H36V160H39V163H40L41 160L39 159V158H40L39 155H38V154H35V156H33L34 158H30V157H29L28 160L24 159L23 164H22V163H20V164L26 166V162H25V160H26V161H29L30 159H31L30 161H32V159L35 160V158H37ZM162 155H163V157H162ZM172 155H173V154H172ZM174 155H173V156H174ZM198 155H199V156H198ZM220 155H221V154H220ZM222 155H224V153H223ZM222 155H221V156H222ZM228 155H227L226 157H228ZM234 155L237 156L238 154H235V153H234ZM246 155H247L248 157L250 156V154H249V155L246 154ZM1 156H3V155H1ZM6 156H4V157H6ZM26 156H27V155H25V158H27ZM28 156H30V155H28ZM54 156H55V157H54ZM107 156H104V157L107 158ZM164 156H166L165 159H163ZM167 156H168V157H167ZM183 156H184V155H183ZM205 156L202 155V157H205ZM230 156H231V155H230ZM230 156H229V158H230ZM242 156H243V155H242ZM242 156L240 155V158H241V159L243 158ZM256 156H257V154H256ZM256 156H254V157L251 156V158L253 159V158H255ZM261 156H262V155H261ZM261 156H260L259 159L263 160L264 156H263V158H261ZM4 157H2L3 160H4ZM13 157H14V156H13ZM15 157H17V156H15ZM20 157H19L18 160L24 158V157H22V158H20ZM31 157H32V155H31ZM50 157H51V155H50ZM202 157H201L200 160H202V162H203V161L205 162L206 157H205L204 160L202 159ZM211 157L208 159L210 162L213 161V158H211ZM216 157H218V155H216ZM219 157H220V156H219ZM219 157H218V158H219ZM226 157H225V156H222V157L219 158V159L215 158V160L217 159V162H218V163L220 162L221 166H224V165L226 164V159H228V158H226ZM245 157H246V156H245ZM248 157H246V158H248ZM258 157H259V153H258ZM258 157H256L255 159L257 160ZM0 158H1V157H0ZM8 158H9V157H8ZM8 158H7V159H8ZM10 158H11V156H10ZM17 158H18V157H17ZM44 158H45V159H44ZM159 158H160V159H159ZM166 158H170V159L167 160ZM172 158H173V157H172ZM174 158H176V157H174ZM181 158H182V157H181ZM225 158H226V159H225ZM231 158H232V157H231ZM233 158H234V157H233ZM233 158H232V159H233ZM237 158H238V157H237ZM12 159H13V158H12ZM12 159H11V160H12ZM57 159H59V158H56V160H57ZM210 159H211V160H210ZM220 159H221V160H220ZM241 159L236 160V158H235V161H236V162L238 161V163H237V165H236L237 167H236V166H232V164L235 163L234 161H233L232 164L229 162V164H231V167H233V168H235V167H236V169L238 168L236 171H238V170L241 171V167H240V169H239V167H238V165H240V163H242V161L239 163V160H241ZM252 159H250V160H252ZM9 160H10V159H9ZM11 160H10V161H11ZM18 160H17V161H18ZM47 160H48V159H47ZM105 160H106V159H105ZM164 160H167V162L165 161V164H164ZM175 160H176V161L179 160V159H178V156H177V158H176ZM180 160H181V159H180ZM183 160H184V159H183ZM208 160H207L206 162H209ZM219 160H220V161H219ZM243 160H244V159H243ZM250 160H249V161H250ZM261 160H259V161H260L261 164H262V162H264V161H261ZM1 161H2V159H1ZM5 161H6V160H5ZM7 161H8V160H7ZM17 161H16V162H17ZM52 161H50V163H51ZM58 161H59V160H58ZM109 161H108V162H109ZM161 161H162V163H161ZM172 161L174 162V159H172ZM172 161H170V163H171ZM186 161H187V160H186ZM224 161H225V162H224ZM230 161H231V160H230ZM37 162H38V161H36V162L34 161V163H32V162L30 163V162H29V166H28V167H30L31 169H30V170L28 169V170H29V174L32 173V174H31L32 176H33V173H34V172L37 174V171H36V170H37V169L39 170V168H40V167H39L40 164L37 163ZM53 162L51 163V165L48 164V165L50 166V168H51L52 165L54 166V164L56 163V162H55V163H53ZM59 162H60V161H59ZM59 162H58V163H59ZM106 162H107V161H106ZM210 162H209V163H210ZM217 162H213V163L215 164V163H217ZM227 162H228V161H227ZM245 162H247V159L245 160ZM251 162H252V161H251ZM257 162H258V160H257ZM257 162H256V163H257ZM1 163H2V162H1ZM35 163H36V164H35ZM63 163H64V162H63ZM168 163H169V162H168ZM180 163H182V161H181ZM180 163H179V164H180ZM185 163L187 164L188 161L185 162V160H184V162L182 163V165L185 164ZM192 163H191V162L188 163V164H189L188 166L192 165ZM200 163H201V161H200ZM209 163H208V164H209ZM243 163H244V162H243ZM6 164H7V163H6ZM10 164H12V163H10ZM27 164H28V163H27ZM37 164H38V165H37ZM108 164H109V163H108ZM176 164H177V163H176ZM176 164H175V165H176ZM193 164H194V163H193ZM198 164H199V163H198ZM198 164H197V165H198ZM205 164L207 165V163H205ZM205 164H203V165H205ZM210 164H211V163H210ZM223 164H224V165H223ZM227 164H228V163H227ZM244 164H245V163H244ZM244 164H243V165H244ZM246 164H247V163H246ZM30 165H31V166H30ZM48 165H47V167H48ZM95 165H96V164H95ZM180 165H181V164H180ZM197 165H196V169H193V168H195V165H193L194 167L191 166V167H193L192 169H193L194 171L196 170L195 173H194V171H193L190 167H189L190 171L188 170L190 173L193 172V173H192V176H193V174H195V175H194L195 180H196V178H197V180L200 179V178H201V175H202L201 173L203 172V171L200 172L203 168H200L199 166H198L199 168H197ZM201 165H202V163H201ZM201 165H200V166H201ZM215 165H216V164H215ZM248 165L250 166L251 164H248ZM257 165H258V164H257ZM259 165H260V163H259ZM1 166H3V165H0V167H1ZM58 166H59V165H58ZM61 166L63 167L62 163H61ZM61 166H60V168H61ZM109 166H111V165H109ZM172 166H173V164H172ZM178 166H179V165H178ZM183 166H184V165H183ZM221 166H220V165L218 166V167H219V168H218L219 170L221 169ZM240 166H242V165H240ZM249 166H248V167H249ZM252 166H253V164H252ZM252 166H251V167H252ZM260 166H261V165H260ZM263 166H264V165H262V168H263ZM8 167H9V165H8ZM10 167H11V166H10ZM12 167H13V165H12ZM15 167H16V164H15ZM15 167H14V168H15ZM38 167H39V168H38ZM42 167H43V166H42ZM44 167H45V166H44ZM47 167H45V169H46ZM54 167H57V163L55 164ZM64 167H65V165H64ZM111 167H112V166H111ZM114 167H115V166H114ZM116 167H115V168H116ZM176 167H177V166H176ZM180 167H181V166H180ZM203 167L205 168L206 166H203ZM246 167H247V166H246ZM255 167H256V166H255ZM2 168H3V167H2ZM14 168H13V169H14ZM17 168H18V166H17ZM48 168H49V167H48ZM48 168H47V171L50 172V171H49L50 168H49V169H48ZM52 168H53V167H52ZM58 168H59V167H58ZM66 168H67V167H66ZM109 168H110V167H109ZM178 168H179V167H178ZM181 168H183V167H181ZM214 168H215V167H214ZM216 168H217V166H216ZM225 168H226V167H224V168L222 167L221 170H224ZM259 168H260V167H259ZM7 169H8V168H7ZM7 169H6V170H7ZM11 169H12V168H11ZM13 169H12V170H13ZM22 169H23V168H21V170H22ZM56 169H57V168H55L54 170H56ZM161 169H162L164 172H163ZM184 169H185V168H183V170H184ZM198 169H200V171H199ZM210 169H211V168H210ZM218 169H215V171H217ZM227 169H228V168H226V170H227ZM229 169H230V165H229ZM247 169H248V168H247ZM260 169H261V168H260ZM6 170H4V171H6ZM15 170L18 171L19 169H16V168H15L14 171H15ZM25 170H27V169H25ZM40 170H42V169H40ZM58 170L60 171V169H58ZM62 170H63V169H62ZM67 170H68V169H67ZM67 170H63V171H64L65 173L67 172V173L69 174V172H68ZM167 170H166V171H167ZM175 170H176V168H175ZM181 170H182V169H181ZM191 170H192V171H191ZM206 170H207V169H206ZM230 170L232 171V169H230ZM251 170H252V168H251ZM256 170H257V171H256ZM43 171L46 172L45 170H43ZM51 171H52V170H51ZM159 171H162L163 173L160 172V174H161V175H160V174H159ZM171 171H172V169L170 170V172H171ZM185 171H187V170H185ZM212 171H214V169H213ZM215 171H214V172H215ZM224 171H225V170H224ZM224 171H221V172L224 173ZM231 171H229V172H231ZM255 171H256V172H255ZM255 171H254V170L252 171V172H254L253 174H255V173L258 174V172H261V171H259V170L256 169V168H255ZM263 171H264V170H263ZM263 171L261 172V174H264ZM1 172H2V170H1ZM12 172H13V171H12ZM12 172H11V173H12ZM22 172H23V171H22ZM52 172H53V171H52ZM52 172H50V175L52 174ZM64 172H63V173H64ZM168 172H169V171H168ZM170 172H169V173H170ZM180 172H181V171H180ZM205 172H206V171H204L203 174L205 175L206 178L203 177V178H204L203 182H204L205 180L208 181V180H207L208 177L206 176L207 173H205ZM210 172H211V171H210ZM226 172H227V171H225V173H226ZM232 172H234V171H232ZM248 172H250V171H248ZM248 172H247V173H248ZM5 173H6V172H5ZM9 173H10V172H9ZM13 173H14V172H13ZM17 173H18V172H17ZM17 173H16V174H17ZM24 173H25V171H24ZM27 173H28V171H27ZM46 173H47V172H46ZM54 173H56V172L54 171ZM54 173H53V174H54ZM61 173H62V172H61ZM63 173L61 174V175H62L61 177L58 176V175H60V174H57V173H56L57 176H58V179H57V178H56V179H57V180H62V178H63L65 181L67 180V182H68L69 184H68V186H66V188H67V187L70 188V187L72 186V184H71V183H72V179H71V177L73 176V174L71 173L72 176H71V177H68V176H70L71 174L66 175L67 173H66V174L64 173V174H65V176H64L65 178H64V177H63V175H64ZM178 173H179V171H178ZM181 173H183V172H181ZM181 173H180L179 175H181ZM208 173H209V172H208ZM218 173H220V172H218ZM236 173H238V172H235V174H236ZM239 173H240V172H239ZM242 173H243V172H242ZM16 174H14V176H15ZM22 174H23V173H22ZM22 174H20V176H21ZM48 174H49V173H48ZM48 174H47V175H48ZM167 174H168V173H167ZM170 174H172V173H170ZM170 174H168V175H169V177L171 178ZM174 174H175V172H174ZM174 174H172V175H174ZM188 174H189V173H188ZM215 174H216V173H215ZM215 174H214V175H215ZM220 174H221V173H220ZM220 174H219V176H220ZM229 174H230V173H229ZM231 174H232V173H231ZM261 174H260V175L258 174L257 177H256V176H255V177L258 178V176H262ZM2 175H3V173H2ZM17 175H19V173H18ZM27 175H28V174H27ZM38 175H39V174H38ZM45 175H46V174H45ZM47 175H46L45 177H47ZM50 175L48 176V178L50 177V179H51V176H50ZM118 175H119V174H118ZM164 175H165V174H164ZM164 175H163V176H164ZM168 175H167V177H165V178L168 179V178H169ZM175 175H176V174H175ZM179 175H178V178H179ZM186 175H187V174H186ZM189 175H190V174H189ZM209 175H210V173H209ZM209 175H208V176H209ZM240 175H241V174H240ZM240 175H239V176H240ZM9 176H10V175H9ZM11 176H12V174H11ZM14 176H13L12 178H14ZM29 176H30V175H29ZM29 176H28V177H29ZM32 176H31V177H32ZM34 176L36 177L37 175L34 174ZM53 176H55V174H54ZM53 176H52V179H53ZM99 176H100V175H99ZM181 176H182V175H181ZM187 176H188V175H187ZM202 176H203V175H202ZM216 176H217V175H216ZM216 176H215V178H216ZM224 176H225V175H224ZM229 176H230V175H228V177H229ZM233 176H235V175L233 174ZM237 176H238V175H237ZM247 176H248V178H249V177L251 178V175H250V176L247 175ZM263 176H264V175H263ZM23 177H24V174L22 175V178H23ZM25 177H26V174H25ZM28 177H27V178H28ZM39 177H40V176H39ZM41 177H42V174H41ZM172 177H173V176H172ZM194 177H193V180H191V181H193V185H194V184L196 185V186L194 185L195 187H197V188H201L202 185H203V186L205 185V184H202V182H201V184H200V182L198 183V182L194 181ZM211 177H213V176L211 175ZM226 177H227V176H226ZM253 177H254V176H253ZM253 177H252V178H253ZM255 177H254V178H255ZM15 178H16V177H15ZM66 178H69V179H66ZM170 178H169V179H170ZM189 178H191V176H190ZM209 178H210V177H209ZM233 178H234V177H233ZM240 178H241V177H240ZM248 178H247V179H248ZM256 178H255V179H256ZM1 179H2V178H1ZM29 179H30V178H29ZM36 179L39 180L40 178L38 179V177H36ZM36 179H35L34 181H36ZM97 179H98V178H97ZM120 179H121V177H120ZM160 179H161L162 182L160 181ZM175 179H176V177H175ZM175 179H174V180H175ZM182 179H185V178H182ZM213 179H214V177H213ZM227 179H228V178H227ZM229 179L232 181L231 176H230ZM247 179H246V180H247ZM259 179H260V178H259ZM263 179H264V177H263ZM2 180H3V179H2ZM13 180H14V179H13ZM42 180H43V179H42ZM42 180H41V181H42ZM44 180H45V179H44ZM47 180H48V179H47ZM68 180H69L71 183H70ZM102 180H103V179H102ZM157 180H159L160 182H157ZM163 180H164V178H163ZM172 180H173V179H172ZM230 180H228V181H230ZM261 180H262V177H261ZM10 181H11V180H10ZM10 181H8V182H10ZM14 181H15V180H14ZM31 181H32V180H31ZM31 181H30V182H31ZM41 181H40V184H41ZM50 181H51V180H50ZM73 181H74V180H73ZM121 181H122V179H121ZM125 181H124V182H125ZM170 181H171V182H170ZM182 181H183V180H182ZM182 181H181V182H182ZM185 181H186V180H185ZM188 181H189V180H188ZM199 181H200V180H199ZM201 181H202V180H201ZM212 181H213V180H212ZM212 181H211V182H212ZM220 181L223 182V180H220ZM228 181H227V182H228ZM231 181L229 182L230 184H231ZM238 181H239V180H238ZM240 181H242V180L240 179ZM250 181H251V180H250ZM253 181H255V180L253 179ZM0 182H2V181L0 180ZM4 182H5V181H4ZM11 182H12V181H11ZM19 182H20V181H19ZM23 182H25V180H23ZM27 182H28V181H27ZM30 182H28V183H30ZM32 182H33V181H32ZM43 182L46 183V180L43 181ZM51 182H52V181H51ZM51 182H48L47 184H49V183H51ZM55 182L57 183L58 181L55 180ZM67 182H66V184L60 182V184L67 185ZM79 182H80V181H79ZM79 182H78V183H79ZM156 182H157V183H156ZM168 182H169V183H168ZM227 182H226V183H227ZM244 182H245V181H244ZM255 182H256V181H255ZM258 182H259V181H258ZM261 182H262V181H261ZM261 182H260V184H261ZM15 183H16V182H15ZM21 183H22V182H21ZM28 183H27V185H28ZM33 183H34V182H33ZM33 183H30V184L33 185ZM52 183H54V182H52ZM52 183L50 184V186L52 185ZM56 183H55L54 185H52V188H54L55 185L57 186V185L59 184V182H58L57 184H56ZM73 183H75V182H73ZM104 183H105V182H104ZM162 183L164 184V187H163ZM172 183H173V182H172ZM172 183H171V184H172ZM175 183H176V180H175ZM178 183H179V182H178ZM178 183H177V184H178ZM187 183H188V182H187ZM191 183H192V182H191ZM197 183H198V184H197ZM205 183H206V182H205ZM224 183H225V182H224ZM229 183H227V184H229ZM248 183H249V182H248V180H247V184H248ZM250 183H251V182H250ZM250 183H249V184H250ZM263 183H264V182H263ZM13 184H14V183H13ZM13 184H12V185H13ZM35 184H36V183H35ZM43 184H44V183H43ZM70 184H71V185H70ZM80 184H82V183H80ZM121 184H122V183H121ZM123 184H125V183H123ZM123 184H122V185H123ZM126 184H125V185H126ZM168 184H169V185H168ZM173 184H174V183H173ZM179 184H180V183H179ZM208 184L211 185V187H213V184H214V183L212 184V183L208 182ZM208 184L205 185L206 188H207V185H208ZM221 184H223V183H221ZM221 184H220V185H221ZM227 184H225L226 187H227ZM230 184H229V185H230ZM249 184H248V185H249ZM253 184H255V183H253ZM253 184H251L249 187L252 188V189H253V188H257L256 184H255V185H253ZM6 185H7V184H6ZM10 185H11V184H10ZM22 185H23V183H22ZM25 185H26V184H25ZM27 185H26V186H27ZM64 185H63V189L66 190V188H64V187H65ZM69 185H70V186H69ZM74 185H77V184L75 183ZM74 185H73V186H74ZM92 185H93V184H92ZM105 185H106V184H105ZM160 185H162V187H161ZM180 185H182V184H180ZM197 185H198V186H197ZM199 185H200L201 187H200ZM225 185H224V187H225ZM231 185H232V186L234 185L233 182H232ZM257 185H258V184H257ZM261 185H262V184H261ZM15 186H16V184H15ZM19 186H20V185H19ZM19 186L17 185V187H19ZM28 186H29V185H28ZM41 186H42V188H43V185H41ZM44 186H46V184H44ZM50 186H49V187H46V188H50V189H51ZM73 186H72V188H73ZM82 186H83V185H82ZM82 186H81V187H82ZM123 186H124V185H123ZM172 186H175V184L172 185ZM214 186H215V188L217 187L216 184H215ZM218 186H219V185H218ZM232 186H230V187H232ZM234 186H235V185H234ZM238 186H239V185H238ZM245 186H246V184H245ZM254 186H256V187H254ZM258 186H259V185H258ZM7 187H8V186H7ZM24 187H25V186H24ZM32 187H33V186H32ZM36 187H38V186L36 185ZM60 187H62V186L60 185ZM74 187H77V186H74ZM79 187H80V186H79ZM81 187H80V188H81ZM84 187H85V185H84ZM92 187H93V186H92ZM106 187H107V185H106ZM159 187H160V188H159ZM181 187H182V186H181ZM190 187H192V186H190ZM195 187H194V190L196 191L197 188H195ZM208 187H210V186H208ZM220 187H221V186H220ZM226 187H225V188H226ZM228 187H229V186H228ZM228 187H227L226 190H228ZM235 187H237V184H236ZM243 187H244V185H243ZM247 187H248V186H247ZM9 188H10V187H9ZM9 188H8V189H9ZM22 188H23V187H22ZM42 188H41V189H42ZM46 188H45V189H46ZM72 188H71V189H72ZM80 188H78V189H80ZM103 188H104V187H103ZM165 188H166V189H165ZM171 188H172V187H171ZM171 188H170V187L168 188V189H169V192H171V190L175 191L173 188H172V189H171ZM182 188H183V187H182ZM182 188H181V189H182ZM192 188H193V187H192ZM192 188H191V189H192ZM213 188H214V187H213ZM240 188H241V187H240ZM240 188H239V189H240ZM244 188H246V187H244ZM250 188H248V190H249ZM259 188H260L259 190L262 189L261 187H259ZM25 189H27V188H25ZM32 189H33V188H32ZM36 189H37V188H36ZM39 189H40V188H39ZM41 189H40V190H41ZM45 189H44V190H45ZM50 189H47V190L50 191ZM63 189H62V190H63ZM71 189H70V191H71ZM105 189H106V188H105ZM122 189H123V188H122ZM161 189H163V191H162ZM168 189H167V190H168ZM175 189H176V188H175ZM178 189H180V186L178 187ZM186 189H187V188H186ZM202 189H204V187H202ZM208 189H209V188H208ZM208 189H207V190H208ZM217 189H219V188L217 187ZM217 189H216V190H215V189H214V190H213V189H212V190H208V192H209L208 195L205 194L204 191H203V193H204L205 195H204V194H203L204 196L201 195V197H202L201 200H203V197H204V199H208L209 201L211 200L213 203H215V204L217 205V206L215 205V207H218V208H219V209H217V210L220 211L219 213L222 215V217H224V218L221 217L222 219H224V220H222V221H224L225 224L228 225V226L232 229V231H233L232 234H233L234 237H235L234 239L237 238V239L239 240V242H240L241 244H243V245H240V244L238 243V246H242V249H241V250L245 249V250H244L245 254L243 253L245 256H244L243 254H241L243 251H242V252L240 251L239 254H241V255H239V257L243 255V257L241 258L242 260L246 258V259H247L246 261L248 262V263L246 262L247 264H249L250 261H251L252 264H254V263L256 262V261H255V260H256V257H255V260H254L253 257L255 256L256 253L254 252V256L252 255L253 252H251V250H248V248H249L250 246L248 245V247H247V242H246V239H247V240L249 239V238H247L248 235H249V232L251 231V229H253V228H251V227H252L251 225H253V223H254V221H255L254 216L252 215V216H253V219H254V221H253V219H252L253 223H248V224L246 223V225H248V226H249V224H251V225H250V226H251V227H250L251 229H250L249 227H247V229H245V228L243 227V225H245V224H243V223H245L246 221L244 220L245 217L242 216V215L246 214V213H244V208H243V212H242V210H241V212H240L239 214H237V213H238V211H239L240 209H239L237 212H235V210L230 209V210L234 211L235 214L239 215V216H237V218H236V217H233L232 215L234 214V212H233V214H231L232 212H229V205H230V202H228L229 200H226L227 198L230 199V196L227 197V198L224 196L225 194L221 196V193H222V192H221V193L219 192L220 195H218V193H217ZM222 189H224V188H222ZM231 189L234 190L235 188H234V189L231 188ZM237 189H238V187L235 189V191H236ZM241 189H242V188H241ZM241 189H240V191H241ZM6 190H7V188H6ZM16 190H17V189H16ZM30 190H31V189H30ZM40 190H38V191H39V192L43 191V194H45V193L47 194V192H46L47 190H45V191H44V190H41V191H40ZM51 190H53V189H51ZM72 190H75V191H76L77 189H72ZM80 190H81V189H80ZM80 190H78V191H80ZM82 190H83V187H82ZM85 190H86V189H85ZM194 190H191V191H193V193H195ZM198 190H199V189H198ZM198 190H197V192L200 193L201 190H199V191H198ZM207 190H206V191H207ZM220 190H221V188H220ZM250 190H251V189H250ZM256 190H257V189H256ZM256 190H254V192H255ZM1 191H2V190H1ZM12 191H13V190H12ZM32 191H34V190H31V192H32ZM35 191H36V190H35ZM55 191H56V190H55ZM55 191H54V194H55ZM66 191L68 192L69 190H66ZM66 191H64L63 193H65ZM70 191H69V192H70ZM83 191H84V190H83ZM83 191H82V192H83ZM100 191H101V190H100ZM107 191H108L109 193H108ZM160 191H161V192H160ZM206 191H205V192H206ZM215 191H216V192H215ZM221 191H222V190H221ZM223 191L225 192V190H223ZM228 191H229V190H228ZM228 191H227V192H228ZM237 191H238V190H237ZM237 191H236V192H237ZM252 191H253V190H252ZM2 192H3V191H2ZM24 192H25V191H24ZM39 192H38V193H39ZM44 192H45V193H44ZM51 192H52V191H51ZM67 192H66V197L68 198V200H69V199H71V200L73 199V200H74V198H75V201H76V197H77L76 195H77V194H75V192L71 191V194H72V195H70V193H67ZM72 192H73V193H72ZM90 192H91V191H90ZM104 192H105V191H104ZM106 192H107V193H106V197H107L106 202L109 204V207H110V205H113L114 208H117L116 205L119 204V200H120V199L118 198V196H116V195H115L113 192H111L109 189H106ZM126 192H127V191H126ZM129 192H130V191H129ZM177 192H178V191H177ZM177 192H176V193L173 192V194H177ZM181 192H182V190H181ZM186 192H189V191H186ZM230 192H231V190H230ZM246 192H248V191H246ZM246 192H245V194H248V193H249V192H248V193H246ZM260 192H261V191H260ZM8 193H9V192H8ZM15 193H16V192H15ZM15 193H14V194H15ZM28 193H29V192H28ZM59 193H60V192H59ZM77 193H78V192H77ZM80 193H81V192H80ZM84 193H85V192H84ZM191 193H192V192H191ZM225 193H226V192H225ZM237 193H238V192H237ZM243 193H244V192H243ZM250 193H251V192H250ZM1 194H2V193H0V195H1ZM21 194H22V193H20V195H21ZM26 194H27V190H26ZM40 194H41V193H40ZM43 194H42V195H43ZM49 194H51V193H49ZM56 194H57V193H56ZM56 194H55V195H56ZM67 194H69L70 196H67ZM86 194H87V193H86ZM86 194H85V195H86ZM129 194H130V193H129ZM170 194H171V193H169V195H170ZM178 194H179V193H178ZM187 194H188V193H187ZM196 194H197V193H196ZM200 194H201V193H200ZM227 194H228V193H227ZM229 194H230V193H229ZM232 194H233V193H232ZM239 194H240V193H239ZM239 194H238L237 196H239ZM245 194L243 195L244 200H245V197H244ZM252 194H253V193H252ZM255 194H256V193H255ZM258 194H259V193H258ZM262 194H263V193H262ZM7 195H8V194H7ZM16 195H17V194H16ZM23 195H25V193H24ZM23 195H22V197H23ZM29 195H30V194H29ZM38 195H39V194H38ZM38 195H37V196H38ZM42 195H41V196H42ZM78 195H80V194L78 193ZM87 195H88V194H87ZM117 195H118V194H117ZM179 195L181 196V194H179ZM190 195H191V194H190ZM233 195H234V194H233ZM259 195H261V194H259ZM259 195H258V196H259ZM11 196H13V195L11 194ZM11 196H10V197H11ZM14 196H15V195H14ZM48 196H49V195H48ZM48 196H47V198H49ZM63 196H64V194L62 195V197H63ZM83 196H84V195H83ZM83 196H82V198H81L80 196H79V197H80L82 200H84L83 198H85V196H84V197H83ZM161 196H162L163 198H161ZM164 196H165L166 198H164ZM171 196L174 197L172 194H171ZM183 196H184V195H183ZM186 196H188V195H186ZM195 196H196V195H195ZM195 196H194V197H195ZM219 196H220V198L224 196L225 199H224V197H223L222 199H220ZM248 196H250V194H249ZM248 196H247V197H248ZM254 196H255V195H254ZM254 196H253V197H254ZM4 197H6V196H4ZM10 197H9V198H10ZM15 197H16V196H15ZM24 197H26V195H25ZM30 197H31V196H30ZM34 197H35V196H34ZM38 197H39V196H38ZM42 197H44V196H42ZM50 197H51V196H50ZM55 197H57V196H55ZM66 197H64V198H66ZM73 197H74V198H73ZM90 197H91V196H90ZM131 197H132V196H131ZM133 197H134V196H133ZM172 197L169 196L168 198H169V202H170L171 204H173V205H171V206H172V209H173V207L175 208L176 206L181 205V204L175 205V204H177V203H181V202H179V201L181 200V198L176 196L177 199H178V198L180 199V200H177L176 197H174V198H172ZM188 197H189V196H188ZM201 197H200V198H201ZM247 197H246V199H247ZM259 197H260V196H259ZM0 198H1V197H0ZM19 198H21V197H19ZM35 198H36V197H35ZM40 198H41V197H40ZM45 198H46V197H45ZM59 198H60V197H59ZM64 198H63V200H64ZM170 198H172V199H174V200H177V201H174V200H172V199H170ZM182 198H183V197H182ZM233 198H234V197H233ZM243 198H242V199H243ZM254 198H256V197H254ZM10 199H11V198H10ZM27 199H28V198H27ZM31 199H32V198H31ZM61 199H62V198H61ZM61 199H59V200H61ZM77 199H78V198H77ZM81 199H79V200H81ZM85 199H86V198H85ZM88 199H90V198H88ZM88 199H86V200H88ZM124 199H125V198H124ZM128 199H129V198H128ZM184 199H185V197H184ZM191 199H192V198H191ZM196 199H197V198H196ZM234 199H235V198H234ZM248 199L251 200L252 198H251V197H250V198L248 197ZM256 199H257V198H256ZM256 199H255V202H257ZM258 199L261 200L262 197H261V198H258ZM258 199H257V200H258ZM18 200H19V199H18ZM24 200H25V202H27V200H26L25 198H24ZM38 200H39V198H38ZM40 200H41V199H40ZM48 200H50V198H49ZM48 200H45V201L48 203ZM52 200H53V199H52ZM54 200H55V199H54ZM59 200H58V201H59ZM68 200H67V201H68ZM86 200H84V202H85L86 204H89V205H90V203H88V201H91V200H88L87 202H86ZM93 200H94V199H93ZM93 200H92V202H94ZM136 200H137V201H136ZM160 200H161V201H160ZM193 200H194V198H193ZM198 200H199V199H198ZM225 200H226V201H225ZM232 200H233V199H232ZM236 200H237V199H236ZM239 200H241V199H239ZM253 200H254V199H253ZM259 200H258V201H259ZM262 200H263V199H262ZM1 201H2V200H1ZM1 201H0V205H1ZM8 201H9V200H8ZM8 201H7V202H8ZM10 201H13V200H10ZM20 201H22V200H20ZM35 201H36V200H35ZM42 201H43V200H42ZM50 201H51V200H50ZM56 201H57V200H56ZM58 201H57V202H58ZM77 201H78V200H77ZM98 201H99V200H98ZM144 201H145V202H144ZM171 201H173V202H171ZM190 201H191V200H190ZM203 201H204V200H203ZM209 201H208V202H209ZM211 201H210V202H211ZM245 201H246V200H245ZM251 201H252V200H251ZM251 201H248V202H249V206H250V202H251ZM2 202H3V201H2ZM5 202H6V201L3 202L4 204H3L1 207H3V206H4V208L6 207V206H5ZM16 202L20 203L19 201H16ZM65 202H66V199H65ZM65 202H63V203L66 205L67 202H66V203H65ZM71 202H72V201H71ZM80 202H81V205L77 204L76 207H79V206H81V207H80V208H75V209H81V208L84 209L85 206H84V207L82 206L83 201H78V203H80ZM106 202H105V203H106ZM124 202H125V201H124ZM169 202H167V204H168ZM175 202H176V203H175ZM206 202H207V201H206ZM233 202H234V201H233ZM260 202H261V201H260ZM8 203H9V202H8ZM10 203H11V202H10ZM12 203H14V201H13ZM32 203L34 204L35 202H32ZM42 203H43V202H42ZM59 203H60V201H59ZM63 203L61 202V204H63ZM74 203H75V202H74ZM97 203H98V202H97ZM170 203H169V204H170ZM184 203H185V202H184ZM195 203H196V202H195ZM197 203H198V202H197ZM228 203H229V204H228ZM238 203H239V202H238ZM244 203H245V202H244ZM253 203H254V202H253ZM261 203H262V202H261ZM14 204H15V203H14ZM22 204H23V203H22ZM40 204H41V202H40ZM43 204H44V203H43ZM43 204H42V205H43ZM48 204H49V203H48ZM55 204H56V203H55ZM55 204H54V206H52V207H54V210H55V207H56ZM61 204H60V206L58 205L59 207H58V206H57V207L60 208V207H61ZM91 204H92V203H91ZM95 204H96V203H93V205H95ZM162 204H163V205H162ZM169 204H168V205H169ZM186 204L188 205L189 203L186 202ZM186 204H185V205H186ZM245 204H248V203H245ZM256 204H257V203H256ZM256 204L254 203L253 205L255 206ZM258 204H259V203H258ZM7 205H8V204H7ZM24 205H25V204H24ZM26 205H27V204H26ZM28 205L31 206L32 204L30 205V203H29ZM28 205H27V206H28ZM34 205H35V204H34ZM34 205H33V206H34ZM56 205H57V204H56ZM65 205H63V208H66L67 206H71V203H70V205H69V203H68V205H66V206H65ZM74 205H75V204H74ZM78 205H79V206H78ZM93 205H92V206L90 205V206L92 207V209L96 207V206L93 207ZM119 205H120V204H119ZM119 205H118V206H119ZM134 205H135V204H134ZM141 205L143 206V204H141ZM174 205H175V206H174ZM183 205H184V204H183ZM198 205H199V204H198ZM201 205H202V204H201ZM209 205H210V204H209ZM213 205H214V204H213ZM232 205H233V204H232ZM234 205H235V204H234ZM240 205H241V203H240ZM253 205H251V206H253ZM263 205H264V204H263ZM10 206H11V205H10ZM33 206H32V209H33V211H34ZM40 206H41V205H40ZM40 206H39V207H40ZM64 206H65V207H64ZM107 206H108V205H107ZM113 206H112V207H113ZM142 206H141V207H142ZM145 206H147V205H145ZM148 206H147V207H148ZM154 206H153V207H154ZM171 206L169 205V206H167V208L169 209ZM193 206H194V205H193ZM203 206H204V205H203ZM207 206H208V205H207ZM237 206H239V205H237ZM241 206H245V205H241ZM7 207H9V206H7ZM25 207H26V206H25ZM35 207H36V206H35ZM71 207H73V204H72ZM86 207H87V206H86ZM86 207H85V208H86ZM98 207H99V206H98ZM119 207H121V206H119ZM119 207H118V208H119ZM178 207H179V206H178ZM183 207H185V206H183ZM187 207H188V206H187ZM197 207H198V206H197ZM200 207H202V206H200ZM205 207H206V206H205ZM245 207H248V205L245 206ZM259 207H260V206H259ZM14 208H15V207H14ZM28 208H29V207H28ZM44 208H45V207H44ZM58 208H57V209H58ZM69 208H70V207H68L67 209H69ZM89 208H90V207H89ZM89 208H86V209L89 210ZM96 208H97V207H96ZM96 208H95V209H96ZM114 208H113V209H114ZM142 208H145V207H142ZM148 208H149V207H148ZM167 208H165V209L167 210ZM176 208H177V207H176ZM176 208H175V210L178 209V208H177V209H176ZM179 208H180L179 210H181V207H179ZM185 208H186V207H185ZM209 208H210V207H209ZM230 208H232V206H231ZM250 208H251V207H250ZM7 209H8V208H7ZM29 209H31V208H29ZM45 209H46V208H45ZM50 209H52V208H50ZM75 209L73 208L74 211H75ZM83 209L80 210V211H82L83 215H82V214H81V216L79 215V218H78V219H80V218L82 217V219H80V222L77 221L78 219H77L75 216H77L78 214L75 215V213H74V215H75L74 217H75V218H73L72 220H75V219H76V220H75V223H76V222H77V223L79 222V225H80V224L82 225V227H83V229H84V231H85V232H83V235H84V233H85V235H87V236H85V237H87V239H89V237H91L92 241H91L90 239H89V241H91L90 243L92 244V246H91L92 249L94 248V249L97 250L98 247L101 248V247L103 246L102 244H104V246L106 247V245H108V242H106V241H109V240H110V242L112 243V245L115 244V245H113V246H115V247H113V246H112V247H113V248H116V247L119 245V244L116 245L119 241L115 243V242H114V241H115V240H114L115 238L113 237L114 239H113V238L110 239V238L112 237V235H111V237H110V235H109V237H108V235H107V234H108L107 232H108V229H109V224H110V223H109V219H105V218H103V215H101L102 217H100L99 213L97 214V217H98V215H99V217L97 218V217H96V212H95L96 210L93 209L94 212H95V217H96V218L94 217V218H95V219H94V218H93L94 215H93V216L91 215V214L94 213V212H92V209H91V208H90V211L87 210V211L89 212V214L86 212V210H84V211L86 212V213H85V212L83 211ZM146 209H147V208H146ZM150 209H151V208H150ZM150 209H148V210H150ZM170 209H171V208H170ZM172 209H171V211H168V210H167V212H165V213H167L168 215H170L169 212H171V215H172V212L174 211V210H172ZM192 209H193V207H192ZM201 209H202V208H201ZM201 209H200V211H201ZM203 209H205V208H203ZM245 209H246V208H245ZM247 209H249V208H247ZM2 210H3V209H2ZM27 210H28V209H27ZM52 210H53V209H52ZM58 210H59V209H58ZM60 210H61V209H60ZM60 210H59V211H60ZM63 210H64V209H63ZM114 210H115V209H114ZM119 210H120V209H119ZM143 210H144V212H145V209H143ZM249 210H252V209H249ZM0 211H1V210H0ZM8 211H11V210H8ZM50 211H51V210H50ZM65 211H66V209H65ZM68 211H69V210H68ZM70 211H71V210H70ZM74 211H73V212H74ZM80 211H78V212L81 213ZM99 211H100V210H99ZM121 211H122V210H121ZM152 211H153V210H151V212H152ZM181 211H183L184 213L187 212L186 210H185V211H184V210H181ZM194 211H195V209H194ZM197 211H198V210H197ZM197 211H196V214H195V215H198L199 211H198V212H197ZM212 211H213V210H212ZM246 211H247V210H246ZM253 211H254V210H253ZM30 212H31V210L29 211V213H30ZM36 212H37V211H36ZM36 212H35V213H36ZM61 212H62V211H61ZM78 212H76V213H78ZM177 212H178V210H177ZM177 212H175V213L173 212V213L175 214V215L173 214L174 217H175V216H176V217H177V216L179 217V214H182L180 211H179L180 213L178 212L179 214H178ZM215 212H217V211H215ZM254 212L256 213V211H254ZM258 212H259V211H258ZM262 212H263V211H262ZM0 213H1V212H0ZM11 213H12V211H11ZM48 213H50V212H48ZM51 213H53V212H51ZM51 213H50V214H51ZM56 213H57V212H56ZM56 213H55V214H56ZM64 213H65V212H64ZM71 213H72V212H71ZM101 213H102V212H101ZM114 213H115V212H114ZM146 213H147V212H146ZM148 213H149V212H148ZM148 213H147V214H148ZM191 213H192V212H190V214H189V212H188V214H187V213H186V214H187V215H192ZM194 213H195V212H194ZM194 213H193V214H194ZM200 213H201V212H200ZM202 213H203V212H202ZM202 213H201V215L199 214L201 217L204 215V213H203V215H202ZM208 213H209V212H208ZM212 213H213V212H212ZM247 213H248V212H247ZM249 213H250V211H249ZM251 213H252V212H251ZM7 214H8V213H7ZM27 214H28V213H27ZM31 214H32V212H31ZM37 214H38V213H37ZM50 214H49V216H50ZM67 214L70 215V213H67ZM122 214H123V217H124L125 220L128 219V218L130 217V216L127 217V214H124V212H122ZM156 214H157V213H156ZM256 214H257V213H256ZM256 214H255V215H256ZM258 214H259V213H258ZM5 215H6V214H5ZM33 215H34V213H33ZM42 215H43V214H42ZM51 215H52V214H51ZM58 215H59V214H58ZM64 215L66 216V214H64ZM90 215H91V218H93L92 220L90 219ZM116 215H117V214H116ZM182 215H185V214H182ZM187 215L184 216V217L187 218ZM199 215L197 216V218H199ZM214 215H215V214H214ZM214 215H213V217H211V219H212V218L214 219L213 221H215V219H216V218H214V217H217V218H218V214H216L217 216H214ZM249 215H251V214H249ZM262 215H263V214H261V216H262ZM0 216H2V215H0ZM6 216H7V215H6ZM39 216H40V215H39ZM47 216H48V214H47ZM49 216H48L47 218H49ZM71 216H72V215H71ZM88 216H89V217H88ZM106 216H107V215H106ZM154 216H155V215H154ZM207 216H208V214H207ZM234 216H235V215H234ZM3 217H4V215H3ZM3 217H2V218H3ZM8 217H9V216H8ZM11 217H12V215H11ZM11 217H10V219H11ZM35 217H36V216H35ZM51 217H53V216H51ZM51 217H50V218H51ZM57 217H58V219L60 218V216H57ZM66 217H67V216H66ZM77 217H78V216H77ZM104 217H105V216H104ZM168 217H169V216H168ZM171 217H172V216H171ZM184 217H181V215H180V219H181L180 224H183L182 220H183V219L185 220ZM193 217H194V216H193ZM193 217H192V218H193ZM243 217H244V219L242 220ZM0 218H1V217H0ZM4 218H5V217H4ZM4 218H3V219H4ZM55 218H56V217H55ZM64 218H65V217H64ZM64 218H63V219H64ZM88 218H89V221L91 220L90 222H88L89 224L87 223V219H88ZM116 218H117V217H116ZM130 218H131V217H130ZM153 218H154V217H153ZM153 218H152L151 221H149V223L147 222V225H146V223H144L145 221H144V222L142 221L143 224H145V225L147 226V231H146L147 233L144 232V233H145V236H146V234H147L146 237H148V235L151 237V241L149 242V241L147 240V245L145 244L146 246H144V247H145V248H144V249H145V251H144L145 254H146L150 259H152L153 262L156 261V264H177L175 261L172 260V259L174 258L173 256H177V257H179V258H183V259L190 260V261L192 260V262H194L195 264H198V262H199V261H197V260H198V255H192V254H190V253H189V255H188V254L185 252L186 249L184 250V253H183V251H182V252H179L178 250H180L181 248L179 247L180 249L178 248V250H177L175 247H173V245H172L173 243L169 242V240H168L167 234H168V231H169V230L166 229V228H163L162 225H160L161 223L158 225L157 221H155V219H153ZM165 218H166V217H165ZM182 218H183V219H182ZM189 218H191V217H190V216L188 217V222L191 220V219L189 220ZM194 218H195V217H194ZM197 218L194 220L195 222L193 221L194 223L197 222ZM202 218H203V217H202ZM10 219L8 218V220H10ZM13 219H14V218H13ZM39 219H40V218H39ZM65 219H66V218H65ZM67 219H68V218H67ZM85 219H86V221H85ZM113 219H114V218H113ZM170 219L172 220V218H170ZM199 219H200V218H199ZM204 219H207V218H203V220H204ZM208 219H209V217H208ZM246 219H247V218H246ZM260 219H261V218H260ZM262 219H263V217H262ZM0 220H2V219H0ZM14 220H15V219H14ZM40 220H41V219H40ZM52 220H53V218H52ZM60 220H61V219H60ZM125 220H124V221H125ZM129 220H130V219H129ZM166 220H169V219H166ZM203 220L200 219V220H198V222H199V221H200V222L202 221L203 223H202V222H201V223L199 222V223L204 225V221H207V220H204V221H203ZM219 220H221V219H219ZM219 220H218V221H219ZM247 220H248V219H247ZM250 220H251V219H250ZM250 220H249V221H250ZM10 221H12V220H10ZM16 221H18V223H19V220L16 219ZM38 221H39V220H38ZM55 221H56V220H55ZM58 221H59V220H58ZM64 221H65V220H64ZM66 221H67V220H66ZM81 221H85V224L83 225L82 223H84V222H81ZM127 221H128V220H127ZM135 221H136V220H135ZM172 221H173V220H172ZM211 221H212V220H211ZM211 221H210V222H211ZM243 221H245V222H243ZM256 221H257V220H256ZM13 222H14V221H13ZM22 222H23V221H22ZM27 222H28V221H26V223H27ZM47 222H49V221L47 220ZM56 222H57V221H56ZM56 222H55V223H56ZM61 222H63V220H61ZM67 222H68V221H67ZM131 222H132V221H131ZM193 222H192V223L190 222V223L188 224V226H189L190 224H193ZM198 222H197V223H198ZM224 222H222V223L220 222L219 224H223ZM247 222H248V221H247ZM250 222H251V221H250ZM260 222H262V221H260ZM4 223H5V222H4ZM24 223H25V222H24ZM43 223H44V222H43ZM50 223H51V222H50ZM113 223H115V222H113ZM170 223L172 224V222H170V220H169V224H170ZM199 223H198V226H199V228H200ZM215 223H216V222H215ZM12 224H14V223H12ZM16 224H17V223H16ZM28 224H29V223H28ZM28 224H27V225H28ZM32 224H33V223H32ZM32 224H31V227H32ZM44 224H45V223H44ZM47 224H48V223H47ZM58 224H59V222L57 223V225H58ZM62 224H64V222H63ZM67 224H68V223H67ZM87 224H88V225H87ZM125 224H126V223H125ZM129 224L131 225L132 223H129ZM169 224H168V225H169ZM171 224H170V226H171ZM217 224H218V223H217ZM257 224H258V223H257ZM8 225H9V224H8ZM17 225H18V224H17ZM19 225H20V223H19ZM19 225H18V226H19ZM27 225H26V226H27ZM29 225H30V224H29ZM52 225H53V224H52ZM54 225H55V224H54ZM59 225H60V227H61V224H59ZM72 225H73V226L76 225V226H75L76 228L79 227L77 224H72ZM72 225H71V223H70L69 226H72ZM86 225H87V226H86ZM184 225H187V224H184ZM184 225H183V226H184ZM223 225H224V224H223ZM258 225H260V224H258ZM258 225H257V228H260V226L262 225V223H261L260 226H258ZM22 226H23V225H22ZM50 226H51V225H50ZM55 226H56V225H55ZM55 226H54V227H55ZM65 226H66V225L64 224V226H63L64 229L66 228ZM67 226H68V225H67ZM84 226L86 227V229H85ZM174 226H175V225H174ZM174 226L172 227L173 229L176 228V227H174ZM180 226H181V225H180ZM183 226H181V227L183 228ZM188 226H186V227L188 228L187 232L190 231L189 228L191 229V227H192V229H191V230H192V233H191V231L188 232V233H191L192 236L195 235L196 233H195L194 230H193V229L195 228V227H193L194 224H193V225H190V227H188ZM195 226H196V229H195L196 232H197V231L199 232L200 229L197 228V227H198L197 225H195ZM228 226H227V227H228ZM7 227H8V226H7ZM10 227H11V226H10ZM14 227H15V226H14ZM27 227L29 228V226H27ZM33 227H34V225H33ZM33 227H32V228H33ZM35 227H36V226H35ZM51 227H52V226H51ZM131 227H132V225H131ZM186 227H184V228L186 229ZM201 227H202V226H201ZM207 227H208V226H207ZM209 227H210V225H209ZM222 227H223V226H222ZM224 227H225V225H224ZM227 227H225V228L228 230L229 227H228V228H227ZM1 228H2V226H1ZM8 228H9V227H8ZM17 228H19V227H17ZM23 228H24V227H23ZM28 228H27V229H28ZM39 228H40V227H39ZM52 228H53V227H52ZM52 228H50V229H52ZM76 228H74V231H71V232L75 233V231H77ZM129 228H130V227H129ZM168 228H169V227H168ZM184 228H183V229H184ZM218 228L221 229V227H218ZM248 228H249V229H248ZM257 228H256V229H257ZM6 229H7V228H6ZM29 229L31 230V228H29ZM29 229H28V230H29ZM36 229H37V228H36ZM41 229H42V228H41ZM43 229H44V228H43ZM50 229H49V230H50ZM53 229H54V228H53ZM61 229H62V227H61ZM64 229H63V230H64ZM67 229H68V228H67ZM77 229H78V228H77ZM79 229H80V227H79ZM83 229H81V230L83 231ZM120 229H121V228H120ZM122 229H123V228H122ZM125 229H126V228H125ZM132 229L134 230V226H133ZM132 229L130 228V231H128V232L120 231V232H121V235H122L121 238H123V242H119L121 245H120V247L117 248L116 250H113L112 248L109 247L111 250H113L111 254H110L109 252H107V251L110 250V249L108 248V246L106 247V249L103 247L105 250H104L103 248L101 249L102 251L104 250L105 252H107V253L104 252V254H105V255L107 254V256H104V254H103V255H100V254H102L103 252H102L101 250H99V252H101V253H98V252H97V253H98V255L101 256L102 259L104 258V260H103V262H101L102 259L99 258V260H101V261H99V262H101V263L96 262V264H105V263H106V264H107V263H108V264H110V263L112 264V262H113V264H142V263L140 262V261H141L140 259H134V257H135V253H136V252H135V251L131 252L130 249H129V248H131V246L129 247V243L133 242L132 240H134V239H132V234H131V233H133V231H131ZM140 229H142V228H140ZM145 229H146V227H145ZM197 229H198V230H197ZM201 229H202V228H201ZM205 229H206V228H205ZM205 229H204V230H205ZM222 229H224V228H222ZM21 230H22V228H21ZM23 230H24V229H23ZM55 230H56V229H55ZM57 230H58V229H57ZM57 230H56V232H57ZM71 230H72V228H71ZM115 230H116V229H115ZM118 230H119V229H118ZM170 230H171V229H170ZM175 230H176V229H175ZM175 230H174V231H175ZM204 230H203V231H204ZM209 230H210V228H209ZM218 230H219V229H218ZM227 230H226V231H227ZM5 231H6V230H5ZM19 231H20V230H19ZM33 231H35V228H34ZM33 231H32V232H33ZM42 231H43V230H42ZM44 231H45V230H44ZM52 231H53V230H52ZM52 231H51L50 234L53 233ZM68 231H69V230H68ZM79 231H80V230H79ZM86 231H87V232H86ZM110 231H111V230H110ZM144 231H145V230H144ZM172 231H173V230H172ZM220 231H221V230H220ZM229 231H231V230H229ZM13 232H14V231H13ZM15 232H16V231H15ZM22 232H23V231H22ZM28 232H29V231H28ZM30 232H31V231H30ZM61 232H65V231H61ZM61 232H60V233H61ZM114 232H115V231H114ZM114 232H113V233H114ZM118 232H119V231H118ZM136 232H137V231H136ZM136 232H135V233H136ZM177 232H178V231H177ZM177 232H176V233H177ZM180 232H181V234H183V238H184V235H185V234L182 233V232H185V230H182V231H180ZM187 232H185V233L188 234ZM198 232H197V233H198ZM227 232H228V231H227ZM8 233H10V232H8ZM16 233H19V232H16ZM20 233H21V232H20ZM36 233H37V232H36ZM40 233H41V231H40ZM45 233H46V232H45ZM45 233H43V234H45ZM47 233H49V232H48V228H47ZM79 233H80V232H79ZM86 233H87V234H86ZM141 233H142V232H141ZM194 233H195V234H194ZM200 233H201V231H200ZM200 233H199V235L197 234V236H200V235H201ZM203 233H204V232H203ZM207 233H208V232H207ZM211 233H212V232H211ZM263 233H264V232H263ZM10 234H11V233H10ZM32 234H33V233H32ZM54 234H55V233H54ZM61 234H63V233H61ZM76 234H77V233H76ZM109 234H110V233H109ZM111 234H112V232H111ZM114 234H115V233H114ZM114 234H113V235H114ZM178 234H179V233H178ZM204 234H205V233H204ZM217 234H218V233H217ZM225 234H226V233H225ZM229 234H230V232H228V237H227V235H226L227 240L229 239V237H230V239H231V237H232V240H233V235L230 234V236H229ZM254 234H255V233H253L252 237L254 236ZM23 235H27V233H26V234H25V233H24V234H21L20 236H23ZM40 235H41V234H40ZM45 235H47V234H45ZM45 235H44V239L47 238V237L45 238ZM57 235H58V234H57ZM70 235H71V234H70ZM142 235H143V234H142ZM191 235L188 234V235H186V237H187V236H190V237H191ZM205 235H206V234H205ZM221 235L223 236V234H221ZM256 235H257V234H256ZM256 235H255V238H256ZM16 236H17V235H16ZM18 236H19V235H18ZM20 236H19V237H20ZM30 236H32V235H30ZM35 236H36V235H35ZM52 236H53V234H52ZM60 236H61V235H60ZM106 236H107V237H106ZM116 236H117V235H116ZM116 236H115V237H116ZM133 236H134V235H133ZM145 236H144V237H145ZM197 236H194V237H197ZM202 236H203V234L200 236V238H198V237H197V238L200 240V239L202 238ZM206 236H207V235H206ZM208 236L211 237V234L208 235ZM217 236H218V235H217ZM222 236H221V237H222ZM28 237H29V236H28ZM28 237H27V238H28ZM42 237H43V235H42ZM48 237H49V236H48ZM53 237H54V236H53ZM55 237H56V235H55ZM77 237H79L78 234H77ZM80 237H81V236H80ZM85 237L82 238V239H85ZM140 237H141V236H140ZM146 237H145L144 239H146ZM221 237H220V238H221ZM226 237H225V239H226ZM250 237H251V236H250ZM261 237H262V236L260 235V238H259V237H258V238L261 239ZM10 238H11V237H10ZM15 238H16V237H15ZM61 238H62V237H61ZM203 238H205V237H203ZM208 238H209V237H208ZM2 239H3V238H2ZM2 239H1V240H2ZM23 239H24V238H23ZM23 239H22V240H23ZM28 239H29V238H28ZM30 239L32 240V237H30ZM68 239H69V238H68ZM87 239H86V240H87ZM144 239H143V242L146 241V240H144ZM184 239H185V238H184ZM187 239H188V238H187ZM195 239H196V238H195ZM206 239H207V238H206ZM206 239H205V241H207V240L210 241V240H211V239H207V240H206ZM212 239H213V238H212ZM223 239H224V238H223ZM230 239L228 240V242L230 241ZM256 239H257V238H256ZM262 239H263V240H262V243H263V242H264V235H263V238H262ZM9 240H10V239H9ZM11 240H12V239H11ZM16 240H17V239H16ZM49 240H51V239H49ZM56 240L58 241L59 239L56 238ZM86 240H83V242L86 241ZM111 240H112V241H111ZM117 240H118V239H117ZM117 240H116V241H117ZM139 240H140V238H139ZM149 240H150V239H149ZM188 240L191 242L190 239H188ZM188 240H187V241H188ZM203 240H204V239H203ZM203 240H201V241H203ZM216 240H217V239H216ZM232 240L230 241V243H231V242H234V243L236 242V241H232ZM26 241H27V240H26ZM36 241H37V240H36ZM54 241H55V239H54ZM59 241H60V240H59ZM68 241H69V240H68ZM76 241H77V239H76ZM130 241H131V242H130ZM175 241H176V240H175ZM184 241H185V240H184ZM201 241H198V242H201ZM258 241H259V240H258ZM258 241L256 240V243H258ZM1 242H2V241H1ZM7 242H8V241H6V243H7ZM10 242H11V241H10ZM15 242H16V241H15ZM15 242H14V243H15ZM20 242H22V241H20ZM23 242H24V241H23ZM23 242H22V243H23ZM27 242L29 243V241H27ZM37 242H38V241H37ZM48 242H49V241H48ZM50 242H51V241H50ZM52 242H53V241H52ZM63 242H64V241H63ZM74 242H75V241H74ZM74 242H73V244H74ZM80 242H81V241H80ZM87 242H88V241H87ZM87 242H85V243L87 244ZM100 242L102 243V244H101L102 246H100V244H99ZM110 242H109V244H110ZM113 242H114V243H113ZM198 242L195 241V243H193V244H196V243L198 244ZM203 242H204V241H203ZM224 242H225V240H224ZM228 242L226 241L227 246H228ZM260 242H261V241H259V243H260ZM4 243H5V241H4ZM4 243L2 244L1 247H5V246H6V245H4ZM12 243H13V242H12ZM22 243H20V244H22ZM28 243H25V245L28 244ZM35 243H36V242H35ZM61 243H62V242H61ZM75 243H76V242H75ZM77 243H78V242H77ZM93 243H94V245H93ZM144 243H145V242H144ZM187 243H188V242H187ZM218 243H220V241H219ZM248 243H250V242H248ZM254 243H255V242H254ZM15 244H16V243H15ZM18 244H19V242H18ZM31 244H32V243H31ZM33 244H34V242H33ZM39 244H40V243H39ZM64 244H66V242H65ZM82 244H83V243H82ZM91 244H89V245H91ZM97 244H98V246H97ZM197 244H196V246H197ZM220 244H222V242H221ZM220 244H219V245H220ZM235 244H236V245H234V244L231 243V245H233V246H237V243H235ZM252 244H253V243H252ZM252 244H251V245H252ZM3 245H4V246H3ZM7 245H9V244L7 243ZM13 245H14V244H13ZM34 245H35V244H34ZM40 245H41V244H40ZM58 245H60V243H58ZM62 245H63V244H62ZM110 245H111V244H110ZM198 245H199V244H198ZM204 245H205V243H204ZM207 245H208V244H207ZM209 245H210V244H209ZM209 245H208V246H209ZM219 245H218V247H219ZM224 245H225V243H224ZM254 245H255V244H253V246H254ZM16 246H17V245H16ZM23 246H24V245H23ZM36 246H37V245H36ZM44 246H45V245H44ZM56 246H57V245H56ZM85 246H86V245H85ZM94 246H96V248H95ZM132 246H133V244H132ZM174 246H175V245H174ZM196 246H195V247H196ZM225 246H226V245H225ZM233 246H228V247H233ZM238 246H237V247H238ZM243 246H244L245 248H244ZM255 246H256V245H255ZM255 246H254V247H255ZM259 246H260V245H259ZM6 247H7V246H6ZM27 247H28V245H27ZM51 247H52V246H51ZM66 247H67V246H66ZM91 247H88V248H91ZM181 247H182V245H181ZM210 247H211V246H210ZM220 247H221V245H220ZM228 247H227V248H228ZM254 247H253V248H254ZM14 248H15V247H14ZM19 248H20V247H19ZM33 248H36V247L34 246ZM45 248H46V247H45ZM55 248H56V247H55ZM58 248H59V247H58ZM67 248H68V247H67ZM70 248H71V246H70ZM75 248H76V247H75ZM99 248H98V249H99ZM107 248H108L109 250H108ZM200 248H201V247H200ZM203 248H204V246H203ZM205 248H207L206 245H205ZM211 248H212V247H211ZM214 248H216V247H214ZM239 248H241V247H239ZM256 248H257V249H256ZM1 249H2V248H1ZM16 249H17V248H16ZM27 249H28V248H27ZM29 249H30V246H29ZM31 249H32V248H31ZM31 249H30V250H31ZM49 249H50V248H49ZM52 249L54 250L53 247H52ZM198 249H199V248H198ZM201 249H202V248H201ZM233 249H234V248H233ZM3 250H5V248H4ZM12 250H13V248H12ZM22 250H23V248H22ZM44 250H45V249H44ZM56 250H57V249H56ZM58 250H59V249H58ZM60 250H61V248H60ZM69 250H70V249H69ZM79 250H80V249H79ZM86 250H87V249H86ZM96 250H95V251H96ZM181 250H182V249H181ZM192 250H193V249H192ZM195 250H196V249H195ZM195 250H194V251H195ZM207 250H208V249H207ZM207 250L205 249V250H203V251H207ZM209 250H210V249H209ZM213 250H215V249H213ZM216 250H217V249H216ZM216 250H215L214 254L216 253ZM238 250H239V249H238ZM252 250H253V249H252ZM254 250H257L256 252H257V255H258V247H257V246L255 247ZM259 250H260V248H259ZM1 251H2V250H1ZM9 251H11V250H9ZM14 251H15V250H14ZM26 251H27V250H26ZM26 251L24 250L25 253H26ZM35 251L37 252V248H36ZM38 251H41V250H38ZM51 251H52V250H51ZM67 251H68V250H67ZM67 251H66L65 253H67ZM83 251H84V250H83ZM90 251H91V250H90ZM93 251H94V250H93ZM97 251H98V250H97ZM194 251H193V252H194ZM220 251H221V250H220ZM12 252H13V251H12ZM15 252H16V251H15ZM15 252H14V253H15ZM54 252H55V251H54ZM61 252H62V251H61ZM85 252H86V251H85ZM91 252H92V251H91ZM209 252H210V251H209ZM211 252H212V251H211ZM223 252H224V251H223ZM234 252H235V250H234ZM237 252H238V251H237ZM263 252H264V250H263ZM33 253H34V252H33ZM49 253H50V252H49ZM51 253H52V252H51ZM69 253H70V252H69ZM93 253H95V252H93ZM93 253H92V254H93ZM201 253H202V252H201ZM203 253H204V252H203ZM203 253H202V255H203ZM217 253H218V252H217ZM0 254H2V252H1ZM18 254H19V253H18ZM29 254H31V253H29ZM40 254H41V256H42V253H40ZM40 254H39V255H40ZM44 254H45V252H44ZM54 254H55V253H54ZM54 254H53V255H54ZM57 254H58V253H57ZM60 254H61V253H60ZM72 254H73V253H72ZM78 254H79V253H78ZM87 254H88V253H87ZM90 254H91V253H90ZM108 254H110L111 257H110V255L108 256ZM133 254H134V255H133ZM204 254H205V253H204ZM225 254H226V253H225ZM234 254H235V253H234ZM236 254H237V253H236ZM4 255H5V254H4ZM21 255H22V254H21ZM37 255H38V254H37ZM50 255H51V254H49L48 256L51 257ZM79 255H81V254H79ZM138 255H139V254H138ZM142 255H144V253H143ZM216 255H217V254H216ZM222 255H223V254H222ZM222 255H221V256H222ZM226 255H227V254H226ZM237 255H238V254H237ZM257 255H256V256H257ZM259 255H260V254H259ZM0 256H1V255H0ZM22 256H23V255H22ZM54 256H57V255H54ZM72 256H73V255H72ZM93 256H95V255H93ZM93 256L91 255L92 258H93ZM96 256H97V254H96ZM96 256H95V257H96ZM219 256H220V253H219ZM252 256H253V257H252ZM10 257H11V256H10ZM34 257L36 258V254H35ZM38 257H39V256H38ZM43 257H44V256H43ZM62 257H63V256H62ZM69 257H71V256H69ZM80 257H81V256H80ZM80 257H79V258H80ZM84 257H86V255H85ZM89 257H90V256H89ZM89 257H88V258H89ZM95 257H94V258H95ZM97 257H98V256H97ZM105 257H107V258H105ZM136 257H137V255H136ZM172 257H173V258H172ZM203 257H204V256H203ZM213 257H214V256H213ZM216 257H217V256H216ZM229 257H230V256H229ZM244 257H245V258H244ZM0 258H1V259H4L2 256H1ZM23 258H24V257H23ZM58 258H59V256H58ZM144 258H145V257H144ZM211 258H212V257H211ZM214 258H215V257H214ZM214 258H213V259H214ZM222 258H223V257H222ZM222 258H220V259H222ZM252 258H253V259H252ZM1 259H0V262L2 261ZM21 259H22V258H21ZM49 259H50V258H49ZM59 259H60V258H59ZM70 259H71V258H70ZM81 259H82V258H81ZM97 259H98V258H97ZM97 259H95L94 261H98ZM126 259H128L129 261L126 260ZM199 259H200V258H199ZM218 259H219V257H218ZM220 259H219V260H220ZM224 259H228V258H224ZM230 259H231V258H230ZM63 260H64V258H63ZM84 260H86V259H84ZM84 260H83V263H84ZM125 260H126L127 262H126ZM142 260H143V259H142ZM215 260H216V259H215ZM215 260H213V261H215ZM237 260H238V259H237ZM252 260L255 261V262L253 263ZM50 261H51V260H50ZM55 261H57V257H56V260H55ZM87 261H88V260H87ZM106 261H108V262H106ZM220 261H221V260H220ZM220 261H218V263H219ZM235 261H236V260H235ZM238 261H239V260H238ZM240 261H241V260H240ZM244 261H245V260H243V262H242L243 264H245ZM29 262H30V260H29ZM34 262H36V261H34ZM45 262H46V261H45ZM52 262H53V263H52ZM52 262H51V263L54 264V261H52ZM65 262H66V261H65ZM80 262H81V261H80ZM125 262H126V263H125ZM149 262H150V261H149ZM261 262H263L262 259H261ZM23 263H24V262H23ZM26 263H28V262H25V264H26ZM38 263H39V262H38ZM63 263H64V262H63ZM70 263H71V262H70ZM73 263H74V261H73ZM73 263H71V264H73ZM86 263H87V262H86ZM88 263H89V262H88ZM94 263H95V262H94ZM94 263H93V264H94ZM151 263H152V261H151ZM154 263H155V262H154ZM216 263H217V261H216ZM238 263L240 264V262H238ZM238 263H237V264H238ZM251 263H250V264H251ZM28 264H29V263H28ZM46 264H47V263H46ZM56 264H59V263L57 262ZM61 264H62V263H61ZM67 264H68V261H67ZM143 264H144V263H143ZM212 264H213V263H212ZM220 264H222V263H220ZM255 264H256V263H255ZM258 264H259V263H258Z\"/></svg>", "mask_w": 264, "mask_h": 264}]
</instances>
